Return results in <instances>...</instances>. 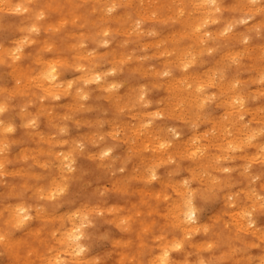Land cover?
<instances>
[{
	"label": "rangeland",
	"instance_id": "obj_1",
	"mask_svg": "<svg viewBox=\"0 0 264 264\" xmlns=\"http://www.w3.org/2000/svg\"><path fill=\"white\" fill-rule=\"evenodd\" d=\"M19 1V0H18ZM17 0H5V1H2V0H0V4H3V3H5L6 4V8H5V4H3L2 6L6 9V10H4V8L2 7V9L0 8V42L2 43V46H3V49H2V51L5 49V50H7L5 53L4 52H2L0 55H2V56H0V59L2 60H0L1 62H0V87H1V89H0V91H2V92H0V103L2 102V103H5L7 106H5L4 104V111L2 112V120H5L4 122L6 123L7 122V124H13L15 127H14V131H11V132H4V131H2V130H0V143L1 142H3V141H6L7 143L3 146L4 147V151H5V154H4V152H0V155L1 154H4L3 155V157L4 156H7V158L9 159H5L6 160V162L4 163V168H0V210L3 208V207H5V208H3L0 212V264H19V263H21V264H51L53 261H54V259H55V256L58 254L60 257H59V259L60 260H63V258L66 260H64L65 262H64V264H153V261H154V258H156L159 254H160V245L161 244H163V243H165V240H167L168 239V241H169V239H171V240H173V238H174V236L176 237V238H174V240H183L185 243H183V241H182V243H183V248L182 249H177V250H172V252H171V263L170 264H184V262L182 263L181 261H184V259H185V257H186V261H185V264H186V262L188 263V262H190V264H192L193 262H198V260L200 259V258H202L203 260H204V264H262L263 262H264V239H262L261 237H260V235L261 234H263V233H256L257 231H253V232H245V230L242 228H238L239 226L237 225V223H236V221H235V219H236V215H237V213L238 212H240V211H247V212H250L251 213V216L254 218L255 217V221H256V224H258V226L260 227V229L262 230V231H264V205L262 206L261 204H262V199H264V148L261 146L260 148H262V151H261V149L260 148H257V146H256V144L258 143L257 141H260L261 143H264V133L261 135V133L262 132H264V116L263 117H260V116H262L263 114H264V110H263V108H264V80H262L263 78H264V72L262 73V71H261V67H262V70H264V59H261V57L263 56V58H264V54H260L259 56H261V57H259V58H257L258 56H257V54L258 53H260V51L262 50V52L261 53H264L263 51H264V0H257L256 2H255V5H254V3L251 1L250 2V5L252 6V5H254V7H252V8H254V11H256V13L254 12H248V9H249V7H250V5H249V1L248 0H241V1H239V0H222V1H220V5H221V7H222V12H221V14L219 15V17H220V21H219V24L218 23H216V22H214V24H212L213 23V21L211 20V19H206L205 18V16H207V15H205V14H203L202 12H203V9H201L202 10V12H200V8H201V6H203V5H205V3H203V5L201 4V2H202V0H193L192 2L191 1H189V0H174V1H172L171 2V0L169 1V2H171V3H168V0H136V1H134V0H119L120 2H118V0L116 1H114V0H109V2H108V0H70V2H72L73 1V3L71 4L69 1H64V0H32V2H30L29 0H27V4H28V6L30 7L29 9H31V10H35V9H37L38 11H41L42 9H44V10H42V11H44L45 12V16L44 17H42V19L41 18H37V20H39L40 19V21H36V18L35 19H33V18H27L26 17V15L25 14H22V13H20L19 11H17V12H14V11H7L8 10V8L10 9L11 7H10V5L12 6V4L14 3L15 4V2H18ZM29 1V2H28ZM101 1V2H100ZM106 1V2H105ZM123 1V4L121 3ZM127 1V3L128 4H130V5H128V4H126L125 2ZM129 1H131L130 3H129ZM141 1V2H140ZM144 1L147 3V4H149V7L148 6H145L146 4L144 3ZM167 3H166V2ZM181 1V3L182 4H185V6H183L181 3H179ZM196 1H198V3L196 2ZM239 1V2H238ZM248 1V2H247ZM261 1H262V3H261ZM1 2H3V3H1ZM12 4H11V3ZM50 2V3H49ZM77 4H76V3ZM112 2V3H111ZM117 2V3H116ZM137 2H139V3H137ZM157 2H158V5H157ZM163 2H165L164 3V5L163 4H161V3H163ZM173 2H175L176 3V5L175 4H173ZM194 2H196L195 3V5H193L194 4ZM259 2V3H258ZM10 4V5H7V4ZM22 3H25L26 4V2H22ZM108 3V5H106ZM111 3V4H110ZM120 3V4H119ZM137 3V4H136ZM153 3V4H152ZM177 3H179V4H177ZM201 4V5H198V4ZM256 3H257V6H256ZM46 4H50V5H46ZM57 4V8L55 7V5ZM82 4V5H81ZM113 4V5H112ZM116 4H117V6H119V7H117L116 6ZM119 4V5H118ZM141 4V5H140ZM155 4V5H154ZM160 4L162 5L161 7H162V13H161V10H160ZM167 4V6H165ZM234 5V6H232V5ZM236 4H237V6H236ZM259 4H260V6H259ZM262 4V5H261ZM54 5V8H52V6ZM77 5V6H76ZM79 5H81V6H79ZM95 7H94V6ZM104 5H106V7L108 8V9H106L105 8V10L103 9L105 6ZM113 6L114 8L109 12V7L110 6ZM134 5V6H133ZM151 5V6H150ZM169 5H171V6H169ZM196 5H198L199 6V8L196 6ZM223 5H224V7L225 8H223ZM7 6H9V7H7ZM51 7V9H49V7ZM102 6H104V7H102V9H101V11L99 10L100 8ZM137 6H139V7H137ZM144 6V8H142ZM237 7L236 9H234V8H232V7ZM13 7V6H12ZM32 7V8H31ZM58 7H59V9H58ZM148 7V8H147ZM154 7V8H153ZM157 7V8H156ZM163 7H165V9H163ZM167 7H168V9H167ZM171 7V8H170ZM178 7H185L184 9H185V11H184V9H181V10H179V8ZM196 7V8H195ZM204 7V6H203ZM229 9H227V8ZM239 7V8H238ZM243 7V8H242ZM258 9L259 8V10L257 11L256 10V8ZM14 8V7H13ZM13 8H11L12 10H14ZM42 8V9H41ZM47 8V9H46ZM57 10H56V9ZM95 8H97L99 11H95V13H94V11H92V9L93 10H95ZM142 8V9H141ZM147 8V9H146ZM157 10H156V9ZM175 10H177L178 12L176 13V11L174 12V14L172 13L173 12V10L174 9ZM186 8H188V11L189 12H187V10H186ZM190 8V9H189ZM231 8V9H230ZM260 8H262V9H260ZM40 9V10H39ZM54 9H55V11H54ZM91 9V10H90ZM140 9V10H139ZM153 9V10H152ZM154 9L156 10V11H158V13L156 14L155 12H154ZM169 9L171 10L170 11V13H172V15L169 13ZM197 9H198V11H197ZM238 9H240L239 11H238ZM244 10V11H241V10ZM247 9V10H246ZM37 10H35L36 11V13H37ZM72 10L74 11V13L72 12ZM78 10H81V11H78ZM196 10V11H195ZM104 11H106V12H104V16H106L105 18H106V20L109 18L110 20H107V21H105V19H104V16H102L103 15V12ZM138 11H139V13H140V15H138L139 13H138ZM142 11V12H141ZM152 11H153V13H154V15H150V14H153L152 13ZM191 11V12H190ZM245 11H247V13L245 12ZM261 11V12H260ZM60 12V13H59ZM69 12H71V13H69ZM76 12V13H75ZM92 12V13H91ZM108 12V13H107ZM112 12V13H111ZM126 12H128L129 13V16H128V18L127 19H129V17L131 18V19H129V21L125 18V20L126 21H124V22H126V23H124L122 20H124L123 18L126 16V15H128ZM144 12H146V13H144ZM148 12V13H147ZM163 12H164V14H163ZM182 12H187V14L189 13H191V15H188L189 17H191V18H189V20L187 19L188 18V16H187V18H186V16H185V14L183 15V13ZM193 12V13H192ZM258 12V13H257ZM263 12V13H262ZM80 13H83V17H82V15H80ZM102 13V14H101ZM113 14V15H116V16H114L113 17V15H111V14ZM142 13H143V15H142ZM150 13V14H149ZM166 13V14H165ZM169 13V14H168ZM178 13H181V14H178ZM245 13V14H244ZM253 13V14H252ZM50 14V15H49ZM110 16H109V15ZM124 14V15H123ZM145 14V15H144ZM148 14V15H147ZM159 14V15H158ZM164 15L163 17L161 16V15ZM246 14H248L247 15V17H245L246 16ZM47 15V16H46ZM82 17H80V16ZM86 15V16H85ZM121 15H123V18L122 19H120V16ZM141 15H142V17H141ZM156 15H158L159 17H161V19H159V17L157 16L156 17ZM169 15H170V17H172L171 19L173 20V18L175 19V17H177L178 15L180 16H178L177 18H176V20L175 21H172V20H170V17H169ZM177 15V16H176ZM181 15H183L182 17H181ZM193 15V16H192ZM245 15V16H244ZM61 16V17H60ZM63 16V17H62ZM99 16H100V19H99ZM117 16H119V17H117ZM138 16H140V17H138ZM143 16H145V17H143ZM146 16H150L149 18L148 17H146ZM167 16V17H166ZM185 16V17H184ZM200 16H202L203 18H201V20H203V21H201L202 22V24H200L201 22H199V24L202 26H198L199 28L197 29V22L196 21H200L199 19H197L198 17H200ZM225 16H226V18H225ZM243 16H244V18H243ZM251 16L253 17V18H251ZM66 17V18H65ZM70 17L71 18H76V19H74V21H76V22H74L73 21V19H71V23L69 22L70 20ZM101 17H102V19H101ZM151 17H156L155 19H150ZM166 17V18H165ZM192 17H193V21H195V22H193V23H187V21L185 22V24H189L188 25V27H187V25L185 26V24H183L184 22H183V20H181L182 18H185V19H187L188 20V22H191V20H192ZM195 17H196V19H195ZM209 17H211V16H209ZM241 17V18H240ZM59 18H60V20H59ZM77 18H79V21L77 20ZM139 18H141V19H139ZM144 18H147L146 20L144 19ZM159 19V21H158V19ZM164 20H163V19ZM221 18H224L225 20L226 19H229V20H224V19H221ZM231 18V19H230ZM234 18H236V19H234ZM237 18H239V19H237ZM246 18V19H245ZM247 18H250V20H248ZM24 19H26V20H24ZM57 19H58V21H57ZM84 19H86V20H84ZM118 19V20H117ZM150 19V20H149ZM157 19V20H156ZM168 21H167V20ZM178 19H180L182 22H178V21H180V20H178ZM242 19V20H241ZM244 19H245V22L244 23H239L240 22V20L241 21H244ZM23 20V21H22ZM36 22H35V21ZM62 20V21H61ZM89 20V21H88ZM91 20H92V22H95V24L98 26H96L95 24V26L93 25V24H91L92 22H91ZM103 20H104V22H103ZM117 20V21H116ZM131 20H133V21H131ZM135 20H137L138 22L141 20V22L142 21H144V22H137L136 23V21ZM211 20V21H210ZM224 20V21H223ZM230 20H231V22H230ZM238 20H239V22H238ZM263 20V21H262ZM34 21V22H33ZM55 21H56V24H55ZM68 21V22H67ZM132 22V25L133 24H135V26L133 25V26H131L130 25V23ZM161 21H163V22H161ZM165 21V22H164ZM167 21V22H166ZM207 21V22H206ZM232 21H236V22H232ZM247 21V22H246ZM256 21H258V23L256 22ZM47 22V23H46ZM50 22H52V23H50ZM91 22V23H90ZM101 22H103V23H101ZM121 22H123L122 24H124V25H122L121 24ZM204 22H205V24H204ZM211 22V23H210ZM226 22H228V24L226 23ZM255 22V23H254ZM261 22H263L262 24H261ZM36 24V26H38V29L39 30H36V31H38V32H36L35 33V30H33L32 28L34 27L33 26V24ZM63 23H65V25L63 24ZM67 23V24H66ZM78 25H77V24ZM82 23H84V24H82ZM165 23V24H164ZM196 24V26H194V25H192V24ZM209 23V24H208ZM256 23H257V25H259V26H257L256 25ZM28 24V25H27ZM46 24V25H45ZM60 24H61V26H60ZM74 24H76V25H74ZM105 24V25H104ZM108 24V25H107ZM119 24H120V28H119ZM139 24H141V25H139ZM204 24V25H203ZM208 24V25H207ZM226 24H227V26H229V25H231V24H234L233 25V28H230L231 29V32H230V29H229V31H228V35L229 36H231L230 38H229V36L226 34V33H222L221 32V34H220V31L219 30H221V29H223V27H226ZM22 25H25V28L24 27H21ZM27 25V26H26ZM33 27H32V26ZM39 25H41V26H39ZM44 25H45V27H46V30H48V28H49V31H46L45 32V28H44ZM62 25H64V26H62ZM82 25L83 27H80V26ZM101 25H103L102 27H101ZM185 26V28H184V26ZM205 25H207L206 27H205ZM246 25H247V27H246ZM253 26V25H255L254 26V30H253V28L251 27V26ZM17 26V27H16ZM35 26V27H36ZM49 26V27H48ZM53 26H54V28H56V29H54L53 28ZM118 27V28H116V27ZM122 26H124L123 27V29L125 28L126 29V33H128L127 34V36L125 35L126 33H125V31H123V29H122V31L124 32V34H123V32L121 31V28H122ZM131 26V27H130ZM140 26V27H139ZM192 26H194V28L192 27ZM40 27V28H39ZM51 27V28H50ZM104 27V28H103ZM107 29H109V28H113L114 29V27H115V29L117 30V31H119V32H121V33H119V32H114V31H112V32H110L111 30H113V29H109L108 31H109V35H107L108 34V31L106 32V28ZM129 27V28H128ZM132 27H135V34L137 33H141L140 35H134L133 33V31H132V33H131V35H130V33L129 32H131V29H132ZM150 27V28H149ZM154 29H152V28ZM183 27V28H182ZM187 27V28H186ZM190 27V28H189ZM196 27V28H195ZM205 27V28H204ZM260 27V29H258ZM21 28H23V29H20ZM63 28V29H62ZM100 28H101V30H100ZM102 28H103V30L104 29H106V30H104L105 31V33L102 31ZM137 28V29H136ZM138 28H142L141 30L143 31V32H145L144 34H143V32L141 31V30H139ZM192 28V29H191ZM221 28V29H220ZM28 29H30L29 31H30V34H29V31H28ZM32 29V30H31ZM50 29H51V31H50ZM134 29V28H133ZM132 29V30H133ZM146 29V30H145ZM175 29V30H174ZM178 29H181V30H185V31H187L188 29V31H187V36L184 34V30H183V33H181V31H179V32H176V31H178ZM193 29H195L194 31H193ZM201 29L205 32V30H209L212 34H211V36L210 37H207V38H209L208 40L209 41H206L205 42V45H208V47H210V46H215V48H213V50L212 51H209L208 50V47L207 46H203L204 45V42H202V47L203 48H201L200 46H201V40H200V38L202 37V36H200L201 35V33L203 32H201ZM218 29V30H217ZM251 29V31H249ZM127 30H129V31H127ZM137 30V31H136ZM148 30H150V31H148ZM151 30H153V31H155V33H156V35H155V33L153 32L152 33V31ZM197 30V31H196ZM212 30H214V32H212ZM248 30V31H247ZM27 31V32H26ZM33 31H34V33H33ZM54 33H53V32ZM57 31V32H56ZM71 31H73V32H71ZM77 33H76V32ZM97 31V32H96ZM100 31H102V33H99ZM139 31H141V32H139ZM146 31H147V33L148 32H150V33H146ZM158 32V34H157V32ZM190 31H193V32H191L190 33ZM215 31L217 32V33H219L217 36H216V33H215ZM237 31H238V33H237ZM241 31V32H240ZM259 31V32H258ZM69 33V34H65V33ZM70 32H71V34L72 35H74V32H75V34L77 35L78 33H80V34H78L77 36H68V35H70ZM83 32H84V34H83ZM94 32H96V34L94 33ZM161 32V33H160ZM169 32H171L172 34H175V32H176V34L175 35H171V36H169L168 34H169ZM197 32V33H196ZM236 32V33H235ZM240 32V33H239ZM85 35V34H90L89 36L88 35H86V36H88V37H86L85 36V38H83V36H82V39H83V41H84V43L85 44H83L82 43V39H81V41H80V38L81 37H78V36H80V35ZM112 33V34H111ZM152 33V34H151ZM168 33V34H167ZM179 33H181V34H183V35H185L186 37L184 38V37H182V38H180V37H177V36H180V34ZM194 35H193V34ZM196 33V34H195ZM258 33V34H257ZM91 34H93L94 35V37H96L95 39H93L92 40V38H93V36L91 35ZM98 34V35H97ZM101 34H104L106 37H108V39H109V43H108V45L106 44L105 45V43L104 44H102V42H104L103 40H104V35H103V37H102V35ZM151 34V35H150ZM154 34V35H153ZM164 34H167L168 35V38H170L171 37V39H168V38H166V36L167 35H164ZM199 35V38H198V35ZM239 34H244L243 35V37H249L248 39L246 38L245 40L244 39H242L240 36H242V35H239ZM23 35V36H22ZM30 35V36H29ZM153 35V36H152ZM157 35H158V37H157ZM162 35H164V37L166 38H163V36ZM192 35V36H191ZM222 35V37L225 35H227L226 37L227 38H222V37H220ZM232 35H234V36H232ZM239 35V36H238ZM18 36H20L19 38H18ZM24 36H25V38H24ZM35 37V38H32V37ZM138 38H137V37ZM156 36V37H155ZM172 36H176V38L175 37H172ZM195 36H197V38L198 39H196L195 38ZM235 36H237V39H235L236 37ZM14 37L17 39V41H16V39H15V41H13V39H14ZM27 37V38H26ZM48 37V38H47ZM100 37H102V38H100ZM191 37V38H190ZM218 37H220V38H218ZM235 37V38H234ZM238 37H240L241 39H240V41H238L239 40V38ZM21 38H23L24 39V41H23V39H21ZM29 38V39H28ZM45 38V39H44ZM47 38V39H46ZM100 38V39H99ZM176 39V41H179V43L178 42H176L175 41V39ZM178 38H180V40L178 39ZM194 38V39H193ZM217 38V39H216ZM20 39V40H19ZM31 40L30 41V43L31 44H28L29 43V41H28V45L25 43V41L26 40ZM35 39V40H34ZM39 39H41V40H39ZM42 39H43V41H44V45H45V47L42 45L43 44V41H42ZM126 39V40H125ZM158 39H160V40H158ZM161 39H162V41H164L163 42V44H162V42H161ZM168 39V40H167ZM174 39V40H173ZM181 39H183V40H181ZM192 41H191V40ZM197 41H196V40ZM211 39V40H210ZM215 39V40H214ZM11 40V41H10ZM95 40V41H94ZM96 40H97V42H98V40H102V41H100L99 42V44H101V45H99L97 42H96ZM128 40V41H127ZM134 40V41H133ZM152 42V43H154L153 41L155 40H158L157 42H159L160 44H158V46L159 47H157L158 48V51L157 50H155V49H157L156 48V46H157V44H154L153 46H152V44H149V43H151L150 41ZM195 40V41H194ZM198 40H200V41H198ZM247 40H249V43H248V41ZM21 41H22V43H21ZM35 41V42H34ZM46 41H50L49 43H53L52 45L53 46H55V48H53V46L51 45H49V43L48 42H46ZM125 42V41H127V44H126V42L125 43H122V42ZM141 43H140V42ZM143 41L145 42L144 44L145 45H142V43H143ZM149 41V42H148ZM169 41H172V42H174L175 41V45H174V43H172V42H169ZM193 41L196 43V44H198L199 46H197V48H196V44L194 43L193 44ZM226 41V42H225ZM243 41H245V42H243ZM23 42L25 43V44H23ZM27 42V41H26ZM34 42V43H33ZM38 42V43H37ZM73 42V43H72ZM77 42V43H76ZM80 42V43H79ZM199 42V43H198ZM17 43H21L20 45H23L24 47H23V49L21 50L22 51V53H23V56L21 57V58H19L17 61H15L16 60V58H15V60L13 59L12 61H10L11 59H12V55H10V54H7L8 52H10V50L12 51L14 48H17L18 47V45H17ZM72 44V45H67V44ZM120 43H121V45H120ZM177 43H178V45L179 46H181V47H179L178 45H177ZM193 44L192 46H191V44ZM220 43V44H219ZM48 44V46H49V48L46 46ZM162 44V45H161ZM187 44H189L190 46H188ZM225 44V45H224ZM246 44H249V46L250 47H248ZM254 44V46H252ZM13 45H16L15 47H13ZM27 45V46H26ZM65 45H67V47L65 46ZM83 45V46H82ZM103 45H105V46H103ZM151 45V46H150ZM182 45H183V47H184V49L183 50H185V51H187V49H190V47H191V49L187 52V56L186 55H181L182 53H186L185 51H182ZM185 45V46H184ZM188 47H187V46ZM218 45V46H217ZM256 45V46H255ZM7 46V47H6ZM72 46V47H71ZM79 46V48L77 49V47ZM85 46V47H84ZM145 48H144V47ZM147 46H148V48H147ZM217 46V47H216ZM230 46V47H229ZM258 46L259 47H262V49H260V50H258L259 48H258ZM11 49H10V48ZM47 47V48H46ZM71 47V49L72 50H70L69 48ZM76 47V48H75ZM82 47H84V48H82ZM144 48L143 50H141L142 48ZM161 47V48H160ZM166 47H169V50L166 48ZM179 47V48H178ZM193 47H195L196 49H198L199 47H200V49L202 50V52H201V50L200 49H198V51H195L196 49H194ZM204 47H207V48H204ZM40 48V49H39ZM44 48H46V50H44ZM50 48H53L50 52H49V49ZM68 48V49H67ZM181 50V52L182 53H180V52H178L179 50ZM181 48V49H180ZM245 48L247 49V50H249V51H247V50H245ZM73 49H76V51L78 52V50L79 49H82V50H79L80 52H82V51H84L85 49H87V51H84V52H82L83 53V55H84V57L81 55V53L79 52V55H80V57H79V55L77 54V53H75L76 51L75 50H73ZM84 49V50H83ZM90 50V52H93L92 54L89 52V50ZM94 49V51H92ZM111 49V50H110ZM112 49H115L114 50V52H113V50ZM155 51H154V50ZM162 49V50H161ZM192 49H194L192 52L194 53V55H196V54H198V52H199V54H198V56L196 55V56H194L193 55V57L195 58V57H197V58H195V59H192V52H191V50ZM226 49H228L227 51H226V53H224L223 54V52L226 50ZM233 49V51L232 52H234V51H236V52H234L233 54L231 53V50ZM40 50V51H39ZM59 50V51H58ZM122 50L123 51V53H121L120 51ZM130 50H132L131 52H132V54H131V52H130ZM161 50V51H160ZM208 50V51H207ZM242 50H244V51H242V53H241V51ZM257 50H258V52H257ZM75 51V52H74ZM96 51V52H95ZM107 53L106 55H105V52ZM109 51V52H108ZM152 51V52H151ZM171 51V52H170ZM172 51H174V52H172ZM205 51H207V52H205ZM240 51V52H239ZM14 52V51H13ZM104 52V54H102V56H99V55H101V54H98L97 55V53H103ZM113 52V53H112ZM121 53V54H123L122 56H120V58H117V56L119 57V55L117 54V56H116V53ZM125 52H130L129 54L128 53H125ZM158 52V53H157ZM159 52H161V53H159ZM190 52V53H189ZM197 52V53H196ZM203 52H205V54L203 53ZM210 52H212V53H210ZM229 52V53H228ZM243 52H245V53H243ZM246 52H249L250 53V55L251 54H253V55H251V57H248V54L249 53H246ZM58 53V54H57ZM72 53L74 54V56L72 55ZM125 53V54H124ZM139 53V54H138ZM153 53H154V55H153ZM157 53V54H156ZM189 53V54H188ZM220 53H221V55L222 56H219L220 55ZM237 53V55H234V54H236ZM4 54H6V55H4ZM38 54V55H37ZM39 54H40V56H43V58H45L44 59V61H43V58L42 57H38L39 56ZM42 54V55H41ZM57 54V55H56ZM88 54V55H87ZM91 54V55H90ZM139 56H138V55ZM143 54H145V56H147V54L149 55V54H151L150 55V57H143L142 55ZM166 54H168V56L166 55ZM174 54V55H173ZM201 54V55H200ZM230 54V55H229ZM232 54V55H231ZM242 54H245L246 56L245 57H242L243 55ZM34 55V56H33ZM73 56V58H75V56H76V58L75 59H73L72 58V56ZM88 57H87V56ZM112 55H115V56H113V57H111ZM126 55V56H125ZM127 55H130V56H128L127 57ZM133 55V56H132ZM140 55H141V57H140ZM158 55V56H157ZM161 57H160V56ZM170 55H172L173 57H171ZM190 55V56H189ZM225 55V56H224ZM226 55H229V57L228 56H226ZM237 56L238 58H240V59H238L237 57L235 58H233L234 59V62L232 61L233 59H231V57L232 56ZM249 55V56H250ZM11 56V57H10ZM45 56V57H44ZM62 56H64V57H62ZM96 56V57H95ZM156 56H157V58H156ZM167 57V59L165 60V58ZM185 56H186V58H185ZM200 56V57H199ZM255 56H257L256 58L259 60V61H256L257 59L255 58ZM35 59V57H37L36 59H38L39 58V60L41 59L44 63H46L47 61L48 62H51V60L52 61H56V59H52V58H54V57H57L58 59L59 58H61V59H63L62 61H60V60H57V62H58V67H57V71H58V74L60 75V77H61V80H63L62 82H64L65 80H67V81H69V80H71V79H73V81H75L76 83H74V86H73V88L74 89H77V87H80L81 88V86H83L82 87V89H80V88H78V89H80V92L82 91V90H85V89H87L88 90V92H86L87 90H85V94L87 95V96H85V98H86V100H83L82 101V99H85V98H82L81 99V101H78L79 103H83L81 106L79 105V107L77 106L79 103H76V101L77 100H79L81 97H77V98H79V99H76V97H75V95L76 96H79V95H77V94H79L77 91H79V90H77V91H75V92H77L75 95H70V93H72L73 92V94L75 93L73 90V88L71 89V90H69L68 92L67 91H62L63 93V95L61 94V96H59L57 99H55V97L53 98V100L51 99V97H48V98H45V99H42V98H40L39 96H41L42 94H43V91L40 89V88H37L38 87V78H36V77H39L40 76V74L42 73V71H40V67L41 66H43L44 65V67H42V70L44 69L45 70V68H46V66H47V64H42V61L41 62H38L37 60H36V62H34L33 60V58ZM51 58V59H48V58ZM69 58V62L67 61V60H65V59H68ZM77 57H79V61H77L78 59H77ZM83 57V58H82ZM86 57H87V59H89V60H87L86 59ZM93 57H95V58H93ZM124 57V58H123ZM125 57H127V58H125ZM136 57H139V58H136ZM143 57V58H142ZM188 57H190V58H188ZM217 57H220V58H218L219 59V61H218V59H216ZM223 57V58H222ZM247 57V58H246ZM252 57H254L256 60H254V58H252ZM82 58V59H81ZM85 58V59H84ZM134 58V59H133ZM171 58V59H170ZM177 59V60H175V59ZM184 58H185V60H184ZM199 58V59H198ZM92 60V62H91V60ZM131 59H132V61H131ZM136 59V60H135ZM137 59H138V61H137ZM140 59V60H139ZM144 59V60H143ZM173 59V60H172ZM182 59H183V62H185V63H187V64H185V63H183V62H178V60H180V61H182ZM197 59V60H196ZM203 59V60H202ZM223 60L224 61V59L225 60H227V61H221V60ZM231 59V60H230ZM237 59V60H236ZM5 60V61H4ZM74 60H75V62H74ZM111 60V62H109ZM123 60V61H122ZM143 60V61H142ZM161 60V61H160ZM172 60V61H171ZM187 60V61H186ZM192 60H194V61H192ZM199 60L200 61H202V63L203 64H201V62L200 63H198L199 62ZM217 60V61H216ZM242 61L241 63L242 64H240L239 63V65H240V67H239V65H237L238 64V62L239 61ZM8 61H9V64L12 66V68H11V66L10 65H8ZM14 61V62H13ZM71 61H73L74 63H72ZM76 61H77V65H76ZM82 61V62H81ZM137 61V62H136ZM170 61V62H169ZM177 61V62H176ZM190 61V62H189ZM196 61H197V63H196ZM204 61V62H203ZM228 61H229V63H232V64H230L229 65V63H228ZM238 61V62H237ZM255 63H254V62ZM2 62H4V63H2ZM47 62V63H48ZM68 63V64H65V66L64 67H61V66H63V64L64 63ZM96 63V64H101V66L98 64V65H96V64H93V63ZM163 62H165V63H170V65H169V63H168V65L166 64L165 66H164V63ZM174 62V64L176 65V64H181L182 65V63L185 65V66H187V68H184L183 69V66H182V69L181 68H179L180 66H175L174 64H172ZM218 63V64H216V63ZM222 62L224 63V65L222 64ZM226 62V63H225ZM20 65H19V64ZM40 63V64H39ZM61 63H63V64H61ZM86 63V64H85ZM90 63V64H89ZM243 63H245V65L243 64ZM71 66H70V65ZM82 65V66H88L87 68H90V66L92 65V66H94V65H96L97 66V69H98V71L100 72L101 70V72H103V73H105V72H107V74H106V76L108 77V79L112 82V83H114V82H116L117 84H115V85H117L116 86V90H113L114 88H102L103 86H100V84H98V83H95V82H91L90 84H82L81 83V81L80 80H78L80 77H75V76H81V71H80V69H79V67H77V66H79V65ZM105 64V65H104ZM138 64H139V66H138ZM172 64V65H171ZM190 64H192V65H190ZM200 64V65H199ZM205 64V65H204ZM215 64V65H214ZM221 64V69H219L220 67H218L219 65ZM227 64V65H226ZM248 64V65H247ZM253 64V65H252ZM26 65H28V66H26ZM68 67H67V66ZM73 65H75V67L77 68H75ZM80 65V66H81ZM140 65H141V68H140ZM210 65H212L211 67L213 68H211L210 67ZM227 67H226V66ZM242 65V66H241ZM260 65V66H259ZM16 66V67H15ZM20 66L22 67V69H23V71H21L22 69L20 68ZM24 66V67H23ZM95 66V67H96ZM112 67V66H114L113 67V69H114V73H110L108 70L109 69H111L110 67ZM127 66V67H126ZM150 66V67H149ZM167 66V71L169 70V72H170V76H169V74L167 75V74H163L164 76L166 75L167 77H163V75L161 74L162 72L161 71H164V70H166V67ZM171 68H169V67ZM184 66V67H185ZM208 66H209V68H208ZM215 66L217 67V69H219V70H215L216 68H215ZM255 66H256V69H255ZM28 69H27V68ZM33 67V68H32ZM61 67V68H60ZM66 67V68H65ZM86 67H84V68H86ZM109 67V68H108ZM136 67H138V68H136ZM143 67L144 68H147V67H149V68H157V70L158 71H160L161 73H157L158 71H156V69H152L153 70V72H152V70H150L151 71V73H150V71H149V69L147 68V69H145L146 71H143L144 69H143ZM163 67H164V69H163ZM20 68V69H19ZM24 68H26L28 71H27V73H26V71H24ZM31 68H32V70H31ZM38 68H39V70H38ZM108 68V69H107ZM131 68V69H130ZM188 68H189V70H188ZM205 68H207V70H209V71H207ZM225 68V69H224ZM227 68V69H226ZM11 69H13L14 71H13V74H12V70ZM61 71H59V70ZM79 69V70H78ZM107 69V70H106ZM116 69H117V71H116ZM134 69V70H133ZM161 69H163V70H161ZM212 69V70H211ZM16 70V71H15ZM29 70H30V72H29ZM43 70V71H44ZM120 70H122V71H120ZM131 70H133V72L131 71ZM140 70V71H139ZM171 70V71H170ZM203 70H206L204 73L206 74L207 73V77L206 76H204L203 75ZM38 71H39V74H38ZM134 71H136V72H134ZM158 74H156L155 75V72ZM183 71V72H182ZM190 71H193L194 73H202L201 75H199L198 73V75H195L194 73V76H192L193 74H192V72H190ZM195 71H197V72H195ZM218 73H220V74H218ZM220 71V72H219ZM258 71V72H257ZM261 71V72H260ZM16 72H18L17 74H16ZM23 72V73H22ZM35 72H36V74H35ZM110 74H109V73ZM138 72V73H137ZM146 72V73H145ZM147 72H149V73H147ZM165 72V71H164ZM189 73L190 72V76L187 74V73ZM211 72H215V73H211ZM222 72V73H221ZM224 72V73H223ZM33 73H34V75H36V76H34L33 75ZM63 73V74H62ZM152 73H154L153 75H152ZM173 73V74H172ZM210 73V74H209ZM257 73H258V75H257ZM260 73H262L263 74V78H261L262 76V74H260ZM10 74V75H9ZM28 74V75H27ZM31 76H30V75ZM37 74L39 75V76H37ZM69 74V75H68ZM79 74V75H78ZM146 74V75H145ZM149 74V75H148ZM160 74L162 75V77L160 76ZM182 74V75H181ZM208 74H209V76L212 78H210L209 76H208ZM224 76H223V75ZM24 75L26 76V77H24ZM62 75V76H61ZM68 75V76H67ZM181 75V76H180ZM184 75V76H183ZM187 75V76H186ZM251 75V76H250ZM19 76V78L21 77H24V78H22V80L24 81H22L23 82V85H21L20 83H22L21 82V79H19V80H17V83H16V79H15V77H18ZM157 76H159L158 78H157ZM174 76L176 77V78H174ZM196 76H200V77H197V80H201V78H204V77H206V78H204V81L203 80H201V85L203 86L204 85V87L203 88H200L199 86H198V83L197 84H195L194 83V80H196ZM215 76V78H213ZM219 76V77H218ZM259 76H260V78H259ZM6 77V78H5ZM12 77H14V79L12 78ZM32 77V78H31ZM71 77H74V78H71ZM169 77H171L172 79H174L173 81H176V82H174L173 84H172V86H174V85H176V83L178 82L176 79L179 77V79L182 81V77L184 78H186L187 79V77H188V79L187 80H183V82H181L180 80H179V86L181 87V89H189L190 87L192 88V87H194L193 89H189L190 91H192L193 90V92H194V90H195V92H194V97H193V94L190 92V91H188V93H187V90L185 91V90H181L180 88H179V86L174 90V87H176V86H174L173 88L171 87V88H169L170 86H168V85H170L168 82V78ZM181 77V78H180ZM191 79H190V78ZM209 77V79H207ZM218 77V79H217V81H216V78ZM249 77H251L252 78V80L254 81V78L256 77V78H259L258 80L261 82V83H258V81L256 80V81H254V82H252V81H250L251 79H249ZM70 78V79H69ZM200 78V79H199ZM221 78H225L224 80H226L225 82H224V80L223 79H221ZM237 78V79H236ZM239 78V79H238ZM246 78H247V80H246ZM18 79V78H17ZM35 79H37L36 81H37V83H36V81H33V80H35ZM154 79V80H153ZM157 79H158V82H159V85H158V82H157ZM215 79V80H214ZM221 79V80H220ZM232 79V80H231ZM243 79H245V80H243ZM191 80V81H190ZM195 81V82H199V81ZM214 80V81H213ZM231 80V82L229 83L228 81H230ZM234 80V81H233ZM236 80H242V81H236ZM249 80V81H248ZM5 81H6V83H5ZM27 82V84H26V82ZM186 81H190L191 83H192V81H193V83L192 84H194V86L192 85V84H190V82H187L188 84H186ZM216 81V82H215ZM236 81V84H234L233 86H230V84L232 83V82H235ZM18 82H20L19 84L20 85H18ZM66 82V81H65ZM127 82V83H126ZM149 82V83H148ZM162 82V83H161ZM164 82H167L168 83V85L166 84V83H164ZM209 82V83H208ZM222 82V83H221ZM223 82L225 83V87H223ZM237 82H238V84H237ZM16 83V84H15ZM29 83H30V85H29ZM33 83H35V84H33ZM141 83V84H140ZM152 83H155L156 84V87H153L154 86V84H151ZM160 83H161V86H160ZM184 83V84H183ZM200 83V82H199ZM206 83V84H205ZM216 83V84H215ZM221 83V84H220ZM243 85H242V84ZM14 84V86H12ZM79 84V85H78ZM121 84V85H120ZM122 84H124V85H122ZM189 84H190V86H189ZM212 84V85H211ZM226 84H227V86L229 87H226ZM4 85V86H3ZM16 85H18V86H16ZM27 85H29L28 86V88L26 89L25 88V86H27ZM78 85V86H77ZM99 87H101L102 89H97V88H99ZM118 85H120V87L118 86ZM142 85V86H141ZM145 85V86H144ZM167 85V86H166ZM183 85H188L187 87H185V88H183L184 86ZM208 85V86H207ZM210 85V86H209ZM218 87H217V86ZM2 86H3V88H2ZM31 86V88L29 89V87ZM33 86V87H32ZM75 86H77L76 88H75ZM97 86V87H96ZM133 86H134V89H135V92H133L131 89L133 88ZM160 87L159 89H158V87ZM163 86V87H162ZM195 86L197 87L198 86V89L199 90H201L202 92L201 93H199L200 91L196 88L195 89ZM215 86V87H214ZM219 86H221V87H219ZM11 87H13V88H11ZM143 87H145V88H147L146 90H145V88H143ZM170 89V90H174V93H176L177 95H175V94H173V90L172 91H170L168 88ZM207 87V89L205 90L204 88H206ZM240 87V88H239ZM257 87H259V88H257ZM33 88L35 89V91H36V93H35V91L33 90ZM152 88V89H151ZM167 88V90H169L170 92H167L165 89ZM219 88H222V89H219ZM231 88V89H230ZM235 89V91H238V93H240L242 96L243 95H247V97H244L243 96V99L245 98V100H243L244 101V104L245 105H247L246 106V108H245V106L243 107L244 109H247V110H244L243 108L242 109H240V110H235L236 108H232L229 104H227V102H230V97L233 95V92H234V90L233 89ZM256 88V89H255ZM7 89V91H5ZM9 89V90H8ZM10 89H11V91H10ZM127 89V90H126ZM133 89V90H134ZM140 89V90H139ZM180 89V90H179ZM249 89V90H248ZM252 89V90H251ZM255 90V92H254V90ZM258 89V90H257ZM259 89H263V92H262V94H260L259 96H258V93H257V91H262V90H259ZM23 90H24V92H23ZM28 90V91H27ZM110 90H113V91H111V92H109ZM136 90H138V91H136ZM151 90V92H149ZM197 90V91H196ZM233 92H232V91ZM242 90V91H241ZM13 91V92H12ZM70 91H72V92H70ZM107 91V92H106ZM114 91H116L115 93H114ZM142 91V92H141ZM181 91V95H182V97H181V95L179 94V92ZM203 91H205V92H203ZM207 91V92H206ZM224 92V94L222 93V92ZM231 91V92H230ZM244 91V92H243ZM15 92H16V94H15ZM17 92H18V94H17ZM29 92V93H28ZM70 92V93H69ZM83 92V91H82ZM123 92H125V93H123ZM129 92V93H128ZM130 92H131V94H130ZM138 92H140V95H141V93H143V92H145L144 93V95L145 96H143V97H141V96H139V94H138ZM171 92H172V94H171ZM226 92H227V94H226ZM245 92H247V93H245ZM23 93H25L24 95H21V94H23ZM89 93V94H88ZM109 93V94H108ZM111 93H112V95H111ZM169 93V94H168ZM184 95H183V94ZM203 93H205V95L207 94V95H212L213 97H211V96H207V100H206V102H204L205 100H203V102H202V104L204 105L203 107H202V105H200L201 104V102H200V104H199V101H198V99L199 100H201L202 101V99H204V98H206V96L203 94ZM209 93H216V95L215 94H209ZM219 93V94H218ZM220 93H221V95H220ZM229 93V94H228ZM254 93H255V95H254ZM29 94V95H28ZM34 94H37V96L35 97L34 96ZM69 94V95H68ZM99 94V95H98ZM116 94V95H115ZM121 94H123V95H121ZM128 96H127V95ZM131 95V97H133V98H131L130 97V95ZM133 94V95H132ZM173 95V96H171V95ZM189 94V95H188ZM192 94V95H191ZM196 94V95H195ZM198 94V95H197ZM200 94V95H199ZM224 96H223V95ZM231 94V95H230ZM11 95V96H10ZM31 95V98H29V96ZM105 95V97H103ZM110 95V97H108ZM118 95V96H117ZM119 95H121V96H119ZM126 95V97L124 98L123 96H125ZM166 95H168V97L169 96H171L170 98H167L166 97ZM174 95H175V97L177 98V97H180V98H178V99H176L175 97H174ZM180 95V96H179ZM201 95L202 96H205V97H201ZM218 95L220 96V97H218ZM249 95H251V96H253V97H255V96H257V97H255V98H252V97H250ZM74 96V97H73ZM117 96V97H116ZM138 96V97H137ZM165 96V97H164ZM185 96V97H184ZM187 96V97H186ZM197 96H199L198 97V99H197V101H198V103L195 105V103L197 102L196 101V97ZM230 96V97H229ZM113 97H116V99H118V97L120 98H122V100H120V99H118L119 100V103L121 102L122 103V101H125V104L124 103H122L121 105H119V103H117L116 102V99H113ZM128 97V98H127ZM134 97H135V100H134ZM138 98V100H137V98ZM160 97H163L162 99H158V98H160ZM188 97H190V98H188ZM229 97V98H228ZM41 100H40V99ZM106 98V99H105ZM110 98H112V99H110ZM131 98V99H130ZM147 98L149 99V100H147ZM165 98V99H164ZM186 98H188V99H186ZM200 98H202V99H200ZM208 98H209V100H208ZM214 98V99H213ZM216 98V99H215ZM4 99V100H3ZM167 99H169V100H171L172 102H174V104L176 105L177 103H178V105L179 106H184L185 105V107L184 108H182V107H180V109H186V110H180V112H179V110L177 109V108H179V106H173V104H171L170 102L171 101H168ZM180 99H181V103H179L180 102ZM192 99H195V101L196 102H193L192 101ZM223 99V102L221 101ZM25 100H26V103H28V104H25ZM36 100V101H35ZM43 100V101H42ZM112 100H114L115 102H112ZM162 100L164 101L165 100V102H162ZM174 100V101H173ZM175 100H176V102H175ZM183 100V101H182ZM219 100H220V102H221V104H220V102H219ZM31 101V102H30ZM73 101H75V102H73ZM142 102L141 104L139 103V102ZM185 101H187V102H185ZM194 103H192V102ZM227 101V102H226ZM65 102H67V103H65ZM70 102V103H69ZM73 102V103H72ZM129 102H131L130 103V105L131 106H133V108L132 109H130V107L128 106L129 105ZM133 102V103H132ZM136 102H138V104L136 103ZM148 102H151V104L150 103H148ZM158 104H157V103ZM189 102V104L191 105H189V104H187ZM218 102V103H217ZM226 102V103H225ZM30 103V104H29ZM41 103V104H40ZM48 103V104H47ZM69 103V104H68ZM72 103V104H71ZM76 103V104H75ZM182 103H184V104H182ZM186 103V104H185ZM205 103V104H204ZM40 104V106H39V108L37 107L38 105ZM43 104V105H42ZM67 104V105H66ZM71 104V105H70ZM117 104V105H116ZM132 104H134V105H132ZM144 104V105H143ZM182 104V105H181ZM193 104V105H192ZM223 104V106H221ZM224 104H227V105H229L232 109H233V111H231V113H229L228 111L230 110V107L229 106H227L226 105V108L227 107H229V110H228V108L226 109L225 108V106H224ZM11 105V106H10ZM23 105V106H22ZM26 105V106H25ZM50 105L53 107V109L51 110V107H50ZM73 105V106H72ZM125 105V106H124ZM142 105V106H141ZM145 105H146V107H145ZM198 106V110L196 109V107L195 106ZM258 105H260V106H258ZM43 106V107H42ZM45 106H49V107H45ZM73 108L74 106H76V107H74L73 108V112L75 113V111L77 112V111H80L79 113H76V114H74L73 112H72V110H70V109H72L71 107ZM84 106V107H83ZM90 106H92V108L90 107ZM115 106H121V107H115ZM140 106H141V108H140ZM174 108H173V107ZM192 106L194 107L193 109H192ZM260 108H258V107ZM21 107L22 108H24L23 110L24 111H22L21 110ZM40 107H42L43 108V110L45 111H43ZM68 107V108H67ZM70 107V108H69ZM86 107V108H85ZM127 107H129V108H127ZM145 107V108H144ZM160 107L162 108V109H164L163 111H162V109L160 110ZM164 107V108H163ZM168 107V108H167ZM171 107V108H170ZM176 107V108H175ZM187 107H189V108H187ZM249 107H253L252 109L251 108H249ZM255 107V108H254ZM257 107V108H256ZM261 107H262V111H261ZM87 108H91V109H89V110H87ZM158 110H157V109ZM199 108H201V109H199ZM249 108V109H248ZM47 109V110H46ZM122 109H124V110H122ZM139 109H142V110H140L141 112H139V113H141V114H139L138 113V110ZM143 109H145L144 111H146V114H145V112H142L143 111ZM149 109V110H148ZM169 111H168V110ZM171 109V110H170ZM188 109H190V110H192L194 113H195V111H198L199 112V114H197L196 115V113H195V115L194 114H192L193 112L191 111V113H190V116H191V114L193 115V117L192 118H196V120H194V119H192L190 116H189V110ZM231 109V110H232ZM255 109V110H254ZM26 110V111H25ZM38 110V111H37ZM42 110V111H41ZM51 110L54 114H55V112H56V117H55V115H53L52 114V112H49V111ZM84 110H86V111H84ZM119 110H121V112H119ZM175 110V114L172 112V111H174ZM201 110V111H200ZM224 110H227V111H225V113L227 112V115L228 116H230V117H228L227 115H226V117L224 118V119H226L227 121H231V119L232 118H234V119H232V123L233 124H230L229 122H227L226 120V122H224L223 123V121H224V119H222L223 117H224V115H225V113H224ZM27 111L29 112H31V114H29V115H34L35 114V116L34 117H36L37 118V127H35V128H31V127H28V125H26L24 122H21V120L22 121H25V119H24V117L22 118V116H23V114L25 115V114H28L27 113ZM41 111V112H40ZM48 111V112H47ZM55 111V112H54ZM69 111H70V113H69ZM131 111V112H130ZM159 112V111H162L163 113H164V115L163 116H160V117H157V116H155V117H149V115H151V114H153V113H155V112ZM166 111V112H165ZM167 111L169 112V113H167ZM171 111V112H170ZM182 111V112H181ZM236 113H235V112ZM239 111H244V112H242V113H239ZM20 112V113H19ZM24 112V113H23ZM29 112V113H30ZM44 112V113H43ZM57 112H59V113H57ZM71 112L73 113L72 115H74L72 118H74V119H72L71 117H70V115H71ZM131 113L130 115H129V113ZM136 112V113H135ZM151 112H153V113H151ZM180 114H179V113ZM185 112V113H184ZM187 112V113H186ZM224 114H223V113ZM247 112V113H246ZM18 113V114H17ZM37 113V114H36ZM39 113H41V114H39ZM46 113H49V114H47V116H46ZM53 115V117H51L50 118V116H52L51 114ZM120 113V114H119ZM176 113H178L177 114V116H182V114H183V117H181L182 118V120H181V118H180V116L179 117H177L176 116ZM203 113V114H202ZM221 113V114H220ZM233 113H235L236 114V116H235V114H233ZM244 113V114H243ZM261 113H262V115H261ZM20 114L22 115V116H20ZM45 114V115H44ZM67 114H68V116L70 117V120L69 119H66L67 117ZM128 114V115H127ZM133 114V115H132ZM139 115V116H136V118H135V115ZM166 114V115H165ZM173 114V115H172ZM188 114V116H186ZM240 114V115H239ZM32 115V116H33ZM59 117H58V116ZM64 115H66V116H64ZM145 115H147L148 117H146ZM202 115L203 116H205L204 118H206V115H207V117H209L210 118V116L214 119L213 121L211 120L212 118H210V120L207 118L206 120H209V121H206L203 117H202ZM237 115H238V117H237ZM243 115V116H242ZM252 115H253V117H255V119L252 117ZM255 115V116H254ZM259 115V116H258ZM13 116V117H12ZM62 116H63V118H62ZM144 116V117H143ZM167 116V117H166ZM170 116V117H169ZM198 116H201V117H198V118H200V119H198L197 117ZM233 116V117H232ZM235 116V117H234ZM240 116H241V118H240ZM251 116V117H250ZM48 119H47V118ZM138 117V118H137ZM175 117V118H174ZM177 117V118H176ZM188 117V118H187ZM190 117V118H189ZM222 117V118H221ZM250 117V118H249ZM60 118V119H59ZM79 118V119H78ZM148 118V119H147ZM149 118L151 119L150 121H152V122H150V124H149ZM183 118H184V120H183ZM202 118V119H201ZM218 118V119H217ZM219 118H221V119H219ZM235 118H236V120H235ZM238 118V119H237ZM256 118H257V120H256ZM259 118H263L262 120L261 119H259ZM24 119V120H23ZM62 119V120H61ZM78 119V120H77ZM81 119V120H80ZM89 119V120H88ZM95 119H97L98 121L99 120H102V121H95ZM178 119V120H177ZM180 119V120H179ZM190 120V124H189V122L187 121V120ZM241 119V120H240ZM51 120V121H50ZM61 120V121H60ZM73 120V121H72ZM139 120H142V122L141 121H139ZM148 120V121H147ZM185 120H186V122H185ZM192 120V121H191ZM201 120H205L204 122L203 121H201ZM215 120H217V121H215ZM219 120H222V122L221 121H219ZM238 120V121H237ZM250 122H249V121ZM254 120V121H253ZM255 120H256V122H255ZM260 120V121H259ZM9 121V122H8ZM74 121H76V122H74ZM81 121H85V122H81ZM93 121H95V123L93 122ZM111 121V122H110ZM117 123H116V122ZM120 121H122V122H120ZM139 121V122H138ZM148 123V124H146V122ZM154 121V122H153ZM195 121V122H194ZM216 123H215V122ZM235 121H236V123H235ZM246 121H248V122H246ZM263 121V122H262ZM50 122V123H49ZM56 122L59 124V125H61L60 127L59 126H57L58 124H56ZM79 122V123H78ZM93 122V123H92ZM102 122H104L103 124H101ZM114 122H115V124L117 125V127H116V125H115V127L112 129V131L114 130V131H116L115 133H114V131L112 132L111 131V128H112V126H114L113 124H114ZM123 122L125 123V122H128L129 123V125H128V123H126V126H125V124H123ZM134 122V123H133ZM136 122V123H135ZM145 122V123H144ZM193 122V123H192ZM221 122V123H220ZM241 124H240V123ZM262 122V123H261ZM20 123H22V124H20ZM52 123H54V124H52ZM91 123V124H90ZM99 123V124H98ZM112 123V124H111ZM118 123H119V125H118ZM140 125H139V124ZM162 125H161V124ZM192 123V124H191ZM217 123H220V126H219V124H217ZM239 123V124H238ZM245 123V124H244ZM246 123H249V124H247L246 125ZM25 124V125H24ZM90 124V125H89ZM95 126H94V125ZM121 124H123V125H121ZM145 124V125H144ZM153 124V125H152ZM234 124L236 125L235 126V128H234ZM243 124H244V127H243ZM23 125V126H22ZM53 125V126H52ZM54 125H56V126H54ZM65 125V126H64ZM67 125V126H66ZM97 125H100L99 127L97 126ZM110 125H111V127H110ZM138 125V126H137ZM142 125H144V126H142ZM154 127H152V126ZM159 127H157V126ZM188 125H190L189 126V128H188ZM191 125H193V127L191 126ZM195 125V126H194ZM196 125H198V126H196ZM229 125H231V126H229ZM254 127V128H257V129H254L255 131H256V133H255V131L253 132L254 133V135H253V133L251 132V131H253V129L252 130H250L249 129V127ZM261 125H262V132H260L261 130ZM63 126V127H62ZM124 128H123V127ZM141 128H140V127ZM149 126H150V128L152 127V130L149 128ZM167 126V127H166ZM176 126H177V128H176ZM212 126H216V127H218L217 129V133H216V128L215 129H212V130H210L211 132H213V133H216V136H214L215 134H211L212 135V137L214 138V139H212V137H211V135L210 134H208L209 133V131L207 130L206 131V129H210ZM229 126V128L231 127V128H233V129H229V128H225V127H228ZM233 126V127H232ZM238 126H239V128H238ZM245 126H249V127H245ZM78 127L80 128V129H78ZM122 127V128H121ZM125 127H126V129L128 128V130H130L131 132H130V134H131V136H134V137H131L130 136V134L128 133V131L125 129ZM161 127H163V128H161ZM174 128L175 127V129H172V128ZM210 127V128H209ZM222 127L223 128H225V129H223V131H222ZM59 128H61V131L63 130V128H64V131H62V133H60L61 131L59 130ZM65 128H66V130H67V128H68V130L66 131L65 130ZM122 130H121V129ZM140 128V129H139ZM143 128V129H142ZM145 128H147V129H145ZM161 128V129H160ZM169 128V129H168ZM171 128V129H170ZM212 128H214V127H212ZM243 128V129H242ZM260 128V129H259ZM116 129V130H115ZM118 129H119V132H118ZM123 129H124V131L126 132L127 131V133H125L124 131H123ZM144 131L143 132V134H145V136L146 137H150V138H153V137H155L153 140H155V142H153V140L152 139H150V140H148V138H146L145 136H143V135H141V136H143V138H145L146 140H148V141H146V142H143V141H141L143 138L140 136V135H136L135 136V133H139V134H141L142 132V130ZM149 129H150V131H149ZM158 129H160V130H158ZM167 129V130H166ZM195 129V130H194ZM221 129V130H220ZM234 129H235V131H234ZM237 129V130H236ZM238 129L239 130H241V131H245V132H238V136H237V131H238ZM244 129H246V130H244ZM249 129V130H248ZM41 130V131H40ZM148 131L147 133H145L146 131ZM153 130H154V132H153ZM156 130V131H155ZM162 130V131H161ZM170 130V131H169ZM172 130H174V131H178V132H180V134H181V136H179V138L178 137H173L174 136V132L172 131ZM193 130V131H192ZM203 130V132H201ZM214 130V131H213ZM233 130V131H232ZM259 130V131H258ZM29 131V132H28ZM32 131V132H31ZM41 133H40V132ZM65 131H66V134H65ZM104 131H107V133L106 132H104ZM111 131V132H110ZM124 132V133H122V132ZM157 131H158V133L161 131V133H157ZM195 131V132H194ZM206 131V132H205ZM220 131V132H219ZM221 131H222V133H221ZM228 132L229 131V133H227V134H225L224 135V133H226V132ZM248 131V132H247ZM2 132H4V135H3V133ZM30 133V135L28 134V133ZM36 132V133H35ZM64 132V133H63ZM90 132H91V134H92V132L94 133L92 136L94 137H92L91 135H90ZM108 132L110 133V134H108ZM135 132V133H134ZM170 132H172V133H170ZM197 132V133H196ZM201 132V133H200ZM230 132H232V133H230ZM258 132H260V133H258ZM6 133V134H5ZM31 133H33V137L31 136ZM40 133V134H39ZM44 133V135H42ZM47 133V134H46ZM53 134V135H50V136H52V138H49L50 136L48 135V134ZM100 134V135H98V134ZM134 133V134H133ZM150 133H151V135H153V137H151V136H147V135H150ZM153 133H155V134H153ZM192 133H195V136H194V134L192 135ZM198 133H200V134H198ZM203 133V136L201 135ZM219 133V134H218ZM236 133V134H235ZM239 133H240V135H239ZM258 133V134H257ZM28 134V135H27ZM34 134H36V136L34 135ZM112 134V135H111ZM116 134V135H115ZM118 134V135H117ZM122 134H124V135H122ZM173 134V135H172ZM198 134V135H197ZM204 134H205V138L206 137H208L207 139H205V138H202V137H204ZM208 134V136H206ZM220 134H222V135H220ZM234 134V136H232ZM246 136H249V137H245V135ZM257 134V135H256ZM260 134V135H259ZM42 135V136H41ZM47 135H48V137H47ZM57 135V136H56ZM84 135H86L85 137H84ZM89 135V137H87ZM121 135V136H120ZM125 135H129L128 137H129V142H127V141H125V140H128V137L127 136H125ZM155 135V136H154ZM159 135H162V136H164V135H167L168 136V138H169V140H168V138H167V136L166 137H162V136H160L159 137ZM199 135H201L200 137H199ZM224 135V137L222 138V140H221V138L219 137V136H223ZM227 135V136H226ZM251 135H253V137L251 136ZM4 136V137H3ZM38 136V137H37ZM41 138H40V137ZM83 136V137H82ZM91 136V137H90ZM117 136H119V139H117ZM171 136V137H170ZM188 136H190L191 137V140L189 139V142H187L186 143V141H188L187 139L188 138H190V137H188ZM194 136V138L196 139V140H194V138H192ZM198 136V137H197ZM218 136V137H217ZM232 136V137H231ZM245 137L244 139H247L246 141L242 138V137ZM260 136V137H259ZM2 137V138H1ZM43 137H45V138H43ZM47 137V138H46ZM54 137V138H53ZM87 137V138H86ZM101 137V138H100ZM120 137H123L122 139H120ZM126 139H125V138ZM197 137V138H196ZM228 139H232L231 141H232V143H233V141H234V139L236 138H241V139H237V140H235L234 142H237L238 140H240V142H237L238 144H242V145H240L239 147H237V143L235 144V143H233V144H235L236 145V147H235V145H233V148H232V143H231V141H229V140H227V138ZM256 137H258V138H256ZM15 138H17V139H19V141L16 139L15 140ZM43 138V139H42ZM71 138L73 139L74 138V140H72L71 141ZM91 138V139H90ZM94 140H93V139ZM104 138V139H103ZM132 138L134 139H137V140H132ZM142 138V139H141ZM164 139V138H166V139H164V140H162V139ZM178 138V139H177ZM216 138H217V140H216ZM253 138H256V139H253ZM8 139H9V141H8ZM44 139L45 140H47L48 139V142H46V141H44ZM54 139V140H53ZM56 139V140H55ZM57 139H59V140H57ZM101 139V140H100ZM156 139H158L159 140V142H158V140L156 141ZM160 139H161V141H169L170 143H169V147L171 146V143H172V145L173 146H183V147H173V148H175V149H173L172 147H170L171 149H168L167 147H165V149L167 150L168 149V152H166L165 151V149L163 150V148H164V146H162L161 145V143H160ZM213 141H212V140ZM219 139V140H218ZM226 141H225V140ZM12 140L14 141V142H12ZM21 140V141H20ZM49 140H53V141H49ZM77 140V141H76ZM81 140V141H80ZM101 141V142H97V141ZM130 140H132V141H130ZM144 140V139H143ZM194 140V141H193ZM198 140V141H197ZM254 140H256V141H254V142H256V143H254L253 141ZM15 141H18V142H15ZM37 141V142H36ZM40 141H42V142H40ZM74 141H76V142H74ZM78 141H79V143H78ZM92 141L94 142V144H92ZM133 141L135 142L134 143V145H132L133 144ZM136 141L139 143H141V144H139V145H141L142 147L140 148V146L139 145H137L138 143H136ZM152 141V142H151ZM171 141H177V144H176V142H175V144H174V142H171ZM182 141V142H181ZM183 141H185V142H183ZM200 141V142H199ZM208 141H210V143L208 142ZM214 141H217L216 143H214ZM225 143H227V144H224V142ZM228 141V142H227ZM244 141L246 142V143H244ZM249 141V142H248ZM9 142V143H8ZM21 142V143H20ZM65 142V143H64ZM68 144H67V143ZM132 142V143H131ZM143 142V143H142ZM178 142H181V144L180 143H178ZM192 142H194V143H192ZM204 142V143H203ZM208 142V143H207ZM221 142V143H220ZM222 142H223V144H222ZM241 142H243V143H241ZM254 143L253 144V146H252V144L251 143ZM259 142V143H260ZM50 143H52L51 145H50ZM53 143H54V145H53ZM59 143V144H58ZM63 143V144H62ZM71 143V145H73V146H71V145H69ZM75 143H77V145L75 144ZM80 143H81V145H83V146H80ZM145 143V144H144ZM148 143V144H147ZM150 143H151V145H150ZM152 143L154 144L153 146H155V147H159V148H156L155 149V147L154 148H152ZM156 143H157V145H156ZM160 143V144H159ZM183 143V144H182ZM188 143H189V145H188ZM202 143V144H201ZM214 145H213V144ZM230 143V144H229ZM251 145V146H249V144ZM8 144H9V146H8ZM56 144V145H55ZM129 144H131V145H129ZM137 146H136V145ZM143 144V145H142ZM147 144V145H146ZM185 144V145H184ZM190 144H192V145H194V146H190ZM195 144H197V145H195ZM198 144H201V147H200V145L198 146ZM208 144V145H207ZM228 144H229V146L230 147H228ZM244 144V145H243ZM41 145V147H43L42 149H37V147L38 146H40ZM76 145V146H75ZM105 145V146H104ZM127 145V146H126ZM128 145H129V147H128ZM150 145V146H149ZM191 147L190 149H191V153H192V150H194L195 148H196V150H194V151H197L198 149H199V147L200 148H202V149H204L203 151H205V152H201V149H199L200 150V153L198 152L197 153V155H193V161H195L196 162V160L198 161V160H200V161H204L203 162V164L205 163H207L206 165L207 166H205V164H204V166H201L200 165V163L197 165L196 163H198V162H196V163H194V162H192V155H191V153H190V149H188L189 147ZM203 145V146H202ZM209 146V147H207V146ZM220 146V149H218L219 148V146ZM226 146L227 148H228V150L224 147V146ZM249 147H248V146ZM258 145V144H257ZM7 146V147H6ZM24 146H26V148L28 149H26L25 150V148H23ZM70 146L71 147H73V148H70ZM104 146V147H103ZM110 147L111 148V150H110V153L109 154H107V155H109V156H107V155H104V154H100L101 156L99 157V153H97V151L98 152H101L102 153V150L105 148L106 149V147ZM130 146H131V148H130ZM162 146V147H161ZM187 146V147H186ZM198 146V147H197ZM204 146H206V147H204ZM217 147V149H216V147ZM222 146V147H221ZM243 147V149H241L242 147ZM256 146V147H255ZM5 147H6V149H5ZM33 149H32V148ZM35 147H36V150H37V152L39 153L38 155L36 154L37 152H36V150H35ZM47 147H49L48 149V151H47ZM52 149H51V148ZM77 148V149H74V148ZM83 149H82V148ZM108 147H107V149H108ZM138 149V147L140 148V149H143L142 151L141 150H137L136 148ZM143 147H145V149L143 148ZM147 147V148H146ZM185 147H186V149L189 151H187L186 149H185ZM195 147V148H194ZM204 147V148H203ZM211 147V148H210ZM213 147H215V148H213ZM224 147V151L222 150V148ZM235 147V148H234ZM246 147V148H245ZM24 150V153H20V155H19V152H22L23 150ZM38 148H40V147H38ZM68 148L70 149V151L71 152H73V149H74V152L73 153H71L70 151H67L68 150ZM79 148H81V149H79ZM109 148V149H110ZM129 148H130V150H129ZM149 148H150V150H149ZM152 148V149H151ZM162 148V149H161ZM182 148V149H181ZM206 148H208V149H206ZM245 148V149H244ZM256 148H257V150H256ZM44 149V150H43ZM51 149V150H50ZM56 150V151H60V153H53L54 152V150ZM131 149H135V151H138V152H141V153H138V154H142V155H140V156H142V157H139L138 156V154H137V152H136V155H135V152H134V150H132L131 151ZM158 149V150H157ZM186 150V151H183V150ZM225 149H226V153H227V155L225 154ZM230 149V150H229ZM236 150V151H233V150ZM32 151L31 153L30 152H28V151ZM153 150L154 151H158L157 153L155 152V153H152L153 152ZM170 150H172L173 152H175V153H173V152H171V153H173V154H175V155H170L171 153H169L170 152ZM177 150H178V153H177ZM198 150V151H199ZM220 150H221V153H219L220 152ZM42 151H44L45 153H46V151L48 152V153H44L43 154V152ZM49 151H52V152H49ZM55 151V152H56ZM61 151H62V154H64V152H65V154H68L69 156H71L70 158L73 160V161H75V165H76V167H75V170L74 169H68V168H63V169H67V170H63V171H61V168L60 167H58L57 168V166H56V164H55V166L53 165L54 163H57V165L58 166H61V161H59L57 158H59L60 156H61ZM64 151V152H63ZM96 151V152H95ZM159 151H160V153H159ZM181 151H183V152H185V154H186V156H187V158H184V157H186L184 154H182L183 155V157L182 158H180L182 155H180L181 153H183V152H181ZM206 151H208V153L206 152ZM211 153H210V152ZM213 151H214V153H217L218 154V156L215 154V157L214 156H212L213 154ZM224 152V154H223V152ZM231 151H232V156H231V159H232V157H234V160L232 159L231 161H230V156L229 155H231ZM244 151H246V152H244ZM14 152H16L15 154H13ZM41 152V153H40ZM127 154H126V153ZM131 154H129V153ZM179 152H181V153H179ZM255 152H257V153H255ZM263 154H262V153ZM34 153V154H33ZM70 153H71V155H70ZM89 153L91 154V156L89 155ZM97 155V157H96V155ZM134 153V155H132ZM205 153H207V155H205ZM244 153L245 154H248V155H245L244 156V158H243V155H244ZM253 154L252 156H251V154ZM56 154V155H55ZM92 154H94L93 156L94 157H96V158H93V156H92ZM129 154V155H128ZM144 154V155H143ZM157 154H159L158 156H157ZM160 154H162V157H163V160H162V157H160L161 155ZM191 155V156H189V155ZM199 154H202V155H199ZM222 156H221V155ZM236 154H239V155H236ZM243 154V155H242ZM250 154V155H249ZM256 154V155H255ZM259 154V155H258ZM262 154V155H261ZM14 155H15V157H14ZM28 155V157L27 158H25L26 156ZM32 155H34L36 158L37 157H39L38 158V161L36 162V158L33 156V157H30V156H32ZM48 155V156H47ZM50 155H52V156H50ZM53 155H55V157L53 156ZM60 155V156H59ZM73 155V156H72ZM115 155H118V157L117 156H115ZM146 155H149V156H147L146 157ZM173 156L171 159H169V157H167V156ZM177 155H179V156H177ZM203 156V155H205L204 157L205 158H202V160H201V158L199 157V156ZM210 156V158H208L209 156ZM226 155V156H225ZM242 155V156H241ZM57 156H59V157H57ZM90 156V157H89ZM102 156L105 158H102ZM112 156V157H111ZM115 156V157H114ZM125 156H127L126 157V160H124L125 159ZM165 156V157H164ZM176 156V157H175ZM237 156H238V158H237ZM253 157L254 158V160L252 159V158H247V157ZM255 156H257L258 158H261L260 160H258V158H256V160L257 161H255ZM260 156V157H259ZM22 157H23V159H22ZM57 157V158H56ZM99 157V158H98ZM149 157H150V159H149ZM151 157H158V158H155L156 160H153ZM160 157V158H159ZM197 157V158H196ZM199 157V158H198ZM228 157V158H227ZM263 157V158H262ZM20 159L21 158V160H18V159ZM35 158V159H34ZM48 158V159H47ZM108 158V159H107ZM116 159V160H113V159ZM122 158H124V159H122ZM143 158H148L146 161L143 159ZM170 160H168V159ZM184 158V159H183ZM207 158V159H206ZM215 158V159H214ZM220 158V159H219ZM247 158V159H246ZM33 159H34V161H33ZM100 159V160H99ZM101 159H102V162H101ZM129 159V160H128ZM143 159V160H142ZM151 159L153 160V161H151ZM158 159V160H157ZM161 159V160H160ZM175 159H176V161H178V162H176L175 161ZM213 159V160H212ZM224 159H227V161H225ZM229 159V160H228ZM263 159V161H261ZM26 160V161H25ZM42 160V161H41ZM51 161V162H47V161ZM122 160V161H121ZM123 160H124V162H123ZM166 160V164L163 162V161H165ZM174 160V161H173ZM215 160H217V162L215 161ZM222 160L224 161V162H222ZM245 160H246V162H248V164L245 162ZM248 160V161H247ZM254 162H253V161ZM8 161V162H7ZM59 161V162H58ZM126 161H129V162H127V163H125ZM149 161L152 163V162H155V164H158V166H156L154 163H149ZM158 161V162H157ZM160 161H161V163H160ZM172 161V162H171ZM212 161V162H211ZM215 161V162H214ZM219 161H220V163H219ZM39 162V163H38ZM42 162H45V166H44V163L43 164H40V163H42ZM142 162H145V163H142ZM162 162H163V164H162ZM171 162V163H170ZM176 162V163H175ZM210 162V163H209ZM244 162L246 163V164H244ZM252 162V163H251ZM37 163V164H36ZM48 165H47V164ZM51 163H52V165H51ZM105 163H106V165H105ZM107 163H110V164H112V165H107ZM123 163V164H122ZM142 163V164H141ZM194 163V164H193ZM50 164V165H49ZM60 164V165H59ZM145 164H147V167H149L150 166V164L156 169V170H154L155 172H157V174H158V177H157V179H159V180H162V179H164V180H162V181H160L159 182V180H157V179H151L150 177V175H151V172H152V169H154L153 167H149V168H152L151 170H149V168H147L146 166H145ZM180 164V165H179ZM190 164H191V168H189L190 167ZM202 164V165H203ZM220 164V165H219ZM240 164H243V165H241V166H244L243 168L242 167H240ZM250 164H252L251 165V167H250ZM42 165V166H41ZM101 165V166H100ZM104 165V166H103ZM121 165H122V169L120 168L121 167ZM133 165H144V167L146 168V172H148L147 174H149V175H147V176H140L139 174H145L146 175V172H145V168L142 166V167H140V166H137V168H139V169H137L136 167H133ZM155 165V166H154ZM160 165V166H159ZM162 165V166H161ZM179 165V166H178ZM212 165H213V167H212ZM215 165H218V167L217 166H215ZM234 167H232V166ZM22 166H24V167H22ZM47 166V167H46ZM193 166H194V168H193ZM195 166H197V168L195 167ZM223 166V167H222ZM225 166V167H224ZM239 166V167H238ZM5 167L8 169H6L5 170ZM17 167H22V173H20L21 171V168L19 169V168H17ZM27 168V172L25 171V169L24 168ZM50 167V168H49ZM158 167V168H157ZM188 167V168H187ZM205 167H210V169L209 168H205ZM211 167H212V169H214V170H212L211 169ZM216 167V168H215ZM227 167H230L229 169H228V171H227ZM239 169H238V168ZM246 167H247V170H245L246 169ZM135 168V169H134ZM140 168H141V171H142V173H141V171H139L140 170ZM144 168V169H143ZM175 168V169H174ZM207 170V172L205 171V169ZM223 168H225V170L222 169ZM2 169H4L3 171L5 172H3L2 171ZM14 170L15 171V169H16V173L14 172V175H13V172L12 171H10V170ZM17 169H18V171H17ZM61 171H59V170ZM121 169V170H120ZM174 169V170H173ZM217 169H221V170H218L217 171ZM230 169H231V171H230ZM233 169V170H232ZM72 170V171H71ZM132 170H134V172L132 171ZM138 170V171H137ZM143 170H144V172H143ZM170 170V171H169ZM204 170V171H203ZM208 170H209V172L210 173H212V176L211 175H209L210 173L208 172ZM242 170V171H241ZM8 171H9V173H11V175L8 173ZM30 171V172H29ZM31 171H34V172H36V174H33L34 172H31ZM68 173H67V172ZM131 171H132V173H134V174H132L131 173ZM190 171V172H189ZM193 171V172H192ZM201 171V172H200ZM221 171V172H220ZM225 171V172H224ZM241 171V172H240ZM246 171V172H245ZM23 172H26L27 174H25L24 175V173ZM41 172V173H40ZM60 172V173H59ZM72 172V173H71ZM113 172V173H112ZM170 172V173H169ZM175 172V173H174ZM203 172V173H202ZM227 172V173H226ZM262 172V173H261ZM1 173H3V174H1ZM38 173H40L42 176V178H40L39 179V177H40V174L38 175ZM136 173V174H135ZM198 173V174H197ZM209 173V174H208ZM239 173H241V174H239ZM253 173V174H252ZM254 173L256 174H258V175H256L257 177H254L253 175H254ZM260 173V174H259ZM21 174V175H20ZM45 174V175H44ZM60 174L61 175H64V177H62V176H60ZM128 174V175H127ZM170 174H171V176H170ZM197 174V175H196ZM202 174V175H201ZM205 174V175H204ZM213 174H215V175H213ZM29 175H34V177L33 176H29ZM59 175V176H58ZM138 175V176H137ZM169 175V176H168ZM192 175V176H191ZM201 175V176H200ZM230 175V176H229ZM259 175H262V177L260 176L259 177ZM3 176V177H2ZM35 176L36 177H38V178H35ZM57 177L56 179L58 180V182L56 181V179H55V177ZM66 176V177H65ZM125 176H127V177H125ZM129 176V177H128ZM132 176V177H131ZM136 176V177H135ZM190 176L193 178H190ZM196 176H198V177H196ZM214 176H215V178H214ZM218 176V177H217ZM245 176V177H244ZM248 176V177H247ZM61 179H59V178ZM124 177V178H123ZM139 177V178H138ZM141 177H142V180H141ZM183 177H187V178H184V179H186V180H188V181H183ZM195 177V178H194ZM202 177H204V178H202ZM207 177V178H206ZM221 178V180H220V178ZM252 177V178H251ZM55 180H54V179ZM64 178V179H63ZM118 178H120V179H118ZM121 178H123V179H121ZM125 178H127V179H125ZM134 178V179H133ZM137 178V179H136ZM173 178V179H172ZM190 180H189V179ZM226 178V179H225ZM231 178V179H230ZM250 178H251V180H250ZM255 178V180H252V179H254ZM257 178V179H256ZM26 179V180H25ZM63 179V180H62ZM116 179V180H115ZM125 179V182L123 181ZM146 179H147V181H146ZM148 179H151V180H148ZM172 179V180H171ZM181 181H180V180ZM213 179H214V181H213ZM216 179V180H215ZM230 179V180H229ZM249 179L250 181L249 182H247V180ZM25 180V181H24ZM51 180L54 182V183H56V184H58L57 186H56V190L54 189L55 187L54 186H52V185H55L54 183L52 184V182H51ZM113 180H115V181H113ZM121 180V181H120ZM130 180V181H129ZM176 180H178V181H176ZM198 180H200V182H198ZM205 180V181H204ZM218 180H219V182H218ZM26 181H27V183H26ZM64 181V182H63ZM66 181V182H65ZM128 181V182H127ZM152 181V182H151ZM171 181V182H170ZM175 181V182H174ZM183 181V182H182ZM224 181L226 182L225 184H224ZM229 181V182H228ZM234 181V182H233ZM4 182V183H3ZM21 182H25V183H22L21 184ZM37 184H36V183ZM62 184H61V183ZM111 182H114V183H111ZM122 182L126 185H124V184H122ZM165 182H166V184H165ZM169 183V186H167L168 185V183ZM202 182V183H201ZM206 184H205V183ZM208 182V183H207ZM237 182H238V184H237ZM247 182V183H246ZM262 182H263V184H262ZM63 183H66L65 185H66V187H64V185H63ZM117 183H119V184H117ZM128 183V184H127ZM151 183V184H150ZM162 184L163 186H161L160 184ZM183 183H184V185H183ZM186 183V184H185ZM204 183V184H203ZM227 183L228 184H230V186L229 185H227ZM250 183V184H249ZM262 185H261V184ZM24 184V185H23ZM32 184V185H31ZM42 184H43V186H42ZM52 184V185H51ZM60 184L62 185V186H60ZM85 184V185H84ZM145 184H147V185H145L146 187H144V185ZM167 186V187H165V185ZM177 184V185H176ZM179 184V185H178ZM187 184H188V187L189 188H191V190H193L192 188H195V190H193V193L195 194V197H196V199L198 200V208H199V219H200V223L202 224V225H206L207 227H208V229L207 230H204L203 231V233L200 231H198V232H196V233H193L192 235L191 234H189V235H187V234H185V233H183L184 231H183V228L182 227H179L178 226V224H177V221H176V218H173L174 216H175V213H176V210H177V208H176V206H178L179 205V203L181 204L182 202L180 201H178V200H182V201H184V199H185V197L186 196H184V194H181V192H183V190H185V189H189V188H186L187 187ZM218 184H221L220 186L218 185ZM235 184V185H234ZM249 184V185H248ZM10 185H12V186H10ZM23 185V186H22ZM26 185V187H24ZM31 185V186H30ZM103 185V186H102ZM112 185H114V186H112ZM129 185V186H128ZM142 185H143V187H142ZM173 185H174V187L176 188V190H175V188L173 187ZM183 185V186H182ZM190 185V186H189ZM206 185H208V186H206ZM217 185V186H216ZM223 185V186H222ZM245 185H247V186H245ZM253 185V186H252ZM27 186H30L29 188H27ZM35 186V187H34ZM41 186H42V188H41ZM58 186H60V189H62V187H63V189L64 190H60L59 188H58ZM98 186V187H97ZM105 186V187H104ZM117 186V187H116ZM122 186V187H121ZM137 186V187H136ZM148 186V187H147ZM151 186V188H149ZM172 186V187H171ZM180 188H179V187ZM200 186V187H199ZM201 186H202V188H201ZM214 186V187H213ZM227 186V187H226ZM251 186V187H250ZM261 186H263V187H261ZM14 187V188H13ZM40 187V188H39ZM43 187H45L44 189H43ZM114 187H116V188H114ZM124 187V188H123ZM138 189L137 191H140V192H137V191H135L136 190V188ZM178 187V188H177ZM182 187V188H181ZM205 187V188H204ZM208 187V188H207ZM229 187V188H228ZM255 189H254V188ZM31 188V189H30ZM34 188H36L37 189V191H39L40 192V194H39V192H35L34 193ZM38 188H39V190H38ZM47 188V189H46ZM52 188V189H51ZM66 188V189H65ZM108 188V189H107ZM139 188H144V190H141V189H139ZM146 188H148V189H146ZM174 188V189H173ZM184 188V189H183ZM220 188V189H219ZM222 188V189H221ZM35 189V190H36ZM115 189V190H114ZM121 190V191H118V190ZM123 189V190H122ZM134 190V191H131V190ZM156 189V190H155ZM159 189V190H158ZM165 189H166V191H165ZM183 189V190H182ZM204 189H206V190H204ZM214 189V190H213ZM257 189V190H256ZM45 190H47L46 192L47 193H53V191L55 192V196H53V197H51L52 198V200H51V198L47 195V193L45 192ZM60 190V191H59ZM103 190V191H102ZM126 190V193L124 192ZM146 190H149V191H146ZM153 190V191H152ZM158 190V191H157ZM163 190H164V192H163ZM174 190V191H173ZM177 190H181V192H179V191H177ZM208 190V191H207ZM210 190V191H209ZM232 190V191H231ZM151 191V192H150ZM157 191V192H156ZM175 191H176V193H175ZM236 191V192H235ZM238 191V192H237ZM9 192H12V194H10ZM16 192H18V193H16ZM45 192V193H44ZM144 192V193H143ZM150 193V196H152V197H148L149 196V193ZM167 193V195L169 194V196H167L166 195V197H165V194ZM174 192V193H173ZM38 193V194H37ZM59 193V194H58ZM102 193V194H101ZM139 193V194H138ZM158 193L160 194V195H162L163 197H161L160 195H158ZM180 193V194H179ZM212 193H213V195H212ZM225 193H227V195L225 194ZM237 193H239V195L237 194ZM258 193H260L261 195H260V197L262 198H260L257 194ZM15 194H16V196H15ZM45 194V195H44ZM147 194V195H146ZM154 194L156 195V196H154ZM174 194V195H173ZM208 194V195H207ZM217 194V195H216ZM30 195H31V197H30ZM57 195V196H56ZM143 195H145L144 197H142ZM178 195H181V196H178ZM203 195V196H202ZM205 195V196H204ZM223 195H224V197H223ZM251 195H253V196H251ZM59 196V197H58ZM158 196H160L161 198H159ZM230 196V197H229ZM233 196V197H232ZM239 196V197H238ZM254 196H255V198H254ZM256 196H258V197H256ZM36 197H38V199L36 198ZM143 198V200H146V202H140V200ZM168 197H171V198H168ZM175 197V198H174ZM212 197L214 198V199H212ZM40 198V199H39ZM47 198V199H46ZM50 198V199H49ZM54 198V199H53ZM141 198V199H140ZM157 199V201L155 200V199ZM163 198H165V199H163ZM167 198H168V200H167ZM173 198V199H172ZM178 198V199H177ZM179 198H181V199H179ZM242 198V199H241ZM258 198V199H257ZM158 199H161L160 201L158 200ZM207 199V200H206ZM251 199V200H250ZM253 199H255V200H253ZM257 199V200H256ZM261 199V200H260ZM164 200V201H163ZM169 200H170V202H169ZM176 200H177V202H176ZM226 200H228V202H230V201H233V200H236V205L235 206H231ZM168 203H167V202ZM239 203H238V202ZM246 201V202H245ZM251 201V202H250ZM19 202L20 203H26V206H28V208H29V210H30V212H31V217H30V221L29 220H26L25 222H19L16 218V220L17 221H14V220H12L11 221V218L12 219H14L13 218V215H12V217L10 218V216H11V214L13 213L12 212V210L11 209H14L17 205L16 204H18L19 205ZM132 202V203H131ZM176 202V203H175ZM249 202V205L247 204ZM9 204V206L7 207V205ZM135 203V204H134ZM146 203V204H145ZM225 203V204H224ZM226 203L229 205H226ZM243 203V204H242ZM255 203V204H254ZM7 204V205H6ZM38 206H37V205ZM87 204L90 206L89 208H88V206H87ZM134 204V207L133 206H131V205H133ZM150 206H149V205ZM172 204V205H171ZM176 204V205H175ZM246 204H247V206H246ZM252 204V205H251ZM254 204V205H253ZM4 205V206H3ZM14 205H15V207H14ZM59 205H60V207H59ZM84 205V206H83ZM97 207H96V206ZM111 205H112V207H113V205H116L119 209H116V206H114L113 208H110L111 207ZM139 205V206H138ZM172 206V207H169V206ZM31 206V207H30ZM40 206V207H39ZM42 206H43V208H42ZM86 206H87V208H86ZM92 206H94V207H92ZM98 206H100V207H98ZM109 206V208H107ZM147 206H149V207H147ZM151 206H154V208H151ZM251 206V207H250ZM40 209H39V208ZM45 207V208H44ZM96 207V208H95ZM139 207V208H138ZM173 207H174V209H173ZM248 207H250L249 209H248ZM256 207V208H255ZM7 208H10V209H7ZM31 208V209H30ZM76 208H79V209H83L82 211L81 210H79V209H76ZM90 208H93L92 210L90 209ZM98 208L101 210V209H103V210H99L98 211ZM104 208H105V210L106 209H109V211H110V209H111V211L112 212H114L115 211V209L116 210H118L117 211V213H116V211L114 212V213H116V215L114 214V213H108L107 212V210L105 211L104 210ZM130 208V209H129ZM155 208H157V211L155 210ZM176 208V209H175ZM253 208V209H252ZM263 208V209H262ZM35 209H38V210H35ZM44 211H43V210ZM74 209H76V210H74ZM86 209V210H85ZM88 209V210H87ZM97 209V210H96ZM136 209H137V211H136ZM139 209V210H138ZM149 209H150V212H149ZM170 209H172L171 211H173V212H171V211H169ZM237 209H239V210H237ZM246 209H248V210H246ZM7 210H9V211H7ZM55 210L57 211V212H55ZM72 210H73V212H72ZM91 210V211H90ZM95 210V211H94ZM114 210V211H113ZM130 210V211H129ZM143 212H142V211ZM152 210L153 211H156L155 213L154 212H152ZM222 210V211H221ZM230 210V211H229ZM234 212H233V211ZM38 211V213L36 214V212ZM52 211H53V213L54 214H52ZM64 211V212H63ZM67 211L68 212H72L71 214H70V217L71 218H68L67 216H69V215H67V214H69V213H67ZM134 211V212H133ZM142 212L141 214L139 213V212ZM147 211L149 212L148 214H146L147 213ZM165 211V212H164ZM8 212H9V215H8ZM10 212H11V214H10ZM35 212V213H34ZM45 212V213H44ZM48 214H47V213ZM58 212H60V213H62V214H60V213H58ZM74 212H80L81 214H86L87 212L89 213H87L88 215V218H90V216H91V220H90V222L88 223V228L90 229V232H89V235L87 236V243H86V246H87V248L86 249H88V250H86L85 251V255L84 254H82V255H77V257H75L74 258V256L72 257L71 256V254L70 253H68L67 252V245L66 244H64V243H62V241L59 243V242H56L55 240H59L60 241V239L61 240H63L62 238L64 237V232L66 231V229H65V227H68V226H70V224L72 223V222H70L69 220H72V216L71 215H73L74 216V221H77V219H78V217H77V219L75 220V215H74ZM93 212V213H92ZM98 212V213H97ZM133 212V213H132ZM136 212V215H134V213ZM152 212V213H151ZM157 212H158V215H157ZM163 212V213H162ZM166 212H169V213H166ZM175 212V213H174ZM225 212V213H224ZM230 212V213H229ZM43 213V217H41V216H39L40 214H42ZM50 213L53 215V216H50ZM55 213H56V216H55ZM57 213H58V216H57ZM119 213V214H118ZM132 213V214H131ZM167 214V216H168V218H169V221H168V219H167V217H166V214ZM173 213V214H172ZM208 213V214H207ZM212 213H213V215H212ZM214 213H215V215H214ZM220 215V216H218V218H217V215L218 214ZM222 213H224V214H222ZM226 213H228V214H226ZM236 213V214H235ZM47 214V215H46ZM65 214V215H64ZM123 214V215H122ZM137 214H139V216H137ZM233 216V214L235 215L234 217H231V215ZM46 215V216H45ZM49 215V216H48ZM130 216V217H132V219L131 218H129V221H131V222H127L126 224H128V225H126L125 224V222L123 223L122 221H121V218H119V217H116V216ZM161 215V216H160ZM163 215H165L164 217H163ZM169 215H174V216H172V218H171V216L169 217ZM210 215V216H209ZM36 216H38V217H36ZM48 216V217H47ZM64 216V217H63ZM124 216V217H125ZM126 216V217H127ZM209 216V217H208ZM214 216V217H213ZM257 216V217H256ZM6 217V218H5ZM9 217V218H8ZM40 217H41V219H40ZM58 218V221H57V219H47V218ZM61 217H63V218H65L64 220L61 218ZM113 217V218H112ZM36 218H38V219H36ZM87 218V219H88ZM112 218V219H111ZM117 218H119L118 219V223H116L115 222V220L114 219H117ZM123 218V217H122ZM135 218V219H134ZM205 218V219H204ZM212 218H214V219H212ZM216 218H217V220H216ZM247 218H249V216H247ZM4 219H6V220H8V223H9V225H7L8 223L7 222H4V221H6V220H4ZM43 219V220H42ZM45 219H47V220H45ZM246 219V218H245ZM62 220H63V223H62ZM112 220V221H111ZM216 220V221H215ZM228 220V221H227ZM146 221H148V222H146ZM151 221H154V223L153 222H151ZM227 223H226V222ZM229 221H230V223H229ZM11 222L13 223V225H14V223L16 224V222H18L16 225L18 226H10V224H11ZM28 222V223H27ZM92 222V223H91ZM140 222H142V223H140ZM165 222V223H164ZM168 222V223H167ZM169 222H171V225H170V223ZM203 222V223H202ZM224 222V223H223ZM6 223V224H5ZM23 224L24 226H21L20 224ZM62 223V225H60ZM68 223V224H67ZM115 223V224H114ZM123 223V224H122ZM131 223V224H130ZM143 223L145 224V225H143ZM149 223V224H148ZM169 224V225H167V224ZM175 223V224H174ZM226 223V224H225ZM234 223V224H233ZM65 224V225H64ZM153 224V225H152ZM177 224V225H176ZM212 224V225H211ZM233 224V225H232ZM7 225V226H6ZM59 225V226H58ZM141 225V226H140ZM152 225V226H151ZM174 225V226H173ZM226 225V226H225ZM228 225L230 226L229 228H230V230H229V228H228ZM19 226H21V227H19ZM43 226V227H42ZM118 226V227H117ZM144 226H147L146 228H148V229H146V228H144ZM176 226V227H175ZM225 226V227H224ZM237 226V227H236ZM2 227V228H1ZM16 227H17V229H16ZM64 227V228H63ZM119 227H121V228H119ZM127 227V228H126ZM174 227V228H173ZM236 227V228H235ZM259 227L257 228V229H259ZM39 228V229H38ZM61 229V231H62V229H63V231L62 232H60V230L59 229ZM69 228V227H68ZM128 228H130L131 230H128ZM144 228V229H143ZM151 228V229H150ZM179 228V229H178ZM3 229V230H2ZM5 229H7V231L9 232H12V235L10 234V232H9V235H7L8 234V232H6L5 231ZM9 229V230H8ZM35 229H37V230H35ZM54 229V230H53ZM55 229H57L58 231H56V232H59V233H56L55 234ZM146 229V230H145ZM163 229V230H162ZM11 230H13V231H11ZM27 230V231H26ZM35 230V231H34ZM126 230V231H125ZM144 230V231H143ZM162 230V231H161ZM235 230H237V232L235 231ZM242 230V231H241ZM29 231V232H28ZM33 232V233H30V232ZM37 231V232H36ZM41 233H40V232ZM51 231V232H50ZM183 231V232H182ZM239 231V232H238ZM3 234H2V233ZM54 232V233H53ZM141 232V233H140ZM143 232V233H142ZM6 233V234H5ZM37 233V234H36ZM152 233V234H151ZM161 233H162V235H163V237H162V235H161ZM217 233H218V236H217ZM239 235H237V234ZM55 234V235H54ZM63 234V235H62ZM137 234L139 235L140 234V236H137ZM154 234H157V235H155V236H153ZM159 234V235H158ZM183 234V235H182ZM1 235L4 237H6V236H8V237H6V238H8L7 239V241H5V240H3V237H1ZM11 235V236H10ZM52 235H54L53 237H52ZM104 235V236H103ZM105 235H107V236H105ZM166 235V236H165ZM256 235V236H255ZM38 236V237H37ZM58 236L60 237V239L58 238ZM159 236H161V237H159ZM173 236V237H172ZM183 236V237H182ZM189 236V237H188ZM192 236V237H191ZM4 237V238H5ZM24 238V239H20V240H24V241H20V242H16V240L18 239V238ZM34 237H35V239H34ZM42 237V238H41ZM58 238V239H56V238ZM104 237V238H103ZM119 238V239H116V240H114L115 238ZM142 237V238H141ZM154 237V238H153ZM159 237V239H156V238H158ZM167 237V238H166ZM181 237V238H180ZM230 237V238H229ZM5 238V239H6ZM9 238L12 240L13 238V240H12V242L10 243V240H9ZM38 238H40V239H38ZM138 238H141V240L143 241L142 242V244L141 243H139V242H141V240H139ZM153 238V239H152ZM163 240H162V239ZM178 238V239H177ZM232 238H236V239H232ZM253 238H255V239H253ZM37 239H38V241H37ZM112 239V240H111ZM212 239V240H211ZM217 239V240H216ZM252 239H253V241H252ZM260 239V240H259ZM41 240V242H39ZM118 240V241H117ZM162 241V243H161V241ZM170 240V241H171ZM204 240V241H203ZM213 240H215L214 242H213ZM243 240V241H242ZM251 240V241H250ZM257 240V241H256ZM26 241V242H25ZM55 241V242H54ZM113 241H116V242H114V244H112L113 243ZM127 242V244L125 243V242ZM200 241V242H199ZM217 241V242H216ZM5 243V244H7V242L9 243V246H7V245H4L3 243ZM47 242H49V243H47ZM121 244H119V243ZM129 242H130V244H129ZM144 242H146V243H144ZM167 242V241H166ZM190 242V243H189ZM192 242V243H191ZM207 242V243H206ZM19 243H20V245H19ZM22 243V244H21ZM45 243H47V244H45ZM115 243H118L117 245H115ZM126 244V245H128V246H126V245H124V244ZM141 244V245H139V244ZM199 243H200V245H199ZM201 243H202V245H201ZM203 243H204V245H203ZM214 243V244H213ZM230 243V245H228V244ZM248 243V244H247ZM5 246V247H7V248H5V247H3V245ZM11 244V245H10ZM14 244V245H13ZM16 244H18V246H16ZM28 244V245H27ZM52 244V245H51ZM60 244V247L58 246ZM138 245V247H137V245ZM144 244H146V245H144ZM158 246H156V245ZM198 244V245H197ZM207 244V245H206ZM217 244V245H216ZM245 244H247V245H245ZM49 245V246H48ZM54 245H56V246H54ZM62 245H64L63 247H65V249H62L61 248V246ZM124 245V246H123ZM148 245H150V246H148ZM152 245V246H151ZM154 245H155V247H154ZM193 245H194V247H193ZM216 247H215V246ZM233 245H235L234 247H233ZM249 245V246H248ZM259 245V246H258ZM13 246H15L14 248H15V250H16V247H17V250L14 252V250H11V248H13ZM31 246V247H30ZM46 246V247H45ZM192 246V247H191ZM200 246V247H199ZM204 246H206V247H204ZM213 246V247H212ZM230 246H232V247H230ZM243 246V247H242ZM254 246V247H253ZM255 246H258V247H255ZM9 247H11V248H9ZM19 247V248H18ZM30 247V248H29ZM32 247H35V248H32ZM49 247V248H48ZM52 247H56V248H52ZM57 247H58V249H61V250H58L57 249ZM151 247V248H150ZM209 247V248H208ZM212 247V248H211ZM239 249H238V248ZM144 248V249H143ZM203 248H205L204 250H203ZM238 251L239 250V252L240 253H238L237 251H235V249ZM35 249V250H34ZM48 249V250H47ZM137 249H139V251L137 250ZM151 249V250H150ZM184 249H186V251H184ZM201 249V250H200ZM207 249H210V250H207ZM9 250H11V251H9ZM28 250V251H27ZM38 250V251H37ZM49 251V254H48V252L47 251ZM57 250V251H56ZM121 250L122 252H119V251ZM141 250V251H140ZM180 250V251H179ZM232 250H234L233 252H232ZM9 251V252H8ZM27 251V252H26ZM37 251V252H36ZM42 251V252H41ZM53 251V252H52ZM63 251H64V253H63ZM65 251L68 253V254H65ZM223 251H224V253H223ZM229 251H230V253H229ZM244 253H242V252ZM16 253V255L14 256V253ZM31 252H32V254H31ZM39 252H40V254H39ZM61 252V253H60ZM137 252V253H136ZM143 254H142V253ZM221 252V253H220ZM228 252V254L230 255L231 254V252H232V256L230 255H226V253ZM43 253V254H42ZM51 253V254H50ZM121 253V254H120ZM124 253V254H123ZM125 253H126V255H125ZM136 253V254H135ZM152 253H154V254H152ZM159 253V254H158ZM197 253H198V255H200V256H197ZM247 253V254H246ZM19 254V255H18ZM31 254V255H30ZM34 254H36V256L34 255ZM38 254H39V256H38ZM45 254V255H44ZM69 254H70V256H69ZM156 254H158V255H156ZM188 254V255H187ZM251 254V255H250ZM14 256V257H12V256ZM21 255H23V257L21 256ZM41 255V256H40ZM46 255H48V256H46ZM64 255V256H63ZM91 255H92V258H91ZM135 257H134V256ZM156 255V256H155ZM187 255V256H186ZM211 255V256H210ZM222 255H225V258H223V256ZM258 255H260V256H258ZM20 256V257H19ZM26 256L29 258V259H26ZM30 256V257H29ZM43 256V257H42ZM78 256H79V258H78ZM90 256V257H89ZM94 256V257H93ZM129 256V257H128ZM149 256H152V257H149ZM220 256V257H219ZM256 256V257H255ZM18 257L20 258V259H18ZM38 257H40L41 258V260L38 258ZM69 257H71V258H69ZM84 257V258H83ZM89 257V258H88ZM122 257H124L125 259H123ZM138 257V258H137ZM213 257H214V259H213ZM230 257H232V258H230ZM251 257H255V258H251ZM260 257L262 258V260H260ZM54 258V259H53ZM67 258L69 259V260H67ZM84 259L83 261H82V259ZM85 258H86V260H85ZM92 260L93 262H88L89 260ZM91 258V259H90ZM97 258L98 259H100V261L99 260H97ZM135 258V259H134ZM246 258H248V260H249V262H247L248 260L246 259ZM23 259H26V260H24L23 261ZM32 261H31V260ZM42 259H44V260H42ZM48 259V260H47ZM75 259H77V261L79 260L80 262H77V261H75ZM97 261V262H95V260ZM123 259V260H122ZM128 261H127V260ZM134 259V260H133ZM139 259V260H138ZM148 259H150V260H148ZM178 259V260H177ZM187 259H188V261H187ZM252 261H251V260ZM17 260V261H16ZM28 260V261H27ZM50 260H52V261H50ZM72 260V261H71ZM118 260V261H117ZM125 260V262L123 263V261ZM173 260V261H172ZM181 260V261H180ZM236 260V261H235ZM239 260V261H238ZM31 261V262H30ZM43 263H42V262ZM47 261V262H46ZM130 261V262H129ZM135 261V262H134ZM140 261V262H139ZM149 261V262H148ZM208 261H209V263H208ZM235 261V262H234ZM251 261V262H250ZM255 261V262H254ZM260 261V262H259ZM29 262V263H28ZM51 262V263H50ZM152 262V263H151ZM177 262H179V263H177ZM207 262V263H206ZM219 262V263H218ZM238 262V263H237ZM189 264V263H188ZM193 264H195V263H193ZM264 264V263H263Z\"/></svg>",
	"mask_w": 264,
	"mask_h": 264
},
{
	"label": "bare ground",
	"instance_id": "obj_2",
	"mask_svg": "<svg viewBox=\"0 0 264 264\" xmlns=\"http://www.w3.org/2000/svg\"><path fill=\"white\" fill-rule=\"evenodd\" d=\"M2 1H5V0H2ZM17 1H18V0H17ZM23 1L26 2V4H25V3H22ZM29 1H30V0H29ZM29 1H28V2H29ZM45 1H46V0H45ZM64 1H65V0H64ZM66 1H69V2H70V0H66ZM85 1H86V0H85ZM87 1H88V0H87ZM89 1H90V0H89ZM93 1H94V0H93ZM95 1H96V0H95ZM111 1H112V0H111ZM114 1H115V0H114ZM116 1H117V0H116ZM123 1H124V0H123ZM123 1L121 2L122 4H123ZM134 1H136V0H134ZM142 1H143V0H142ZM146 1H147V0H146ZM148 1H149V0H148ZM156 1H157V0H156ZM169 1H170V0H168V3H171V2L174 1V0H171V2H169ZM189 1L192 2L193 0H189ZM220 1H222V0H215V3H211V0H202V2H201L202 5H203V3H205V5H203L204 7L201 6V8H200V12H202L201 9H203V12H202V13L205 14V15H207V16H205L206 19H211V20L213 21L212 24H214V22H216V23L219 24V21H220V17H219V15H220L221 12H222V7H221V5H220ZM239 1H241V0H239ZM239 1H238V2H239ZM248 1H249V0H248ZM248 1H247V2H248ZM251 1H252V0L249 1V5H250V2H251ZM256 1H257V0H256ZM30 2H32V0H31ZM100 2H101V1H100ZM105 2H106V1H105ZM108 2H109V0H108ZM118 2H120V1L118 0ZM130 2H131V1H129V3H130ZM140 2H141V1H140ZM165 2H166V1H165ZM165 2H163V3H161V4L164 5ZM196 2L198 3V1H196ZM196 2H194L193 5H195ZM1 3H3V2H1ZM10 3H11V2H10ZM49 3H50V2H49ZM70 3L72 4L73 1L70 2ZM75 3H76V2H75ZM111 3H112V2H111ZM111 3H110V4H111ZM116 3H117V2H116ZM125 3L128 4L127 1H126ZM131 3H132V2H131ZM137 3H139V2H137ZM137 3H136V4H137ZM144 3L146 4L145 6H148V7H149V4H147L145 1H144ZM166 3H167V2H166ZM179 3H181V1H180ZM179 3H177V4H179ZM258 3H259V2H258ZM261 3H262V1H261ZM3 4H5V3H3ZM3 4H0V8H1V9H2V7H3V6H2ZM11 4H12V3H11ZM76 4H77V3H76ZM119 4H120V3H119ZM119 4H118V5H119ZM152 4H153V3H152ZM161 4H160V7L162 6ZM173 4L176 5L175 2H173ZM181 4H182V3H181ZM201 4L199 3L198 5H201ZM7 5H10V4L8 3ZM46 5H50V4H46ZM81 5H82V4H81ZM81 5H79V6H81ZM106 5H108V3H107ZM106 5H104L105 7L102 6V7H104V8H103L104 10H105V8L108 9V8L106 7ZM112 5H113V4H112ZM128 5H130V4H128ZM140 5H141V4H140ZM154 5H155V4H154ZM157 5H158V2H157ZM182 5L185 6V4H182ZM198 5H196V6L199 8ZM231 5H232V4H231ZM254 5H255V3H254ZM254 5H252V6L250 5V7H249V9H248V12H253V11H254V8H252V7H254ZM261 5H262V4H261ZM4 6H5V8H6V4H5ZM12 6H13L14 8H13ZM12 6L10 5V7L13 8L14 10H12L11 8H10V9L8 8L7 11H10V10H11V11H14V12L19 11L20 13L25 14L27 18H28V17H29V18H33V19L36 18V21H37V22L40 21V19L37 20V18H41V19H42V17L45 16V12L42 11V10H44V9H42V8H41V9H42L41 11H38L37 9H35V10H37V13H36L35 10H31V9H29L30 7H29L28 4H27V0H19L18 2H15V4L13 3ZM56 6H57V4L55 5V7H56ZM76 6H77V5H76ZM93 6H94V5H93ZM109 6H110V5H109ZM116 6H117V4H116ZM133 6H134V5H133ZM150 6H151V5H150ZM165 6H167V4H166ZM169 6H171V5H169ZM232 6H234V5H232ZM232 6H231V7H232ZM236 6H237V4H236ZM256 6H257V3H256ZM259 6H260V4H259ZM7 7H9V6H7ZM48 7H49V6H48ZM94 7H95V6H94ZM100 7H101V6H100ZM102 7L99 9L100 11H101ZM117 7H119V6H117ZM137 7H139V6H137ZM148 7H147V8H148ZM171 7H172V6H171ZM171 7H170V8H171ZM257 7H258V6H257ZM3 8H4V7H3ZM5 8H4V10L7 9V8H6V9H5ZM31 8H32V7H31ZM52 8H54V5L52 6ZM56 8H57V7H56ZM56 8H55V9H56ZM113 8H114L113 6H110V7H109V12H110ZM142 8H144V6H143ZM142 8H141V9H142ZM147 8H146V9H147ZM149 8H150V7H149ZM153 8H154V7H153ZM156 8H157V7H156ZM156 8H155V9H156ZM178 8H179V10H181V9H184L185 7H184V8H183V7H178ZM195 8H196V7H195ZM223 8H225L224 5H223ZM226 8H227V7H226ZM228 8H229V7H228ZM228 8H227V9H228ZM232 8L236 9L237 7H236V8H235V7H232ZM238 8H239V7H238ZM242 8H243V7H242ZM255 8H256V7H255ZM46 9H47V8H46ZM49 9H51V7H49ZM55 9H54V11H55ZM58 9H59V7H58ZM155 9H154V12H155V13H156V12L158 13V11H156L157 9H156V10H155ZM161 9H162V7L160 8V10H161ZM163 9H165V7H163ZM167 9H168V7H167ZM173 9H174V8H173ZM189 9H190V8H189ZM230 9H231V8H230ZM260 9H262V8H260ZM39 10H40V9H39ZM56 10H57V9H56ZM90 10H91V9H90ZM99 10H98L97 8H95V10L92 9V11H94V13H95V11H99ZM139 10H140V9H139ZM152 10H153V9H152ZM171 10H172V9H171ZM171 10L169 9V13H170ZM186 10H187V12H189V11H188V8H186ZM228 10H229V9H228ZM236 10H237V9H236ZM239 10H240V9H238V11H239ZM246 10H247V9H246ZM256 10L258 11L259 8H258V9L256 8ZM78 11H81V10H78ZM175 11H176V13L178 12L177 10L174 9L172 13L174 14ZM181 11H182V10H181ZM184 11H185V9H184ZM195 11H196V10H195ZM197 11H198V9H197ZM241 11H244V10L242 9ZM72 12L74 13L73 10H72ZM102 12H103V11H102ZM104 12H106V11H104ZM104 12H103V15H102V16H104ZM141 12H142V11H141ZM187 12H185V13L182 12L183 15L185 14L186 18H187L188 15H191V13H190V14H189V13L187 14ZM190 12H191V11H190ZM245 12L247 13V11H245ZM254 12L256 13V11H254ZM254 12H253V13H254ZM260 12H261V11H260ZM59 13H60V12H59ZM69 13H71V12H69ZM75 13H76V12H75ZM91 13H92V12H91ZM107 13H108V12H107ZM111 13H112V12H111ZM111 13H110V14H111ZM126 13H127L128 15H126L124 18H123V15H124V14L121 15V16L119 15V16H120V19H122V18L124 19V20H122L123 22L126 21L125 18L127 19L128 16H129V13H128V12H126ZM138 13H139V11H138ZM144 13H146V12H144ZM147 13H148V12H147ZM152 13H153V11H152ZM157 13H156V14H157ZM161 13H162V10H161ZM169 13H168V14H169ZM172 13H170V14L172 15ZM192 13H193V12H192ZM253 13H252V14H253ZM257 13H258V12H257ZM262 13H263V12H262ZM101 14H102V13H101ZM149 14H150V13H149ZM163 14H164V12H163ZM165 14H166V13H165ZM178 14H181V13H178ZM244 14H245V13H244ZM49 15H50V14H49ZM80 15H82V17H83V13H80ZM80 15H79V16H80ZM108 15H109V14H108ZM111 15H113V14H111ZM138 15H140V13H139ZM142 15H143V13H142ZM142 15H141V17H142ZM144 15H145V14H144ZM147 15H148V14H147ZM150 15H154V13H153V14H150ZM158 15H159V14H158ZM158 15H156V17H157ZM160 15H161V14H160ZM183 15H181V17H182ZM247 15H248V14H246V16H245V15H244V16L247 17ZM46 16H47V15H46ZM85 16H86V15H85ZM109 16H110V15H109ZM114 16H116V15H113V17H114ZM119 16H117V17H119ZM154 16H155V15H154ZM161 16L163 17L164 15H161ZM172 16H173V15H172ZM176 16H177V15H176ZM178 16H179V15H178ZM178 16H177V17H178ZM185 16H184V17H185ZM192 16H193V15H192ZM209 16H211V17H209ZM244 16H243V18H244ZM248 16H249V15H248ZM34 17H35V18H34ZM60 17H61V16H60ZM62 17H63V16H62ZM80 17H81V16H80ZM82 17H81V18H82ZM105 17H106V16H104L105 21L110 20L109 18L106 20L107 17H106V18H105ZM138 17H140V16H138ZM143 17H145V16H143ZM146 17L149 18L150 16H146ZM156 17H154V18L151 17L150 19H155ZM158 17H159V16H158ZM166 17H167V16H166ZM166 17H165V18H166ZM169 17H170V15H169ZM177 17H175V19L173 18V20L171 19L172 17H170V20L175 21ZM179 17H180V16H179ZM65 18H66V17H65ZM189 18H191V17L188 16L187 19L189 20ZM201 18H203V17L200 16V17L197 18V19L200 20V21H196L198 24H197L195 21H193V17H192L191 22H188V20L185 19V18H182L181 20L184 19L183 22L186 20L187 23H190V24L193 23V22H195V23L197 24V29H198V28H199L198 26H201L200 24H202L201 21H203V20H201ZM225 18H226V16H225ZM240 18H241V17H240ZM251 18H253V17L251 16ZM71 19H73V21H74V19H76V18H75V17H74V18H71V17H70V19H69V20H70V21H69L70 23H71ZM99 19H100V16H99ZM101 19H102V17H101ZM129 19H131V18L129 17ZM129 19H127V20L129 21ZM139 19H141V18H139ZM144 19L146 20L147 18H144ZM150 19H149V20H150ZM157 19H158V18H157ZM157 19H156V20H157ZM159 19H161V17H159ZM159 19H158V21H159ZM162 19H163V18H162ZM195 19H196V17H195ZM221 19H224V18H221ZM230 19H231V18H230ZM234 19H236V18H234ZM237 19H239V18H237ZM245 19H246V18H245ZM245 19H244V21H245ZM247 19L250 20V18H247ZM24 20H26V19H24ZM59 20H60V18H59ZM77 20L79 21V18H77ZM84 20H86V19H84ZM117 20H118V19H117ZM117 20H116V21H117ZM145 20H144V21H145ZM163 20H164V19H163ZM166 20H167V19H166ZM178 20H180V19H178ZM181 20L178 21V22H179V23L182 22ZM211 20H210V21H211ZM224 20H225V19H224ZM224 20H223V21H224ZM226 20H229V19H226ZM226 20H225V21H226ZM241 20H242V19H241ZM241 20H240V21H241ZM22 21H23V20H22ZM34 21H35V20H34ZM34 21H33V22H34ZM36 21H35V22H36ZM57 21H58V19H57ZM61 21H62V20H61ZM88 21H89V20H88ZM131 21H133V20H131ZM131 21H130V22H131ZM135 21H136V23L138 22L137 20H135ZM144 21H142V22H144ZM167 21H168V20H167ZM167 21H166V22H167ZM186 21H185V22H186ZM189 21H190V20H189ZM192 21H193V22H192ZM262 21H263V20H262ZM67 22H68V21H67ZM74 22H76V21H74ZM91 22H92V20H91ZM91 22H90V23H91ZM103 22H104V20H103ZM103 22H101V23H103ZM123 22H121V24H122ZM133 22H134V21H133ZM139 22H141V20H140ZM139 22H138V23H139ZM142 22H141V23H142ZM161 22H163V21H161ZM164 22H165V21H164ZM185 22H184L183 24H185ZM199 22H201V23L199 24ZM206 22H207V21H206ZM230 22H231V20H230ZM232 22H236V21H232ZM238 22H239V20H238ZM246 22H247V21H246ZM256 22L258 23V21H256ZM263 22H264V21H263ZM263 22H261V24H262ZM46 23H47V22H46ZM50 23H52V22H50ZM124 23H126V22H124ZM136 23H135V24H136ZM138 23H137V24H138ZM195 23L192 24V25L196 26ZM210 23H211V22H210ZM226 23L228 24V22H226ZM236 23H237V22H236ZM239 23H240V22H239ZM254 23H255V22H254ZM257 23H256V25H257ZM32 24H33V23H32ZM55 24H56V21H55ZM63 24L65 25V23H63ZM66 24H67V23H66ZM76 24H77V23H76ZM76 24H74V25H76ZM82 24H84V23H82ZM91 24L94 25L95 22H92ZM135 24H133V25L135 26ZM137 24H136V25H137ZM164 24H165V23H164ZM180 24H181V23H180ZM204 24H205V22H204ZM204 24H203V25H204ZM208 24H209V23H208ZM208 24H207V25H208ZM227 24H226V27H223V29L220 28V29H221V30H219V31H220V34H221V32H222V33L224 32V33L227 34L228 31H229V29H230V28H233V25H234V24H231V25H229V26H227ZM258 24H259V23H258ZM263 24H264V23H263ZM27 25H28V24H27ZM27 25H26V26H27ZM45 25H46V24H45ZM45 25H44V28H45L44 30H45V32H46V31H49V28H48V30H46V27H47V26L45 27ZM64 25H62V26H64ZM77 25H78V24H77ZM95 25H96V24H95ZM95 25H94V26H95ZM104 25H105V24H104ZM107 25H108V24H107ZM122 25H124V24H122ZM130 25L133 26V25H132V22L130 23ZM139 25H141V24H139ZM181 25H182V24H181ZM186 25H187V24H185V26H186ZM188 25H189V24H188ZM188 25H187V27H188ZM207 25H205V27H206ZM20 26H21V25H20ZM31 26H32V25H31ZM33 26H34V27H33ZM33 26H32V27H33L32 29L35 30V33L38 32V31H36V30H39V29H38V26H36V24H33ZM35 26H36V27H35ZM39 26H41V25H39ZM60 26H61V24H60ZM79 26H80V25H79ZM96 26H97V25H96ZM102 26H103V25H101V27H102ZM124 26H125V25H124ZM124 26H122L121 31H122V29H123ZM131 26H130V27H131ZM137 26H138V25H137ZM183 26H184V25H183ZM185 26H184V28H185ZM189 26H190V25H189ZM194 26H192V27L194 28ZM234 26H235V25H234ZM250 26H251V25H250ZM254 26H255V25L251 26V27L253 28V30H254ZM257 26H259V25H257ZM16 27H17V26H16ZM21 27H24V28H25V25H22ZM48 27H49V26H48ZM80 27H83V26L81 25ZM97 27H98V26H97ZM115 27H116V26H115ZM115 27H114V29H113V28H109L110 30L113 29V30H111L110 32H112V31L116 32L117 30L115 29ZM135 27H136V26H135ZM135 27H132V29H133V28H134V29H133V30L131 29V32H129L130 35H131L132 31L134 32V33H133L134 35L137 34V33L135 34V31H134V30H135ZM139 27H140V26H139ZM187 27H186V28H187ZM201 27H202V26H201ZM205 27H204V28H205ZM246 27H247V25H246ZM39 28H40V27H39ZM50 28H51V27H50ZM53 28H54V26H53ZM103 28H104V27H103ZM103 28H102V31L105 33L104 30H106L107 28L105 27L106 29H104V30H103ZM116 28H118V27H116ZM119 28H120V24H119ZM125 28H126V27H125ZM125 28L123 29V31H125V33H126V29H127V28H126V29H125ZM128 28H129V27H128ZM149 28H150V27H149ZM151 28H152V27H151ZM182 28H183V27H182ZM189 28H190V27H189ZM195 28H196V27H195ZM19 29H20V28H19ZM21 29H23V28H21ZM21 29H20V30H21ZM32 29H31V30H32ZM54 29H56V28H54ZM62 29H63V28H62ZM109 29H107L106 32H107ZM136 29H137V28H136ZM138 29L141 30L142 28H138ZM152 29H153V28H152ZM191 29H192V28H191ZM258 29H260V27H259ZM29 30H30V29H28V31H29ZM56 30H57V29H56ZM100 30H101V28H100ZM145 30H146V29H145ZM153 30H154V29H153ZM153 30H151L152 33H153V32L155 33V31H153ZM174 30H175V29H174ZM183 30H184V29H183ZM183 30L178 29V31H176V32L181 31V33H183ZM188 30H189V29H188ZM188 30H187V31H188ZM194 30H195V29H193V31H194ZM217 30H218V29H217ZM50 31H51V29H50ZM102 31H100L99 33H102ZM123 31H122V32H123ZM127 31H129V30H127ZM136 31H137V30H136ZM141 31H142V30H141ZM141 31H139V32H141ZM148 31H150V30H148ZM187 31L184 30V34H185L186 36H187ZM193 31H190V33L193 32ZM196 31H197V30H196ZM202 31H203V30L201 29V32H202ZM247 31H248V30H247ZM249 31H251V29H250ZM254 31H255V30H254ZM26 32H27V31H26ZM52 32H53V31H52ZM56 32H57V31H56ZM71 32H73V31H71ZM71 32H70V35H68V36H71V35L73 34V33L71 34ZM75 32H76V31H75ZM75 32H74V35H72L73 37H74V36H77L78 34H80V33H78V34L76 35ZM96 32H97V31H96ZM96 32H94V33L96 34ZM117 32H119V31H117ZM142 32H143V31H142ZM156 32H157V31H156ZM176 32H175V34H176ZM212 32H214V30H212ZM230 32H231V29H230ZM240 32H241V31H240ZM240 32H239V33H240ZM258 32H259V31H258ZM33 33H34V31H33ZM53 33H54V32H53ZM76 33H77V32H76ZM112 33H113V32H112ZM112 33H111V34H112ZM119 33H121V32H119ZM144 33H145V32H143V34H144ZM146 33H147V31H146ZM148 33H150V32H148ZM148 33H147V34H148ZM152 33H151V34H152ZM160 33H161V32H160ZM181 33H179L180 36H177V37H180V38L184 37V38H185L186 36L183 35V34H181ZM196 33H197V32H196ZM196 33H195V34H196ZM215 33H216V36L219 34V33H217L216 31H215ZM231 33H232V32H231ZM235 33H236V32H235ZM237 33H238V31H237ZM29 34H30V31H29ZM65 34H69V33L67 32V33H65ZM81 34H82V33H81ZM83 34H84V32H83ZM83 34L80 35V36H78V37H81V38H80V41H81V39H82V36H83V38H85L86 35H88V36L90 35V34H85V35H83ZM109 34H110V33H109V31H108V34H107V35H109ZM123 34H124V32H123ZM127 34H128V33H126L125 35L127 36ZM140 34H141V33H140ZM140 34L138 33L137 35H140ZM151 34H150V35H151ZM157 34H158V32H157ZM167 34H168V33H167ZM167 34H164V35H167ZM175 34H172L171 32H169L168 35L171 36V35H175ZM192 34H193V33H192ZM211 34H212V33H211L209 30H205V32L203 31V32L201 33V35H200V36H202V37L200 38V40H201V46H200V47H201V48H203V47H202V42H204V45H203V46H207V47H208V45H205V42H206V41H209V40H208L209 38H207V37H210ZM220 34H219V35H220ZM228 34H229V33H228ZM228 34H227V35H228ZM257 34H258V33H257ZM91 35L93 36L92 40L96 38V37H94L93 34H91ZM97 35H98V34H97ZM101 35H102V37H103L104 34H101ZM128 35H129V34H128ZM153 35H154V34H153ZM153 35H152V36H153ZM155 35H156V33H155ZM164 35H162L163 38H165ZM168 35L166 36V38H168ZM193 35H194V34H193ZM197 35H198V34H197ZM227 35H226V36H227ZM239 35H242V34H239ZM239 35H238V36H239ZM243 35H244V34H243ZM243 35L240 36L242 39L245 40L246 38H247V39L249 38L248 36H247V37H243ZM22 36H23V35H22ZM29 36H30V35H29ZM88 36H86V37H88ZM181 36H182V37H181ZM191 36H192V35H191ZM226 36L224 35L223 37H224V38H227ZM228 36H229V35H228ZM232 36H234V35H232ZM19 37H20V36H18V38H19ZM102 37H100V38H102ZM136 37H137V36H136ZM138 37H139V36H138ZM138 37H137V38H138ZM155 37H156V36H155ZM157 37H158V35H157ZM172 37H175V38H176V36H172ZM220 37H222V35H221ZM220 37H218V38H220ZM223 37H222V38H223ZM230 37H231V36H229V38H230ZM235 37H236V38H235ZM235 37H234V38L237 39V36H235ZM240 37H238V38H239L238 41H240V39H241ZM16 38H17V37H16ZM16 38L14 37L13 41H15ZM24 38H25V36H24ZM26 38H27V37H26ZM32 38H35V37L33 36ZM47 38H48V37H47ZM47 38H46V39H47ZM100 38H99V39H100ZM139 38H140V37H139ZM166 38H165V39H166ZM175 38H174V39H175ZM180 38H178V39L180 40ZM190 38H191V37H190ZM195 38L198 39V38H199V35H198V38H197V36H195ZM231 38H232V37H231ZM21 39H23V38H21ZM28 39H29V38H28ZM28 39L26 40L27 42L25 41L26 44H27L28 41H29ZM44 39H45V38H44ZM102 39H103V38H102ZM168 39H171V37L168 38ZM168 39H167V40H168ZM174 39H173V40H174ZM176 39H177V38H176ZM176 39H175V41H176ZM193 39H194V38H193ZM196 39H195V40H196ZM216 39H217V38H216ZM19 40H20V39H19ZM34 40H35V39H34ZM39 40H41V39H39ZM125 40H126V39H125ZM158 40H160V39H158ZM158 40H156V41L154 40V41H153L154 43H152V42L149 40V41L151 42V43H149V44H152V46H153L154 44H157V46H156V48H157V47H159L158 44H160L159 42H157ZM181 40H183V39H181ZM190 40H191V39H190ZM195 40H194V41H195ZM200 40H198V41H200ZM210 40H211V39H210ZM214 40H215V39H214ZM10 41H11V40H10ZM16 41H17V39H16ZM23 41H24V39H23ZM30 41H31V40H30ZM30 41H29L28 44H31ZM42 41H43V39H42ZM94 41H95V40H94ZM100 41H102V40H98V42H97V40H96V42H97L98 44H99ZM103 41H104V42H102V44L105 43V45H106V44L108 45V43H109V39H108V37H106L105 35H104V40H103ZM127 41H128V40H127ZM127 41H125L126 44H127ZM133 41H134V40H133ZM149 41H148V42H149ZM164 41H165V40H164ZM164 41H162V39H161L162 44H163ZM175 41H174V42L169 41V42H172V43H174V45H175V44H176ZM191 41H192V40H191ZM194 41H193V44L195 43ZM196 41H197V40H196ZM247 41H248V43H249V40H247ZM34 42H35V41H34ZM34 42H33V43H34ZM46 42H48V41H46ZM49 42H50V41H49ZM49 42H48V43H49ZM125 42L123 41L122 43H125ZM139 42H140V41H139ZM176 42L179 43V41H176ZM225 42H226V41H225ZM243 42H245V41H243ZM21 43H22V41H21ZM21 43H20V44H21ZM25 43L23 42V44H25ZM37 43H38V42H37ZM72 43H73V42H72ZM76 43H77V42H76ZM79 43H80V42H79ZM82 43L85 44L84 41H83V39H82ZM100 43H101V42H100ZM140 43H141V42H140ZM144 43H145V42L143 41L142 45H145ZM164 43H165V42H164ZM178 43H177V45H178ZM198 43H199V42H198ZM20 44L17 43L18 47H17V48H14L12 51L10 50V52L7 53V54H10V55L13 56L12 59H11L10 61H12L13 59L15 60V58H16L15 61H17L19 58H21V57L23 56V53H22L21 50L23 49L24 46H23V45H20ZM28 44H27V45H28ZM52 44H53V43H49L50 46H51ZM162 44H161V45H162ZM190 44H191V43H190ZM193 44H191V46H192ZM195 44H196V43H195ZM219 44H220V43H219ZM27 45H26V46H27ZM42 45L45 47V45H44V41H43V44H42ZM67 45H72V44L69 43V44H67ZM67 45H65V46L67 47ZM99 45H101V44H99ZM105 45H103V46H105ZM120 45H121V43H120ZM163 45H164V44H163ZM187 45L190 46L189 44H187ZM187 45H186V46H187ZM224 45H225V44H224ZM246 45H247L248 47H250L249 44H246ZM15 46H16V45H13V47H15ZM46 46L49 48L48 44H47ZM52 46H53V45H52ZM82 46H83V45H82ZM150 46H151V45H150ZM178 46H179V45H178ZM184 46H185V45H184ZM188 46H187V47H188ZM197 46H199V45L196 44V48H197ZM217 46H218V45H217ZM217 46H216V47H217ZM252 46H254V44H253ZM255 46H256V45H255ZM6 47H7V46H6ZM47 47H46V48H47ZM71 47H72V46H71ZM71 47L69 48L70 50H72ZM84 47H85V46H84ZM84 47H82V48H84ZM143 47H144V46H143ZM179 47H181V46H179ZM179 47H178V48H179ZM182 47H183V45H182ZM200 47H199L198 49H200ZM207 47H204V48H207ZM229 47H230V46H229ZM9 48H10V47H9ZM46 48H44V50H46ZM53 48H55V46H53ZM53 48H50V49H49V52H50ZM75 48H76V47H75ZM78 48H79V46L77 47V49H78ZM141 48H142V47H141ZM144 48H145V47H144ZM144 48H142L141 50H143ZM147 48H148V46H147ZM160 48H161V47H160ZM166 48L169 50V47H166ZM178 48H177V49H178ZM193 48L196 49L195 47H193ZM213 48H215V46H213V47L210 46V47H208V50H209V51H212ZM258 48H259L258 50L262 49V47H259V46H258ZM2 49H3V46H2V43L0 42V54H1L2 52L5 53V52L7 51V50H5V49L2 51ZM10 49H11V48H10ZM39 49H40V48H39ZM67 49H68V48H67ZM180 49H181V48H180ZM183 49H184V47L182 48V51H185V50H186V49H185V50H183ZM190 49H191V47H190ZM190 49H187V51H185L186 53H182L181 50H179V49H178V50H179L178 52L182 53L181 55L184 54V55L187 56V52H188ZM194 49H192L191 52H192ZM198 49H196L195 51H198ZM263 49H264V48H263ZM73 50L76 51V49H73ZM79 50H82V49H79ZM79 50H78V52H77V51H76V52L74 51V52L77 53V54L79 55V52H80ZM83 50H84V49H83ZM88 50H89V49H88ZM110 50H111V49H110ZM112 50H113V52H114L115 49H112ZM153 50H154V49H153ZM155 50L158 51V48L155 49ZM155 50H154V51H155ZM161 50H162V49H161ZM161 50H160V51H161ZM200 50H201V49H200ZM202 50H203V49H202ZM202 50H201V52H202ZM208 50H207V51H208ZM227 50H228V49H226V50L223 52V54L226 53ZM245 50H247V49L245 48ZM258 50H257V52H258ZM1 51H2V52H1ZM13 51H14V52H13ZM39 51H40V50H39ZM58 51H59V50H58ZM84 51H87V49H85ZM84 51H82V52H84ZM92 51H94V49H93ZM119 51H120V50H119ZM121 51H122V50H121ZM121 51H120V52H121ZM131 51H132V50H130V52H131ZM203 51H204V50H203ZM207 51H205V52H207ZM232 51H233V49L231 50V53H232V54H233L234 52H236V51H234V52H232ZM240 51H241V50H240ZM240 51H239V52H240ZM242 51H244V50H242ZM242 51H241V53H242ZM247 51H249V50H247ZM82 52H80V53H81V55L84 57V55H85L87 52H86V53L84 52V53H85L84 55H83ZM89 52H90V50H89ZM95 52H96V51H95ZM104 52H105V51H104ZM104 52H103V53H97V55H98V54H101V55H99V56H102V54H104ZM108 52H109V51H108ZM113 52H112V53H113ZM120 52H119V53H116V56H117V54L119 55V57L117 56V58H120V56L123 55V54H121V53H123V51H122L121 53H120ZM130 52H125V53H128V54H129ZM151 52H152V51H151ZM170 52H171V51H170ZM172 52H174V51H172ZM205 52H203V53L205 54ZM261 52H262V50L260 51V53L257 54L258 57L255 56V58H256V57L259 58V57H261V56H259L260 54H261V55L264 54V53H261ZM263 52H264V51H263ZM90 53L92 54L93 52H90ZM125 53H124V54H125ZM157 53H158V52H157ZM157 53H156V54H157ZM159 53H161V52H159ZM189 53H190V52H189ZM189 53H188V54H189ZM196 53H197V52H196ZM210 53H212V52H210ZM228 53H229V52H228ZM243 53H245V52H243ZM246 53H249V52H246ZM57 54H58V53H57ZM57 54H56V55H57ZM91 54H90V55H91ZM93 54H94V53H93ZM93 54H92V55H93ZM106 54H107V53L105 52V55H106ZM131 54H132V52H131ZM138 54H139V53H138ZM138 54H137V55H138ZM198 54H199V52H198ZM198 54H196V55L198 56ZM226 54H227V53H226ZM232 54H231V55H232ZM4 55H6V54H4ZM37 55H38V54H37ZM41 55H42V54H41ZM72 55L74 56L73 53H72ZM72 55H71V56H72ZM87 55H88V54H87ZM87 55H86V56H87ZM141 55H142V54H141ZM141 55H140V57H141ZM143 55H144V56H143ZM143 55H142L143 57H147V56L150 57L151 54H149V55L147 54V56H145V54H143ZM153 55H154V53H153ZM166 55L168 56V54H166ZM173 55H174V54H173ZM184 55H183V56H184ZM193 55H194V53L192 52V59L197 58V57L194 58ZM196 55H194V56H196ZM200 55H201V54H200ZM229 55H230V54H229ZM229 55H226V56L229 57ZM234 55H237V53L234 54ZM234 55L231 57V59H233L234 57H235V58L237 57V56H234ZM242 55H243L242 57H245V56H246L245 54H242ZM249 55H250V53L248 54V57H251V55H253V54H251L250 56H249ZM0 56H2V55H0ZM33 56H34V55H33ZM73 56H72V58H73ZM113 56H115V55H112L111 57H113ZM125 56H126V55H125ZM128 56H130V55H127V57H128ZM132 56H133V55H132ZM138 56H139V55H138ZM157 56H158V55H157ZM157 56H156V58H157ZM159 56H160V55H159ZM170 56L173 57L172 55H170ZM186 56H185V58H186ZM189 56H190V55H189ZM219 56H222L221 53H220ZM224 56H225V55H224ZM253 56H254V55H253ZM10 57H11V56H10ZM38 57H42V58H43V56H40V54H39ZM44 57H45V56H44ZM62 57H64V56H62ZM79 57H80V55H79ZM79 57H77V59H78L77 61H79ZM83 57H82V58H83ZM87 57H88V56H87ZM87 57H86V59H87ZM95 57H96V56H95ZM95 57H93V58H95ZM127 57H125V58H127ZM143 57H142V58H143ZM160 57H161V56H160ZM165 57H166V56H165ZM199 57H200V56H199ZM32 58H33V57H32ZM36 58H37V57H35V59L33 58V59H34V60H33L34 62H36V60H37L38 62H41V61H42L41 59L39 60V58H38V59H36ZM45 58H46V57H45ZM45 58H43V61H44ZM51 58H52V57H51ZM51 58L49 57L48 59H51ZM67 58H68V57H67ZM75 58H76V56H75ZM75 58H73V59H75ZM82 58H81V59H82ZM123 58H124V57H123ZM136 58H139V57H136ZM185 58H184V60H185ZM188 58H190V57H188ZM218 58H220V57H217L216 59H218ZM222 58H223V57H222ZM237 58H238V57H237ZM246 58H247V57H246ZM252 58H254V57H252ZM255 58H254V60L257 59V58L255 59ZM52 59H56V61H52V60H51V62H48V61H47L48 63H47V62L44 63L45 61H44V62L42 61V64H43V63H44V64H47V66H46L45 70L43 69L44 71L42 70V67H44V65L41 66V67H40V68H41L40 71H42V73H41L40 76H39V75H38V74H39V71H38L37 76H39V77H36V78H38V80H39V81H38L39 83L37 84V85H38L37 88H40V89L43 91V94H42L41 96H39V97L42 98V99H45V98H48V97H51L52 100H53L54 97H55V99H57V98H58L59 96H61V94L63 93L62 91H67V92H68L69 90H71V89L73 88L74 83H76L75 81H73V79H71V80H69V81H67V80H68V79H67V80H65L66 82H65V81L62 82L63 80H61V77H60V75H59L60 73L58 74V71H57V67L59 66L57 60H60L61 58L58 59L57 57H54V58H52ZM84 59H85V58H84ZM133 59H134V58H133ZM166 59H167V57L165 58V60H166ZM170 59H171V58H170ZM174 59H175V58H174ZM186 59H187V58H186ZM198 59H199V58H198ZM231 59H230V60H231ZM238 59H240V58H238ZM259 59H260V58H259ZM261 59H264L263 56L261 57ZM0 60H1V59H0ZM62 60H63V59H61L60 61H62ZM65 60H67L68 62L70 61L69 58H68V59H65ZM87 60H89V59H87ZM90 60H91V59H90ZM92 60H93V59H92ZM92 60H91V62H92ZM135 60H136V59H135ZM139 60H140V59H139ZM143 60H144V59H143ZM143 60H142V61H143ZM167 60H168V59H167ZM172 60H173V59H172ZM172 60H171V61H172ZM175 60H177V59H175ZM196 60H197V59H196ZM202 60H203V59H202ZM220 60H221V59H220ZM236 60H237V59H236ZM1 61H2V60H1ZM1 61H0V62H1ZM4 61H5V60H4ZM77 61H76V65L78 64ZM122 61H123V60H122ZM131 61H132V59H131ZM137 61H138V59H137ZM137 61H136V62H137ZM160 61H161V60H160ZM186 61H187V60H186ZM192 61H194V60H192ZM216 61H217V60H216ZM218 61H219V59H218ZM221 61H223V60H221ZM224 61H227V60L224 59ZM224 61H223V62H224ZM232 61L234 62V59H233ZM238 61H239V60H238ZM238 61H237V62H238ZM256 61H259V60L257 59ZM256 61H255V62H256ZM13 62H14V61H13ZM17 62H18V61H17ZM62 62H63V61H62ZM71 62L74 63L75 60H74V62H73V61H71ZM81 62H82V61H81ZM109 62H111V60H110ZM169 62H170V61H169ZM169 62H168V63H169ZM176 62H177V61H176ZM178 62H183V59H182V61L178 60ZM189 62H190V61H189ZM194 62H195V61H194ZM200 62H201V64H203L202 61L199 60L198 63H200ZM203 62H204V61H203ZM223 62H222V64L224 65ZM233 62H232V63H233ZM241 62H242V61H239L237 65H239V63L242 64ZM253 62H254V61H253ZM255 62H254V63H255ZM2 63H4V62H2ZM69 63H70V62H69ZM163 63H164V66H165L166 64L168 65V63H165V62H163ZM183 63H185V62H183ZM183 63H182V65L179 63L181 66H180L179 64H176V65H175L174 62H173L172 64H174L175 66H180L179 68L182 69V66L184 65ZM187 63H188V62H187ZM187 63H185V64H187ZM196 63H197V61H196ZM215 63H216V62H215ZM225 63H226V62H225ZM228 63H229V61H228ZM232 63H229V65L232 64ZM18 64H19V63H18ZM39 64H40V63H39ZM61 64H63V63H61ZM65 64H68V63L65 62V63L63 64V66H61V67H64ZM85 64H86V63H85ZM89 64H90V63H89ZM93 64H96V63L94 62ZM98 64H99V63H98ZM98 64H96V65H98ZM172 64H171V65H172ZM216 64H218V63H216ZM243 64L245 65V63H243ZM8 65H10V64H9V61H8ZM19 65H20V64H19ZM69 65H70V64H69ZM80 65H81V64H80ZM80 65L77 66V67H79V69H80V71H81V73H80L81 76H75V77H80L78 80H80L82 84L85 85V84H90L91 82H95V83L100 84V86H103L102 88H104V87H105V88H114L113 90H116V89L118 88V87L116 88V86H117V85H115V84H117L116 82L112 83V82L108 79V77L106 76L107 72H105L106 74L103 73V72H101L102 70L99 72L98 69H97V66H96V65H94V66L91 65L90 68H87L89 65H88L87 67H86L85 65H84V66H82V65L80 66ZM99 65L101 66V64H99ZM104 65H105V64H104ZM169 65H170V63H169ZM187 65H188V64H187ZM190 65H192V64H190ZM199 65H200V64H199ZM204 65H205V64H204ZM214 65H215V64H214ZM226 65H227V64H226ZM226 65H225V66H226ZM247 65H248V64H247ZM252 65H253V64H252ZM10 66H11V65H10ZM26 66H28V65H26ZM66 66H67V65H66ZM70 66H71V65H70ZM73 66L75 67V65H73ZM95 66H96V67H95ZM138 66H139V64H138ZM184 66H185V65H184ZM184 66H183V69H184V68H187V66H185V67H184ZM188 66H189V65H188ZM211 66H212V65H210V67H211ZM241 66H242V65H241ZM259 66H260V65H259ZM15 67H16V66H15ZM23 67H24V66H23ZM61 67H60V68H61ZM67 67H68V66H67ZM84 67H86V68H84ZM109 67H110V66H109ZM109 67H108V68H109ZM113 67H114V66L110 67L111 69L108 70L111 74L114 73V69H113ZM126 67H127V66H126ZM149 67H150V66H149ZM149 67H147V68L149 69V71L152 70V69L154 68V67H153V68H149ZM168 67H169V66H168ZM212 67H213V66H212ZM212 67H211V68H212ZM218 67H220L219 69H221V64H220ZM226 67H227V66H226ZM239 67H240V65H239ZM263 67H264V66H263ZM11 68H12V66H11ZM20 68L22 69L21 66H20ZM20 68H19V69H20ZM26 68H27V67H26ZM26 68H24V71H26V73H27V71H28L27 69H28V68H27V69H26ZM32 68H33V67H32ZM32 68H31V70H32ZM65 68H66V67H65ZM75 68H76V67H75ZM108 68H107V69H108ZM136 68H138V67H136ZM140 68H141V65H140ZM147 68H144V67H143V69H144L143 71H146L145 69H147ZM165 68H166V70H164L165 72H164V71H161L162 73H161L160 71H158L157 68H154V69H156V71H158V72H157L158 74L161 73V74L163 75V74L165 73V74H167V75L169 74V76H170V72H169V70L167 71V69H168L167 66H166ZM169 68H170V67H169ZM208 68H209V66H208ZM215 68H216L215 70H219V69H217L216 66H215ZM76 69H77V68H76ZM79 69H78V70H79ZM107 69H106V70H107ZM130 69H131V68H130ZM163 69H164V67H163ZM163 69H161V70H163ZM170 69H171V68H170ZM205 69L207 70V68H205ZM212 69H213V68H212ZM212 69H211V70H212ZM222 69H223V68H222ZM222 69H221V70H222ZM224 69H225V68H224ZM226 69H227V68H226ZM255 69H256V66H255ZM11 70H12L11 72H12V74H13V71H14V70H13V69H11ZM38 70H39V68H38ZM58 70H59V69H58ZM133 70H134V69H133ZM133 70H131V71L133 72ZM188 70H189V68H188ZM206 70H203V72H202L203 75L205 74L204 72H205ZM256 70H257V69H256ZM15 71H16V70H15ZM21 71H23V69H22ZM32 71H33V70H32ZM59 71H60V70H59ZM116 71H117V69H116ZM120 71H122V70H120ZM139 71H140V70H139ZM170 71H171V70H170ZM207 71H209V70H207ZM261 71H262V73L264 72V70H262V67H261ZM261 71H260V72H261ZM29 72H30V70H29ZM60 72H61V71H60ZM109 72H108V73H109ZM134 72H136V71H134ZM152 72H153V70H152ZM154 72H155V71H154ZM182 72H183V71H182ZM190 72H192V74L194 73L193 71H190ZM190 72H189V73L186 72V73L189 75ZM195 72H197V71H195ZM216 72H217V71H216ZM219 72H220V71H219ZM257 72H258V71H257ZM17 73H18V72H16V74H17ZM22 73H23V72H22ZM110 73H109V74H110ZM137 73H138V72H137ZM145 73H146V72H145ZM147 73H149V72H147ZM150 73H151V71H150ZM157 73L155 72V75H156ZM197 73H198V72H197ZM197 73H194V74H195V75H198V74L201 75V74H202V73H201V74H200V73L197 74ZM211 73H215V72H211ZM217 73H218V72H217ZM221 73H222V72H221ZM223 73H224V72H223ZM262 73H260V74H262ZM35 74H36V72H35ZM62 74H63V73H62ZM153 74H154V73H152V75H153ZM158 74H157V75H158ZM161 74H160V76L162 77ZM172 74H173V73H172ZM194 74H193L192 76H194ZM209 74H210V73H209ZM209 74H208V76H209ZM218 74H220V73H218ZM9 75H10V74H9ZM27 75H28V74H27ZM27 75H26V76H27ZM29 75H30V74H29ZM33 75H34V73H33ZM68 75H69V74H68ZM68 75H67V76H68ZM78 75H79V74H78ZM145 75H146V74H145ZM148 75H149V74H148ZM181 75H182V74H181ZM181 75H180V76H181ZM190 75H191V74H190ZM190 75H189V76H190ZM206 75H207V73H206L204 76H206ZM220 75H221V74H220ZM222 75H223V74H222ZM257 75H258V73H257ZM26 76L24 75V77H26ZM30 76H31V75H30ZM34 76H36V75H34ZM61 76H62V75H61ZM183 76H184V75H183ZM186 76H187V75H186ZM223 76H224V75H223ZM250 76H251V75H250ZM261 76H262L261 78H263V74H262ZM24 77H22V78H24ZM97 77H99V79H97ZM158 77H159V76H157V78H158ZM163 77L165 78V77H167V76H166V75H165V76L163 75ZM197 77H200V76H196V80H197ZM206 77H207V76H206ZM206 77H204V78H206ZM209 77H210V76H209ZM209 77H208L207 79H209ZM211 77H212V76H211ZM211 77H210V78H211ZM218 77H219V76H218ZM218 77L216 78V81H217ZM5 78H6V77H5ZM12 78L14 79V77H12ZM17 78H18V79H17ZM22 78H21V77L19 78V76H18V77H15V79H16V83H17V80H19V79H21V82H22V81H23ZM31 78H32V77H31ZM71 78H74V77H71ZM174 78H176V77L174 76ZM180 78H181V77H180ZM189 78H190V77H189ZM191 78H192V77H191ZM191 78H190V79H191ZM204 78H201V80L204 81ZM213 78H215V76H214ZM259 78H260V76H259ZM259 78H256V77H255V78H254V81L257 80L258 83H261V82H262V81L260 80L261 78H260V79H259ZM69 79H70V78H69ZM168 79H169V80H168V81H169L168 83H169L170 85H168L167 82H164V83H166L168 86H170L169 88H171V87L173 88L174 86H176V87H174V90H175V89L179 86V83H178L179 80H180L179 77L176 79L178 82H177L176 85H174V86H172V84H173L174 82H176V81H173L174 79H172L171 77H169ZM184 79L187 80L188 77H187V79H186L185 77H184V78L182 77V81H181V80H180V81L183 82ZM192 79H193V78H192ZM199 79H200V78H199ZM211 79H212V78H211ZM221 79H223V78H221ZM221 79H220V80H221ZM224 79H225V78H224ZM224 79H223V80H224ZM236 79H237V78H236ZM238 79H239V78H238ZM249 79H251L250 81L254 82V81L252 80L251 77H249ZM258 79H259L261 82H260ZM36 80H37V79H35V80H33V81H36ZM153 80H154V79H153ZM185 80H184V81H185ZM193 80H194V79H193ZM196 80H194V83H195V84L198 83V86L200 85L201 87H200V86H199V87H200V88H203L204 85H203V86L201 85L203 82L201 83V80H200V81L197 80V81H199L200 83H199V82H195ZM214 80H215V79H214ZM214 80H213V81H214ZM231 80H232V79H231ZM231 80L228 81V82L230 83ZM243 80H245V79H243ZM246 80H247V78H246ZM262 80H264V78H263ZM190 81H191V80H190ZM190 81H186V84H188L187 82H190ZM216 81H215V82H216ZM225 81H226V80H224V82H225ZM233 81H234V80H233ZM236 81H238V80H236ZM236 81H235V82H232V83L230 84V86H233L234 84H236ZM239 81H242V80H239ZM239 81H238V82H239ZM248 81H249V80H248ZM23 82H24V81H23ZM23 82H22V83L18 82V85H20V84L23 85ZM25 82H26V81H25ZM157 82H158V79H157ZM159 82H160V81H159ZM159 82H158V85H159ZM224 82H223V87H225V86H224V85H225ZM238 82H237V84H238ZM5 83H6V81H5ZM16 83H15V84H16ZM19 83H20V84H19ZM36 83H37V81H36ZM126 83H127V82H126ZM148 83H149V82H148ZM161 83H162V82H161ZM161 83H160V86H161ZM192 83H193V81H192ZM192 83L190 82V84H192ZM208 83H209V82H208ZM221 83H222V82H221ZM221 83H220V84H221ZM26 84H27V82H26ZM33 84H35V83H33ZM140 84H141V83H140ZM150 84H151V83H150ZM152 84H154L153 87H156V84H155V83H152ZM152 84H151V85H152ZM174 84H175V83H174ZM183 84H184V83H183ZM190 84H189V86H190ZM205 84H206V83H205ZM215 84H216V83H215ZM241 84H242V83H241ZM18 85H16V86H18ZM29 85H30V83H29ZM29 85L25 86V88H26V87L28 88ZM78 85H79V84H78ZM78 85H77V86H78ZM120 85H121V84H120ZM120 85H118V86L120 87ZM122 85H124V84H122ZM167 85H166V86H167ZM177 85H178V86H177ZM192 85L194 86V84H192ZM211 85H212V84H211ZM242 85H243V84H242ZM3 86H4V85H3ZM3 86H2V88H3ZM12 86H14V84H13ZM77 86H75V88H76ZM97 86H98V85H97ZM97 86H96V87H97ZM141 86H142V85H141ZM144 86H145V85H144ZM183 86H184L183 88H185V87H187L188 85H183ZM198 86H197V87L195 86V89H196V88L198 89ZM207 86H208V85H207ZM209 86H210V85H209ZM216 86H217V85H216ZM228 86H229V85H228ZM228 86H227V84H226V87H228ZM32 87H33V86H32ZM82 87H83V86H81V88H80V87H77V89H74V88H73V89H74V90H73L74 92L77 91V90H79V91H77V92L79 93V94H77V95H79V96H76V95H75L77 92H75L74 94H73L72 91H70V92H72V93L69 92L70 95H71V94H72V95H75L76 99H79V98H77V97H81L79 100L76 101V103H79L78 101H81L82 98H85V96H87V95H86L87 93H86V94L84 93L85 90H87V89L82 90L83 92H82V91L80 92V89H82ZM98 87H99V86H98ZM157 87H158V86H157ZM162 87H163V86H162ZM214 87H215V86H214ZM217 87H218V86H217ZM219 87H221V86H219ZM11 88H13V87H11ZM27 88H26V89H27ZM30 88H31V86L29 87V89H30ZM78 88H80V89H78ZM102 88L99 87V88H97V89H102ZM105 88H104V89H105ZM143 88H145V87H143ZM159 88H160V87H158V89H159ZM167 88H168V87H167ZM167 88H166V89L164 88L167 92H170V91L173 90V89L170 90V89L168 88V89L170 90V91H169V90H167ZM179 88L181 89L180 86H179ZM190 88H191V87H190ZM190 88H189V89H190ZM193 88H194V87H192L191 89H193ZM228 88H229V87H228ZM239 88H240V87H239ZM257 88H259V87H257ZM0 89H1V87H0ZM133 89H134V86H133V88H132L131 90H132L133 92H135V89H134V90H133ZM146 89H147V88H145V90H146ZM151 89H152V88H151ZM180 89H179V90H180ZM189 89L187 90V89L185 88V89H181V90H182V91H183V90H185V91L187 90V93H188V91H190ZM204 89L206 90L207 87L204 88ZM219 89H222V88H219ZM230 89H231V88H230ZM232 89H233V88H232ZM255 89H256V88H255ZM263 89H264V88H263ZM263 89H259V90H262V91H257L258 96H259L260 94H262ZM8 90H9V89H8ZM33 90L35 91L34 88H33ZM113 90H110V91L108 90V91L111 92V91H113ZM126 90H127V89H126ZM139 90H140V89H139ZM174 90H173V94L177 95V94H176L177 92L174 93ZM176 90H177V89H176ZM198 90H199V89H198ZM222 90H223V89H222ZM233 90H234V92L231 90V91L233 92V95H232L231 97L229 96V97H230V102H227V101H226L227 104H229L232 108H236L235 110H240V109H242L244 106H245V108H246L247 105L244 104V101H243V100H245V98L243 99V96H244V97H247L248 94L242 96L240 93H238L239 90H238V91H235V89H233ZM248 90H249V89H248ZM251 90H252V89H251ZM253 90H254V89H253ZM257 90H258V89H257ZM5 91H7V89H6ZM10 91H11V89H10ZM27 91H28V90H27ZM136 91H138V90H136ZM146 91H147V90H146ZM196 91H197V90H196ZM199 91H200L199 93L202 92L201 90H199ZM231 91H230V92H231ZM241 91H242V90H241ZM0 92H2V91H0ZM12 92H13V91H12ZM23 92H24V90H23ZM86 92H88V90H87ZM106 92H107V91H106ZM115 92H116V91H114V93H115ZM141 92H142V91H141ZM149 92H151V90H150ZM190 92L193 94V97H194V92H195V90H194V92H193V90L190 91ZM203 92H205V91H203ZM206 92H207V91H206ZM221 92H222V91H221ZM243 92H244V91H243ZM254 92H255V90H254ZM28 93H29V92H28ZM35 93H36V91H35ZM116 93H117V92H116ZM123 93H125V92H123ZM128 93H129V92H128ZM135 93H136V92H135ZM144 93H145V92L141 93V95H140V92H138L139 96H141V97L145 96ZM222 93L224 94V92H222ZM245 93H247V92H245ZM15 94H16V92H15ZM17 94H18V92H17ZM24 94H25V93H23V94H21V95H24ZM88 94H89V93H88ZM108 94H109V93H108ZM130 94H131V92H130ZM130 94H129V95H130ZM168 94H169V93H168ZM171 94H172V92H171ZM171 94H170V95H171ZM179 94L181 95V91L179 92ZM182 94H183V93H182ZM192 94H191V95H192ZM203 94L205 95V93H203ZM209 94H215V95H216V93H209ZM218 94H219V93H218ZM223 94H222V95H223ZM226 94H227V92H226ZM228 94H229V93H228ZM28 95H29V94H28ZM35 95L37 96V94H34V96H35ZM62 95H63V94H62ZM68 95H69V94H68ZM72 95H71V96H72ZM98 95H99V94H98ZM111 95H112V93H111ZM115 95H116V94H115ZM121 95H123V94H121ZM121 95H119V96H121ZM126 95H127V94H126ZM126 95L123 96V97L125 98ZM132 95H133V94H132ZM175 95H174V97H175ZM180 95H179V96H180ZM183 95H184V94H183ZM188 95H189V94H188ZM195 95H196V94H195ZM197 95H198V94H197ZM199 95H200V94H199ZM220 95H221V93H220ZM230 95H231V94H230ZM254 95H255V93H254ZM254 95H253V96H254ZM262 95H263V94H262ZM10 96H11V95H10ZM36 96H35V97H36ZM117 96H118V95H117ZM117 96H116V97H117ZM127 96H128V95H127ZM171 96H173V95H171ZM171 96L168 97V95H166L167 98H170ZM205 96H206V98L202 99V98L205 97ZM205 96H202V95H201L202 98H200V99H202V101L198 99L199 96L196 97V101H197V99H198L199 104H200V102H201L200 105H202V107L204 106V105L202 104V102H203V100H205V99L207 100V96H211V97H213L212 95H207V94H206ZM223 96H224V95H223ZM249 96L252 97V98L257 97V96L253 97V96H251V95H249ZM73 97H74V96H73ZM103 97H105V95H104ZM108 97H110V95H109ZM116 97H113V99H116ZM130 97H131V95H130ZM137 97H138V96H137ZM137 97H136V98H137ZM164 97H165V96H164ZM181 97H182V95H181ZM184 97H185V96H184ZM186 97H187V96H186ZM218 97H220V96L218 95ZM229 97H228V98H229ZM29 98H31V95L29 96ZM40 98H39V99H40ZM127 98H128V97H127ZM131 98H133V97H131ZM131 98H130V99H131ZM162 98H163V97H160V98H158V99H162ZM175 98H176V97H175ZM178 98H180V97H177L176 99H178ZM182 98H183V97H182ZM188 98H190V97H188ZM188 98H186V99H188ZM194 98H195V97H194ZM105 99H106V98H105ZM110 99H112V98H110ZM118 99L122 100L121 97H120V98L118 97ZM118 99H116V102L118 101L117 103H119V100H118ZM164 99H165V98H164ZM213 99H214V98H213ZM215 99H216V98H215ZM3 100H4V99H3ZM40 100H41V99H40ZM83 100H86V98H85V99H82V101H83ZM134 100H135V97H134ZM137 100H138V98H137ZM139 100H140V99H139ZM139 100H138V101H139ZM147 100H149V99L147 98ZM167 100H168V101H171V100H169V99H167ZM193 100H194V101H193ZM206 100H205L204 102H206ZM208 100H209V98H208ZM35 101H36V100H35ZM42 101H43V100H42ZM173 101H174V100H173ZM182 101H183V100H182ZM192 101H193V102H196L195 99H192ZM192 101H191V102H192ZM198 101L195 103V105L198 103ZM221 101L223 102V99H222ZM30 102H31V101H30ZM73 102H75V101H73ZM73 102H72V103H73ZM112 102H115V101L112 100ZM162 102H165V100H164V101L162 100ZM175 102H176V100H175ZM185 102H187V101H185ZM193 102H192V103H193ZM219 102H220V100H219ZM226 102H225V103H226ZM65 103H67V102H65ZM69 103H70V102H69ZM69 103H68V104H69ZM72 103H71V104H72ZM76 103H75V104H76ZM122 103L125 104V101H122ZM122 103L120 102L119 105H121ZM130 103H131V102H129V105H128L129 107L131 106ZM132 103H133V102H132ZM136 103L138 104V102H136ZM139 103L141 104L142 102L140 101ZM148 103L151 104V102H148ZM156 103H157V102H156ZM165 103H166V102H165ZM170 103L173 104V106H179L178 103H177L176 105H175L174 102H172V101H171ZM179 103H181V99H180V102H179ZM217 103H218V102H217ZM223 103H224V102H223ZM3 104H4L5 106H7L5 103H2V102L0 103V130H2V131H4V132H11V131H14V127H15V126H14L13 124H11V123H10V124H7V122H6V123L4 122L5 120H2V112L4 111L3 109H4V107H5ZM25 104H28V103H26V100H25ZM29 104H30V103H29ZM40 104H41V103H40ZM40 104L37 106L38 108H39ZM47 104H48V103H47ZM71 104H70V105H71ZM82 104H83V103H82ZM82 104L79 103L77 106L79 107V105L81 106ZM157 104H158V103H157ZM182 104H184V103H182ZM182 104H181V105H182ZM185 104H186V103H185ZM187 104H189V102H188ZM193 104H194V103H193ZM193 104H192V105H193ZM204 104H205V103H204ZM220 104H221V102H220ZM227 104H224L225 108H226V105H227ZM42 105H43V104H42ZM66 105H67V104H66ZM116 105H117V104H116ZM132 105H134V104H132ZM143 105H144V104H143ZM189 105H190V104H189ZM195 105H194V106H195ZM229 105H227V106H229ZM10 106H11V105H10ZM22 106H23V105H22ZM25 106H26V105H25ZM52 106H53V105H52ZM52 106L50 105L51 110L53 109ZM72 106H73V105H72ZM124 106H125V105H124ZM141 106H142V105H141ZM141 106H140V108H141ZM173 106H172V107H173ZM190 106H191V105H190ZM221 106H223V104H222ZM230 106H229V107H230ZM258 106H260V105H258ZM258 106H257V107H258ZM42 107H43V106H42ZM42 107H40V108L43 110ZM45 107H49V106H45ZM70 107H71V106H70ZM70 107H69V108H70ZM74 107H76V106H74ZM74 107H73V108H74ZM83 107H84V106H83ZM90 107L92 108V106H90ZM115 107L118 108V107H121V106H115ZM129 107H127V108H129ZM145 107H146V105H145ZM145 107H144V108H145ZM180 107H182V106H179V108H177V109L179 110ZM184 107H185V105H184L182 108H184ZM195 107H196V109L198 108V106H195ZM229 107H227L228 110H229ZM231 107H230V110L228 111L229 113H231V111H233V109H232ZM257 107H256V108H257ZM67 108H68V107H67ZM71 108H72V107H71ZM73 108L70 109V110H72V112H73ZM76 108H77V107H76ZM85 108H86V107H85ZM91 108H87V110H89V109H91ZM132 108H133V106L130 107V109H132ZM163 108H164V107H163ZM167 108H168V107H167ZM170 108H171V107H170ZM173 108H174V107H173ZM175 108H176V107H175ZM187 108H189V107H187ZM193 108H194V107L192 106V109H193ZM227 108H226V109H227ZM249 108L252 109L253 107H249ZM249 108H248V109H249ZM254 108H255V107H254ZM258 108H259V107H258ZM23 109H24V108L21 107V110H22V111H24ZM156 109H157V108H156ZM158 109H159V108H158ZM158 109H157V110H158ZM161 109H162V108L160 107V110H161ZM164 109H165V108H164ZM164 109H162V111H163ZM199 109H201V108H199ZM231 109H232V110H231ZM243 109H244V108H243ZM259 109H260V108H259ZM42 110H41V111H42ZM46 110H47V109H46ZM51 110H50V111L48 110V111H49V112H52ZM122 110H124V109H122ZM140 110H142V109H139V110H138V113L141 112ZM144 110H145V109H143L142 112H145V114H146V111H147V110H146V111H144ZM148 110H149V109H148ZM167 110H168V109H167ZM170 110H171V109H170ZM180 110H183V109H180ZM180 110H179V112H180ZM184 110H186V109H184ZM184 110H183V111H184ZM188 110H189V113H188V114H189V116H190V113H191L192 110H190V109H188ZM197 110H198V109H197ZM244 110H247V109H244ZM254 110H255V109H254ZM263 110H264V108H263ZM25 111H26V110H25ZM37 111H38V110H37ZM41 111H40V112H41ZM43 111H44V110H43ZM48 111H47V112H48ZM80 111H81V110H80ZM80 111H77V112L75 111V113H74V112H73V113L76 114V113H79ZM84 111H86V110H84ZM162 111H159V112L156 111L155 113L151 112V113H153V114L149 115V117L151 118V117H155V116H157V117L163 116V115H164V113H163L164 111H163V112H162ZM168 111H169V110H168ZM168 111H167V113H169ZM186 111H187V110H186ZM200 111H201V110H200ZM225 111H227V110H224V113H225ZM261 111H262V107H261ZM29 112H30V111H29ZM29 112L27 111L28 114H25V115L23 114V116L20 114V116H22V118L24 117V119H25V121H22V120H21V122H24L26 125H28V127L35 128V127H37V122H38V121H37V118L34 117L35 114H34V115L32 114L33 116H32V115H29V114H31V112H30V113H29ZM44 112H45V111H44ZM44 112H43V113H44ZM54 112H55V111H54ZM72 112H71L70 117H71V116H72V117L74 116V115H72V114H73ZM81 112H82V111H81ZM119 112H121V110H119ZM130 112H131V111H130ZM165 112H166V111H165ZM170 112H171V111H170ZM172 112L175 114V110L172 111ZM179 112H178V113H179ZM181 112H182V111H181ZM192 112H193V111H192ZM234 112H235V111H234ZM242 112H244V111H239V113H242ZM19 113H20V112H19ZM23 113H24V112H23ZM57 113H59V112H57ZM69 113H70V111H69ZM128 113H129V112H128ZM135 113H136V112H135ZM178 113H176V116H177ZM184 113H185V112H184ZM186 113H187V112H186ZM195 113H196V115L199 114L198 111H195ZM195 113L193 112L192 114L195 115ZM222 113H223V112H222ZM224 113H223V114H224ZM235 113H236V112H235ZM235 113H233V114H235ZM246 113H247V112H246ZM17 114H18V113H17ZM36 114H37V113H36ZM39 114H41V113H39ZM47 114H49V113H46V116H47ZM50 114H51V113H50ZM52 114L55 115V117H56V112H55V114L52 112ZM52 114H51V115H52ZM119 114H120V113H119ZM130 114H131V113H129V115H130ZM139 114H141V113H139ZM179 114H180V113H179ZM188 114H187L186 116H188ZM192 114H191V116H190L191 118L193 117ZM202 114H203V113H202ZM220 114H221V113H220ZM243 114H244V113H243ZM44 115H45V114H44ZM53 115L50 116V118L53 117ZM127 115H128V114H127ZM132 115H133V114H132ZM134 115H135V114H134ZM165 115H166V114H165ZM172 115H173V114H172ZM226 115H227V112L225 113L224 117H223V118L221 117V118L224 119V118L226 117ZM239 115H240V114H239ZM261 115H262V113H261ZM57 116H58V115H57ZM59 116H60V115H59ZM59 116H58V117H59ZM64 116H66V115H64ZM136 116H139V115H138V114L135 115V118H136ZM145 116L148 117L147 115H145ZM179 116H180V115H179ZM179 116H177V117H179ZM227 116H228V115H227ZM235 116H236V114H235ZM235 116H234V117H235ZM242 116H243V115H242ZM254 116H255V115H254ZM258 116H259V115H258ZM263 116H264V114H263L262 116H260V117H263ZM12 117H13V116H12ZM66 117H67L66 119H69V120H70V117L68 116V114H67ZM72 117H71V118H72ZM143 117H144V116H143ZM166 117H167V116H166ZM169 117H170V116H169ZM177 117H176V118H177ZM181 117H183V114H182V116H180V118H181ZM190 117H189V118H190ZM196 117H197V116H196ZM198 117H201V116H198ZM198 117H197V118H198ZM202 117L204 118L205 116L202 115ZM228 117H230V116H228ZM232 117H233V116H232ZM237 117H238V115H237ZM250 117H251V116H250ZM250 117H249V118H250ZM252 117H253V115H252ZM46 118H47V117H46ZM62 118H63V116H62ZM137 118H138V117H137ZM150 118H149V124H150V122H152V121H150V120H151ZM174 118H175V117H174ZM187 118H188V117H187ZM194 118H195V117H194ZM194 118H192V119H194ZM207 118L210 120V118H212V117L210 116V118H209V117H207V115H206V118H204V119L206 120ZM221 118H219V119H221ZM238 118H239V117H238ZM238 118H237V119H238ZM240 118H241V116H240ZM253 118L255 119V117H253ZM24 119H23V120H24ZM47 119H48V118H47ZM59 119H60V118H59ZM72 119H74V118H72ZM78 119H79V118H78ZM78 119H77V120H78ZM147 119H148V118H147ZM198 119H200V118H198ZM201 119H202V118H201ZM217 119H218V118H217ZM232 119H234V118H232ZM232 119H231V121H227L226 119H224L223 123L227 121V122H229V123L231 122L230 124H233V123H232ZM241 119H242V118H241ZM241 119H240V120H241ZM259 119H261V118H259ZM262 119H263V118H262ZM262 119H261V120H262ZM61 120H62V119H61ZM61 120H60V121H61ZM74 120H75V119H74ZM80 120H81V119H80ZM88 120H89V119H88ZM96 120H97V119H95V121H96ZM177 120H178V119H177ZM179 120H180V119H179ZM181 120H182V118H181ZM183 120H184V118H183ZM194 120H196V118H195ZM205 120H204V121H205ZM209 120H206V121H209ZM211 120L213 121L214 119L212 118ZM211 120H210V121H211ZM225 120H226V121H225ZM235 120H236V118H235ZM256 120H257V118H256ZM256 120H255V122H256ZM263 120H264V119H263ZM50 121H51V120H50ZM72 121H73V120H72ZM95 121H93V122L95 123ZM97 121H98V120H97ZM97 121H96V122H97ZM99 121H102V120H99ZM99 121H98V122H99ZM139 121L142 122V120H139ZM139 121H138V122H139ZM147 121H148V120H147ZM187 121H188L189 124H190V120L188 119ZM191 121H192V120H191ZM201 121H203V120H201ZM204 121H203V122H204ZM215 121H217V120H215ZM215 121H214V122H215ZM219 121L222 122V120H219ZM237 121H238V120H237ZM248 121H249V120H248ZM248 121H246V122H248ZM253 121H254V120H253ZM259 121H260V120H259ZM8 122H9V121H8ZM74 122H76V121H74ZM81 122H85V121H81ZM93 122H92V123H93ZM110 122H111V121H110ZM115 122H116V121H115ZM115 122H114V124H113L114 126H112V128H111V131H112V129H113V128L115 127V125H116ZM120 122H122V121H120ZM145 122H146V121H145ZM145 122H144V123H145ZM153 122H154V121H153ZM185 122H186V120H185ZM194 122H195V121H194ZM217 122H218V121H217ZM221 122H220V123H221ZM249 122H250V121H249ZM262 122H263V121H262ZM262 122H261V123H262ZM49 123H50V122H49ZM78 123H79V122H78ZM85 123H86V122H85ZM99 123H100V122H99ZM99 123H98V124H99ZM103 123H104V122H102L101 124H103ZM116 123H117V122H116ZM126 123H128V122H125V123L123 122V124H125V126H126ZM133 123H134V122H133ZM135 123H136V122H135ZM192 123H193V122H192ZM192 123H191V124H192ZM215 123H216V122H215ZM220 123H217V124H219V126H220ZM235 123H236V121H235ZM239 123H240V122H239ZM239 123H238V124H239ZM20 124H22V123H20ZM25 124H24V125H25ZM52 124H54V123H52ZM56 124H58V123L56 122ZM90 124H91V123H90ZM90 124H89V125H90ZM95 124H96V123H95ZM111 124H112V123H111ZM123 124H121V125H123ZM138 124H139V123H138ZM140 124H141V123H140ZM140 124H139V125H140ZM146 124H148V123L146 122ZM160 124H161V123H160ZM224 124H225V123H224ZM240 124H241V123H240ZM244 124H245V123H244ZM244 124H243V127H244ZM247 124H249V123H246V125H247ZM93 125H94V124H93ZM118 125H119V123H118ZM128 125H129V123H128ZM144 125H145V124H144ZM144 125H142V126H144ZM152 125H153V124H152ZM152 125H151V126H152ZM161 125H162V124H161ZM236 125H237V124H236ZM236 125L234 124V128H235ZM22 126H23V125H22ZM52 126H53V125H52ZM54 126H56V125H54ZM57 126L60 127L61 125L58 124ZM57 126H56V127H57ZM64 126H65V125H64ZM66 126H67V125H66ZM94 126H95V125H94ZM97 126L99 127L100 125H97ZM137 126H138V125H137ZM156 126H157V125H156ZM189 126H190V125H188V128H189ZM191 126L193 127V125H191ZM194 126H195V125H194ZM196 126H198V125H196ZM229 126H231V125H229ZM229 126H228V127H225V128H229ZM250 126H251V125H250ZM62 127H63V126H62ZM110 127H111V125H110ZM116 127H117V125H116ZM122 127H123V126H122ZM122 127H121V128H122ZM126 127H127V126H126ZM126 127H125V129H126ZM139 127H140V126H139ZM152 127H153V126H152ZM152 127L150 128V126H149V128H150L151 130H152ZM157 127H158V126H157ZM166 127H167V126H166ZM212 127H214V128H212ZM212 127H211V128L209 127L210 129H206V131L208 130V131H209L208 134L211 133L212 135L215 134L214 136H216V133H217V130H218L217 128H218V127H216V126H212ZM232 127H233V126H232ZM245 127H249V126H245ZM121 128H120V129H121ZM123 128H124V127H123ZM140 128H141V127H140ZM140 128H139V129H140ZM153 128H154V127H153ZM158 128H159V127H158ZM161 128H163V127H161ZM161 128H160V129H161ZM171 128H172V127H171ZM171 128H170V129H171ZM176 128H177V126H176ZM215 128H216V130H215L216 133H213V132L210 131V130L215 129ZM225 128L222 127V131H223V129H225ZM230 128H231V127H230ZM230 128H229V129H230ZM238 128H239V126H238ZM251 128L253 129L254 127H252V126L249 127L250 130H252ZM260 128H261V129H260ZM260 128H259V129L261 130L260 132H262V130H263V129H262V125H261ZM78 129H80V128L78 127ZM142 129H143V128H142ZM142 129H141V130H142ZM145 129H147V128H145ZM150 129H149V131H150ZM160 129H158V130H160ZM163 129H164V128H163ZM168 129H169V128H168ZM172 129H175V127L172 128ZM189 129H190V128H189ZM231 129H233V128H231ZM231 129H230V130H231ZM242 129H243V128H242ZM249 129H248V130H249ZM254 129H257V128H254ZM254 129H253V131H251L252 133L255 131ZM59 130L61 131V128H59ZM65 130H66V128H65ZM67 130H68V128H67ZM67 130H66V131H67ZM115 130H116V129H115ZM121 130H122V129H121ZM126 130H127L128 133L130 134L131 131L128 130V128H127ZM164 130H165V129H164ZM166 130H167V129H166ZM194 130H195V129H194ZM220 130H221V129H220ZM236 130H237V129H236ZM244 130H246V129H244ZM40 131H41V130H40ZM40 131H39V132H40ZM62 131H64V128H63ZM62 131H61L60 133H62ZM66 131H65V134H66ZM111 131H110V132H111ZM113 131H114V130H113ZM113 131H112V132H113ZM116 131H117V130H116ZM116 131H114V133H115ZM123 131H124V129H123ZM127 131H126V132L124 131V132L127 133ZM145 131H146V130H145ZM155 131H156V130H155ZM161 131H162V130H161ZM161 131H160L159 133H161ZM169 131H170V130H169ZM172 131L174 132V133H173V134H174L173 137H175V138L178 137V138H179V136H181L180 132H178V131H174V130H172ZM192 131H193V130H192ZM206 131H205V132H206ZM213 131H214V130H213ZM222 131H221V133H222ZM232 131H233V130H232ZM234 131H235V129H234ZM256 131H257V130H256ZM256 131H255V133H256ZM258 131H259V130H258ZM4 132H2L3 135H4ZM28 132H29V131H28ZM28 132H27V133H28ZM31 132H32V131H31ZM104 132L107 133V131H104ZM118 132H119V129H118ZM121 132H122V131H121ZM124 132H122V133H124ZM141 132H142L141 134H139L140 132H139V133H138V132H137V133L134 132V133H135V136H136V135H137V136H138V135H140V136H141V135L145 136V134H143L144 131L142 130ZM147 132H148V131H146L145 133H147ZM153 132H154V130H153ZM194 132H195V131H194ZM201 132H203V130H202ZM201 132H200V133H201ZM219 132H220V131H219ZM225 132H226V131H225ZM238 132H241V133H242V132H245V131H241V130L238 129V131H237V136H238ZM247 132H248V131H247ZM260 132H258V133H260ZM35 133H36V132H35ZM40 133H41V132H40ZM40 133H39V134H40ZM63 133H64V132H63ZM125 133H124V134H125ZM134 133H133V134H134ZM157 133H158V131H157ZM159 133H158V134H159ZM170 133H172V132H170ZM196 133H197V132H196ZM200 133H198V134H200ZM203 133H204V132H203ZM203 133L201 134L202 136H203ZM227 133H229V131L226 132V133H224V135L227 134ZM230 133H232V132H230ZM258 133H257V134H258ZM263 133H264V132H262L261 135H262ZM5 134H6V133H5ZM28 134L30 135V133H28ZM28 134H27V135H28ZM46 134H47V133H46ZM93 134H94L93 132H92V134H91V132H90V135H91V136H92ZM97 134H98V133H97ZM108 134H110V133L108 132ZM124 134H122V135H124ZM153 134H155V133H153ZM173 134H172V135H173ZM193 134H194V136H195V133H192V135H193ZM198 134H197V135H198ZM208 134H207L206 136H208ZM211 134H210V135H211ZM218 134H219V133H218ZM222 134H223V133H222ZM222 134H220V135H222ZM235 134H236V133H235ZM257 134H256V135H257ZM34 135L36 136V134H34ZM42 135H44V133H43ZM42 135H41V136H42ZM48 135L50 136V135H53V134L50 133V134H48ZM48 135H47V137H48ZM98 135H100V134H98ZM111 135H112V134H111ZM115 135H116V134H115ZM117 135H118V134H117ZM201 135H199V137H200ZM212 135H211V137H212ZM224 135H223V136H219V137H220V138H221V137L223 138ZM239 135H240V133H239ZM244 135H245V134H244ZM246 135H247V134H246ZM246 135H245V137H249V136H246ZM253 135H254V133H253ZM253 135H251V136L253 137ZM259 135H260V134H259ZM31 136L33 137V133H31ZM53 136H54V135H53ZM56 136H57V135H56ZM85 136H86V135H84V137H85ZM91 136H90V137H91ZM120 136H121V135H120ZM125 136H127V135H125ZM128 136H129V135H128ZM128 136H127V137H128ZM130 136H131V134H130ZM143 136H141V137L143 138ZM147 136H151V137H153V135H151V133H150V135H147ZM154 136H155V135H154ZM160 136H162V135H159V137H160ZM166 136H167V135H164V136H162V137H166ZM194 136H193L192 138H194ZM226 136H227V135H226ZM232 136H234V134H233ZM232 136H231V137H232ZM3 137H4V136H3ZM37 137H38V136H37ZM39 137H40V136H39ZM47 137H46V138H47ZM82 137H83V136H82ZM87 137H89V135H88ZM87 137H86V138H87ZM92 137H93V136H92ZM131 137H134V136H131ZM138 137H139V136H138ZM145 137H146V136H145ZM155 137H156V136H155ZM155 137H153V138L146 137V138H148V140H150V139L153 140ZM170 137H171V136H170ZM188 137H190V136H188ZM197 137H198V136H197ZM197 137H196V138H197ZM217 137H218V136H217ZM245 137L243 136L242 138L244 139ZM259 137H260V136H259ZM1 138H2V137H1ZM40 138H41V137H40ZM43 138H45V137H43ZM43 138H42V139H43ZM49 138H52V136H50ZM53 138H54V137H53ZM93 138H94V137H93ZM93 138H92V139H93ZM100 138H101V137H100ZM122 138H123V137H120V139H122ZM124 138H125V137H124ZM139 138H140V137H139ZM142 138H141V139H142ZM167 138H168V136H167ZM178 138H177V139H178ZM200 138H201V137H200ZM202 138H205V134H204V137H202ZM207 138H208V137H206L205 139H207ZM222 138H221V140H222ZM226 138H227V137H226ZM228 138H229V137H228ZM228 138H227V140H229V141H231V140L233 139V138H232V139H231V138L228 139ZM256 138H258V137H256ZM256 138H253V139H256ZM16 139H17V138H15V140H16ZM90 139H91V138H90ZM103 139H104V138H103ZM117 139H119V136H117ZM125 139H126V138H125ZM143 139H144V140H143ZM143 139H142L141 141H143V142L148 141V140H146L145 138H143ZM161 139H162V138H161ZM161 139H160V143H161L162 146H164V148H163V150H164L165 147H167V148L169 147V143H170V142H169V141H161ZM164 139H166V138H164ZM164 139H162V140H164ZM189 139L191 140V137L187 139L188 141H186V143L189 142ZM212 139H214V138L212 137ZM212 139H211V140H212ZM237 139H241V138H237ZM237 139L235 138L234 141L237 140ZM247 139H248V138H247ZM247 139H244V140L246 141ZM17 140L19 141V139H17ZM53 140H54V139H53ZM53 140H49V141L51 142V141H53ZM55 140H56V139H55ZM57 140H59V139H57ZM72 140H74V138H73V139L71 138V141H72ZM93 140H94V139H93ZM100 140H101V139H100ZM100 140L97 141V142H101ZM132 140H137V139H135V138L133 139V138H132ZM132 140H130V141H132ZM157 140H158V139H156V141H157ZM168 140H169V138H168ZM194 140H196V139L194 138ZM194 140H193V141H194ZM207 140H208V139H207ZM216 140H217V138H216ZM218 140H219V139H218ZM224 140H225V139H224ZM241 140H242V139H241ZM8 141H9V139H8ZM18 141H15V142H18ZM20 141H21V140H20ZM44 141L48 142V139H47V140L44 139ZM76 141H77V140H76ZM76 141H74V142H76ZM80 141H81V140H80ZM125 141L129 142V137H128V140H125ZM197 141H198V140H197ZM212 141H213V140H212ZM225 141H226V140H225ZM234 141H233V143H235V144H236L237 142H240V140H238L237 142H234ZM245 141H244V143L247 142V141H246V142H245ZM252 141H253V140H252ZM254 141H256V140H254ZM254 141H253V142H254ZM12 142H14V141L12 140ZM36 142H37V141H36ZM40 142H42V141H40ZM72 142H73V141H72ZM143 142H142V143H143ZM151 142H152V141H151ZM153 142H155V140H153ZM158 142H159V140H158ZM171 142H174V141H171ZM175 142H176V144H177V141H175ZM175 142H174V144H175ZM181 142H182V141H181ZM181 142H178V143L181 144ZM183 142H185V141H183ZM199 142H200V141H199ZM208 142L210 143V141H208ZM208 142H207V143H208ZM216 142H217V141H214V143H216ZM223 142H224V141H223ZM223 142H222V144H223ZM227 142H228V141H227ZM248 142H249V141H248ZM253 142L251 143L252 146H253L254 143H256V142H254V143H253ZM257 142H258V143H257L258 145L256 144L257 148H260L261 146L264 148V143H261L260 141H257ZM259 142H260V143H259ZM6 143H7L6 141H3V142L0 143V152H4V154H5V151H4V147H3V146H4ZM8 143H9V142H8ZM20 143H21V142H20ZM48 143H49V142H48ZM64 143H65V142H64ZM66 143H67V142H66ZM78 143H79V141H78ZM129 143H130V142H129ZM131 143H132V142H131ZM134 143H135V142L133 141V144H132V145H134ZM136 143H138V142L136 141ZM160 143H159V144H160ZM189 143H190V142H189ZM189 143H188V145H189ZM192 143H194V142H192ZM203 143H204V142H203ZM220 143H221V142H220ZM231 143H232V141H231ZM233 143L231 144V145H232V148H233V145H235V144H233ZM241 143H243V142H241ZM51 144H52V143H50V145H51ZM58 144H59V143H58ZM62 144H63V143H62ZM67 144H68V143H67ZM75 144L77 145V143H75ZM92 144H94L93 141H92ZM95 144H96V143H95ZM95 144H94V145H95ZM139 144H141V143L139 142L137 145H139ZM144 144H145V143H144ZM147 144H148V143H147ZM147 144H146V145H147ZM182 144H183V143H182ZM201 144H202V143H201ZM201 144H198V146L200 145V147H201ZM210 144H211V143H210ZM212 144H213V143H212ZM224 144H227V143L224 142ZM229 144H230V143H229ZM229 144H228V147L231 146V145L229 146ZM248 144H249V143H248ZM53 145H54V143H53ZM55 145H56V144H55ZM69 145H71V143H70ZM76 145H75V146H76ZM96 145H97V144H96ZM129 145H131V144H129ZM129 145H128V147H129ZM132 145H131V146H132ZM135 145H136V144H135ZM137 145H136V146H137ZM142 145H143V144H142ZM150 145H151V143H150ZM150 145H149V146H150ZM153 145H154V144L152 143V148L155 147V146H153ZM156 145H157V143H156ZM184 145H185V144H184ZM188 145H187V146H188ZM195 145H197V144H195ZM207 145H208V144H207ZM207 145H206V146H207ZM213 145H214V144H213ZM240 145H242V144H238V143H237V147H239ZM243 145H244V144H243ZM8 146H9V144H8ZM71 146H73V145H71ZM71 146H70V148H73V147H71ZM80 146H83V145H81V143H80ZM104 146H105V145H104ZM104 146H103V147H104ZM126 146H127V145H126ZM131 146H130V148H131ZM139 146H140V148L142 147L141 145H139ZM162 146H161V147H162ZM172 146H173V145H172V143H171V146H170V147H172ZM187 146H186V147H187ZM190 146H194V145L190 144ZM198 146H197V147H198ZM202 146H203V145H202ZM206 146H204V147H206ZM218 146H219V145H218ZM223 146H224V145H223ZM247 146H248V145H247ZM249 146H251V145L249 144ZM249 146H248V147H249ZM256 146H255V147H256ZM6 147H7V146H6ZM6 147H5V149H6ZM38 147H40V148H38ZM38 147H37V149H42V148H43V147H41V145L38 146ZM107 147H108V146H107ZM107 147H106V149L104 148V149L102 150V153L97 151V153H99V157L101 156L100 154H104V155H105V153H107V154L110 153L111 148L108 147V149H107ZM170 147H169L168 149H171ZM173 147H175V148H176V147H179V148H180V147H183V146H177V145H176V146H173ZM173 147H172V148H173ZM186 147H185V149H186ZM188 147H189V146H188ZM200 147H199V149H201V152H202L204 149H202V148H200ZM204 147H203V148H204ZM207 147H209V146H207ZM215 147H216V146H215ZM215 147H213V148H215ZM221 147H222V146H221ZM224 147L228 150V148H227L226 146H224ZM224 147L222 148L223 151H224ZM235 147H236V145H235ZM235 147H234V148H235ZM241 147H242V146H241ZM243 147H244V146H243ZM243 147H242L241 149H243ZM23 148H25V150L27 149L26 146H24ZM31 148H32V147H31ZM48 148H49V147H47V151L49 150ZM50 148H51V147H50ZM81 148H82V147H81ZM81 148H79V149H81ZM109 148H110V149H109ZM130 148H129V150H130ZM135 148H136V147H135ZM140 148L138 147V149L142 151L143 149H140ZM143 148L145 149V147H143ZM146 148H147V147H146ZM152 148H151V149H152ZM156 148H159V147H155V149H156ZM175 148H173V149H175ZM190 148H191V147H189L188 149H190ZM194 148H195V147H194ZM210 148H211V147H210ZM245 148H246V147H245ZM245 148H244V149H245ZM257 148H256V150H257ZM21 149H22V148H21ZM32 149H33V148H32ZM51 149H52V148H51ZM51 149H50V150H51ZM74 149H77V148L75 147ZM74 149H73V152H74ZM82 149H83V148H82ZM136 149H137V148H136ZM138 149H137V150H138ZM161 149H162V148H161ZM168 149H167V150L165 149V151L168 152ZM181 149H182V148H181ZM185 149H184L183 151H186V150H187V149H186V150H185ZM191 149H192V148H191ZM191 149L189 150L190 153H191ZM199 149H198V150H199ZM206 149H208V148H206ZM216 149H217V147H216ZM218 149H220V146H219ZM226 149H225V154L227 155V153H226V152H227ZM260 149H261V151H262V148H260ZM22 150H23V149H22ZM27 150H28V149H27ZM27 150H26V151H27ZM35 150H36V147H35ZM43 150H44V149H43ZM53 150H54V149H53ZM56 150H57V149H56ZM56 150H54L53 153H57L58 151H56ZM77 150H78V149H77ZM132 150H134L135 155H136V152H137V154H138V153H141V152L135 151V149H131V151H132ZM149 150H150V148H149ZM157 150H158V149H157ZM194 150H196V148H195ZM194 150H192V153H191L192 156L188 154L189 156L192 157V159H191L192 162L196 163V162L199 161V162L196 163V164L198 165V164L201 162L200 165H201V166H204V164H205V163L203 164L204 161H203V162L200 161V160H198V161L196 160V162L193 161V160H194L193 158L195 157V156L193 157V155H197L198 152L200 153V150H199V151H198V150H197V151H194ZM229 150H230V149H229ZM32 151H33V150H32ZM32 151L29 150L28 152L31 153ZM39 151H40V150H39ZM39 151H38V152H39ZM47 151H46V153H48ZM55 151H56V152H55ZM67 151H70V149L68 148ZM150 151H151V150H150ZM183 151H181V152H183ZM187 151H188V150H187ZM187 151H186V152H187ZM189 151H188V152H189ZM223 151H222V152H223ZM233 151H236V150L234 149ZM36 152H37V150H36ZM38 152L36 153L37 155L39 154ZM42 152H43V154L45 153L44 151H42ZM49 152H52V151H49ZM63 152H64V151H63ZM70 152H71V151H70ZM73 152H71V153H73ZM95 152H96V151H95ZM132 152H133V151H132ZM155 152L157 153L158 151H154V150H153L152 153H155ZM171 152H173V151L170 150L169 153H171ZM181 152H179V153H181ZM203 152H205V151H203ZM203 152H202V153H203ZM206 152L208 153V151H206ZM209 152H210V151H209ZM244 152H246V151H244ZM15 153H16V152H14L13 154H15ZM20 153H24V150H23L22 152H19V155H20ZM40 153H41V152H40ZM46 153H45V154H46ZM58 153H60V151H59ZM58 153H57V154H58ZM71 153H70V155H71ZM125 153H126V152H125ZM128 153H129V152H128ZM130 153H131V152H130ZM130 153H129V154H130ZM159 153H160V151H159ZM173 153H175V152H173ZM173 153H171L170 155H172ZM177 153H178V150H177ZM207 153H205V155H207ZM210 153H211V152H210ZM219 153H221V150H220ZM255 153H257V152H255ZM261 153H262V152H261ZM4 154H1V155H0V168H4L3 165H4V163L6 162V160L8 159L7 156H4V157H3ZM31 154H32V153H31ZM33 154H34V153H33ZM94 154H95V153H94ZM94 154H92V156H93ZM126 154H127V153H126ZM129 154H128V155H129ZM182 154H184V155L186 156L185 152L181 153L180 155H182ZM203 154H204V153H203ZM212 154H213L212 156H214V157H215V154L218 156V154H217V153H214V151H213ZM223 154H224V152H223ZM232 154H233V153H232V151H231V155H229V156H230V161H231L232 159L234 160V157H235V156H234V157H232V159H231ZM250 154H251V153H250ZM250 154H249V155H250ZM253 154H254V153H253ZM253 154H251V156H252ZM262 154H263V153H262ZM262 154H261V155H262ZM55 155H56V154H55ZM55 155H53V156L55 157ZM89 155L91 156L90 153H89ZM95 155H96V154H95ZM130 155H131V154H130ZM132 155H134V153H133ZM140 155H142V154H138L139 157H142V156H140ZM143 155H144V154H143ZM158 155H159V154H157V156H158ZM160 155H161L160 157H162V154H160ZM173 155H175V154H173ZM199 155H202V154H199ZM199 155H198V156H199ZM205 155H203V156H199V157L201 158V160H202V158H205V157H204ZM220 155H221V154H220ZM226 155H225V156H226ZM236 155H239V154H236ZM242 155H243V154H242ZM242 155H241V156H242ZM245 155H248V154H245V153H244L243 158H244ZM255 155H256V154H255ZM258 155H259V154H258ZM33 156H34V155H32V156H30V157H33ZM47 156H48V155H47ZM50 156H52V155H50ZM59 156H60V155H59ZM59 156H57V157H59ZM72 156H73V155H72ZM90 156H89V157H90ZM107 156H109V155H107ZM115 156L118 157V155H115ZM115 156H114V157H115ZM147 156H149V155H146V157H147ZM177 156H179V155H177ZM208 156H209V155H208ZM210 156H211V155H210ZM210 156H209L208 158H210ZM221 156H222V155H221ZM251 156H250V157H247V158H252V159L254 160V158L251 157ZM14 157H15V155H14ZM27 157H28V155H27L25 158H27ZM34 157H35V156H34ZM57 157H56V158H57ZM70 157H71V156H69L68 154H65V152H64V154H62V151H61V156H60L59 158H57L59 161H61V166H58L57 163H54L53 165L55 166V164H56L57 168H58V167L61 168V171H63V170L65 171V170H67V169H63L64 167H65V168H68V169H74V170H75V167H76V165H75V161H73V160H72L73 158L71 159ZM96 157H97V155H96ZM96 157L93 156V158H96ZM99 157H98V158H99ZM111 157H112V156H111ZM126 157H127V156H125V159H124V158H122V159L126 160ZM160 157H159V158H160ZM164 157H165V156H164ZM167 157H169V159H171L173 156H169V155H168ZM170 157H171V158H170ZM175 157H176V156H175ZM182 157H183V155H182L180 158H182ZM199 157H198V158H199ZM259 157H260V156H259ZM263 157H264V156H263ZM263 157H262V158H263ZM6 158H7V159H6ZM28 158H29V157H28ZM35 158H36V157H35ZM35 158H34V159H35ZM38 158H39V157L36 158V159H37L36 162L38 161ZM102 158H104V157L102 156ZM151 158H152L153 160H156L155 158H158V157H151ZM184 158H187V156L184 157ZM184 158H183V159H184ZM196 158H197V157H196ZM227 158H228V157H227ZM237 158H238V156H237ZM247 158H246V159H247ZM256 158H258V157L255 156V161H257ZM5 159H6V160H5ZM17 159H18V158H17ZM22 159H23V157H22ZM34 159H33V161H34ZM47 159H48V158H47ZM104 159H105V158H104ZM107 159H108V158H107ZM143 159H144V160H145V159L147 160L148 158H143ZM143 159H142V160H143ZM149 159H150V157H149ZM152 159H151V161H153ZM167 159H168V158H167ZM169 159H168V160H169ZM206 159H207V158H206ZM214 159H215V158H214ZM219 159H220V158H219ZM260 159H261V158H258V160H260ZM8 160H9V159H8ZM18 160H21V158L18 159ZM23 160H24V159H23ZM99 160H100V159H99ZM113 160H116V159L114 158ZM124 160H123V162H124ZM128 160H129V159H128ZM146 160H145V161H146ZM157 160H158V159H157ZM160 160H161V159H160ZM162 160H163V157H162ZM171 160H172V159H171ZM212 160H213V159H212ZM224 160L227 161V159H224ZM228 160H229V159H228ZM253 160H252V161H253ZM25 161H26V160H25ZM41 161H42V160H41ZM59 161H58V162H59ZM121 161H122V160H121ZM169 161H170V160H169ZM173 161H174V160H173ZM175 161H176V159H175ZM215 161L217 162V160H215ZM215 161H214V162H215ZM247 161H248V160H247ZM261 161H263V159H262ZM7 162H8V161H7ZM47 162H51V161L49 160V161H47ZM101 162H102V159H101ZM127 162H129V161H126L125 163H127ZM157 162H158V161H157ZM163 162L165 163L166 160L163 161ZM163 162H162V164H163ZM171 162H172V161H171ZM171 162H170V163H171ZM176 162H178V161H176ZM176 162H175V163H176ZM211 162H212V161H211ZM222 162H224V161L222 160ZM245 162H246V160H245ZM245 162H244V164H246V163L248 164V162H246V163H245ZM253 162H254V161H253ZM38 163H39V162H38ZM43 163H44V166H45V162H42V163H40V164H43ZM142 163H145V162H142ZM142 163H141V164H142ZM149 163H151V162L149 161ZM152 163L155 164V162H152ZM152 163H151V164H152ZM160 163H161V161H160ZM194 163H193V164H194ZM209 163H210V162H209ZM219 163H220V161H219ZM251 163H252V162H251ZM36 164H37V163H36ZM46 164H47V163H46ZM108 164H109V165H112V164H110V163H107V165H108ZM122 164H123V163H122ZM151 164H150L149 167H153V166H152L153 164H152V165H151ZM165 164H166V163H165ZM202 164H203V165H202ZM206 164H207V163H206ZM206 164H205V166H207ZM220 164H221V163H220ZM220 164H219V165H220ZM47 165H48V164H47ZM49 165H50V164H49ZM51 165H52V163H51ZM59 165H60V164H59ZM105 165H106V163H105ZM155 165L158 166V164H155ZM155 165H154V166H155ZM163 165H164V164H163ZM179 165H180V164H179ZM179 165H178V166H179ZM241 165H243V164H240V167L243 168L244 166H241ZM248 165H249V164H248ZM251 165H252V164H250V167H251ZM41 166H42V165H41ZM100 166H101V165H100ZM103 166H104V165H103ZM124 166H125V165H124ZM124 166H123V167H124ZM137 166H140V167L143 166V167H144V165H142V166H141V165H136V166L133 165V167H136V168H137ZM145 166L147 167V164H145ZM159 166H160V165H159ZM161 166H162V165H161ZM215 166L218 167V165H215ZM231 166H232V165H231ZM22 167H24V166H22ZM22 167H20V168H21V170H20L21 172H20V173H22V170H23ZM46 167H47V166H46ZM123 167H122V165H121L120 168L122 169ZM149 167H147V168H149ZM191 167H192V166H191V164H190V167H189V168H191ZM195 167L197 168V166H195ZM212 167H213V165H212ZM212 167H211V169H212ZM222 167H223V166H222ZM224 167H225V166H224ZM232 167H233V166H232ZM238 167H239V166H238ZM238 167H237V168H238ZM17 168H19V167H17ZM20 168H19V169H20ZM27 168H28V167H27ZM27 168H26V167L24 168L26 172L28 171ZM49 168H50V167H49ZM124 168H125V167H124ZM144 168H145V167H144ZM144 168H143V169H144ZM153 168H154V167H153ZM157 168H158V167H157ZM187 168H188V167H187ZM193 168H194V166H193ZM205 168H209V169H210V167H205ZM205 168H204V169H205ZM215 168H216V167H215ZM229 168H230V167H227V171H228ZM233 168H234V167H233ZM244 168H245V167H244ZM6 169H7V168L5 167V170H6ZM121 169H120V170H121ZM134 169H135V168H134ZM137 169H139V168H137ZM151 169H152V168H149V170H151ZM174 169H175V168H174ZM174 169H173V170H174ZM221 169H222V168H221ZM221 169H217V171H218V170H221ZM223 169L225 170V168H223ZM223 169H222V170H223ZM238 169H239V168H238ZM3 170H4V169H2V171H3ZM7 170H8V169H7ZM7 170H6V171H7ZM58 170H59V169H58ZM154 170H156V169H155V168L152 169V172H151V175H150V176H151V177H150L151 179H153V177H155V179H157V177H158L157 172H155ZM212 170H214V169H212ZM232 170H233V169H232ZM245 170H247V167H246ZM10 171H12V172H13V175H14V172L16 171V169H15V171L12 170V169H11ZM17 171H18V169H17ZM59 171H60V170H59ZM61 171H60V172H61ZM71 171H72V170H71ZM132 171L134 172V170H132ZM132 171H131V173H132ZM137 171H138V170H137ZM139 171H141V168H140ZM169 171H170V170H169ZM203 171H204V170H203ZM205 171L207 172L206 169H205ZM230 171H231V169H230ZM241 171H242V170H241ZM241 171H240V172H241ZM3 172H4V171H3ZM26 172H23L24 175L27 174ZM29 172H30V171H29ZM31 172H34V171H31ZM60 172H59V173H60ZM66 172H67V171H66ZM143 172H144V170H143ZM145 172H146V168H145ZM148 172H149V171H148ZM148 172H146V175H145V174H144V175H143V174H139V175H140V176H147V175H149V174H147ZM189 172H190V171H189ZM192 172H193V171H192ZM200 172H201V171H200ZM208 172H209V170H208ZM220 172H221V171H220ZM224 172H225V171H224ZM245 172H246V171H245ZM4 173H5V172H4ZM8 173H9V171H8ZM15 173H16V172H15ZM40 173H41V172H40ZM40 173H38V175H39ZM67 173H68V172H67ZM71 173H72V172H71ZM112 173H113V172H112ZM141 173H142V171H141ZM169 173H170V172H169ZM174 173H175V172H174ZM202 173H203V172H202ZM209 173H210V172H209ZM209 173H208V174H209ZM226 173H227V172H226ZM261 173H262V172H261ZM1 174H3V173H1ZM9 174L11 175V173H9ZM33 174H36V172H34ZM132 174H134V173H132ZM135 174H136V173H135ZM197 174H198V173H197ZM197 174H196V175H197ZM239 174H241V173H239ZM252 174H253V173H252ZM259 174H260V173H259ZM20 175H21V174H20ZM42 175H43V174H42ZM42 175L40 174L39 179L42 178V177H41ZM44 175H45V174H44ZM127 175H128V174H127ZM201 175H202V174H201ZM201 175H200V176H201ZM204 175H205V174H204ZM209 175L212 176V173H210ZM213 175H215V174H213ZM256 175H258V174H257V173H256V174L254 173L253 176H254V177H257ZM29 176H33V177H34V175H29ZM58 176H59V175H58ZM60 176L64 177V175H61V174H60ZM137 176H138V175H137ZM168 176H169V175H168ZM170 176H171V174H170ZM191 176H192V175H191ZM191 176H190V178H192ZM229 176H230V175H229ZM260 176L262 177V175H259V177H260ZM2 177H3V176H2ZM54 177H55V176H54ZM65 177H66V176H65ZM125 177H127V176H125ZM128 177H129V176H128ZM131 177H132V176H131ZM135 177H136V176H135ZM159 177H160V176H159ZM159 177H158V178H159ZM171 177H172V176H171ZM196 177H198V176H196ZM217 177H218V176H217ZM244 177H245V176H244ZM247 177H248V176H247ZM35 178H38V177L35 176ZM56 178H57V177H55V179H56ZM58 178H59V177H58ZM123 178H124V177H123ZM123 178H121V179H123ZM138 178H139V177H138ZM184 178H187V177H183V181H188V180H186V179H184ZM194 178H195V177H194ZM198 178H199V177H198ZM202 178H204V177H202ZM206 178H207V177H206ZM214 178H215V176H214ZM219 178H220V177H219ZM251 178H252V177H251ZM251 178H250V180H251ZM53 179H54V178H53ZM55 179H54V180H55ZM59 179H60V178H59ZM63 179H64V178H63ZM63 179H62V180H63ZM118 179H120V178H118ZM125 179H127V178H125ZM125 179L123 180L124 182H125ZM133 179H134V178H133ZM136 179H137V178H136ZM151 179H148V180H151ZM155 179H154V180H155ZM172 179H173V178H172ZM172 179H171V180H172ZM188 179H189V178H188ZM192 179H193V178H192ZM204 179H205V178H204ZM225 179H226V178H225ZM230 179H231V178H230ZM230 179H229V180H230ZM256 179H257V178H256ZM25 180H26V179H25ZM25 180H24V181H25ZM60 180H61V179H60ZM115 180H116V179H115ZM115 180H113V181H115ZM141 180H142V177H141ZM157 180H159V179H157ZM162 180H164V179H162ZM162 180H159V182L162 181ZM179 180H180V179H179ZM189 180H190V179H189ZM215 180H216V179H215ZM220 180H221V178H220ZM222 180H223V179H222ZM222 180H221V181H222ZM246 180H247V179H246ZM250 180L248 179L247 182H249ZM252 180H255V178L252 179ZM56 181L58 182L57 179H56ZM120 181H121V180H120ZM129 181H130V180H129ZM142 181H143V180H142ZM146 181H147V179H146ZM176 181H178V180H176ZM180 181H181V180H180ZM183 181H182V182H183ZM204 181H205V180H204ZM213 181H214V179H213ZM51 182H52V184L54 183L52 180H51ZM63 182H64V181H63ZM65 182H66V181H65ZM115 182H116V181H115ZM127 182H128V181H127ZM151 182H152V181H151ZM162 182H163V181H162ZM170 182H171V181H170ZM174 182H175V181H174ZM198 182H200V180H198ZM218 182H219V180H218ZM228 182H229V181H228ZM233 182H234V181H233ZM247 182H246V183H247ZM3 183H4V182H3ZM22 183H25V182H21V184H22ZM26 183H27V181H26ZM35 183H36V182H35ZM60 183H61V182H60ZM111 183H114V182H111ZM125 183H126V182H125ZM160 183H161V182H160ZM160 183H159V184H160ZM167 183H168V182H167ZM201 183H202V182H201ZM204 183H205V182H204ZM204 183H203V184H204ZM207 183H208V182H207ZM225 183H226V182L224 181V184H225ZM27 184H28V183H27ZM36 184H37V183H36ZM52 184H51V185H52ZM54 184H55V185H52V186H54V187H55L54 189L56 190V189H57L56 186H57L58 184H56V183H54ZM61 184H62V183H61ZM61 184H60V186H62ZM65 184H66V183H63L64 187H66ZM117 184H119V183H117ZM122 184H124V183L122 182ZM127 184H128V183H127ZM150 184H151V183H150ZM165 184H166V182H165ZM165 184H164V185H165ZM185 184H186V183H185ZM205 184H206V183H205ZM237 184H238V182H237ZM249 184H250V183H249ZM249 184H248V185H249ZM260 184H261V183H260ZM262 184H263V182H262ZM262 184H261V185H262ZM23 185H24V184H23ZM23 185H22V186H23ZM31 185H32V184H31ZM31 185H30V186H31ZM84 185H85V184H84ZM124 185H125V184H124ZM143 185H144V184H143ZM143 185H142V187H143ZM145 185H147V184H145ZM145 185H144V187H146ZM160 185L163 186L162 184H160ZM176 185H177V184H176ZM178 185H179V184H178ZM183 185H184V183H183ZM183 185H182V186H183ZM218 185L220 186L221 184H218ZM227 185L230 186V184H228V183H227ZM234 185H235V184H234ZM263 185H264V184H263ZM10 186H12V185H10ZM30 186H27V188H29ZM42 186H43V184H42ZM42 186H41V188H42ZM60 186H58L59 189H60ZM102 186H103V185H102ZM112 186H114V185H112ZM125 186H126V185H125ZM128 186H129V185H128ZM167 186H169V183H168ZM167 186L165 185V187H167ZM189 186H190V185H189ZM206 186H208V185H206ZM216 186H217V185H216ZM222 186H223V185H222ZM245 186H247V185H245ZM252 186H253V185H252ZM24 187H26V185H25ZM34 187H35V186H34ZM97 187H98V186H97ZM104 187H105V186H104ZM116 187H117V186H116ZM116 187H114V188H116ZM121 187H122V186H121ZM136 187H137V186H136ZM136 187H135V188H136ZM147 187H148V186H147ZM171 187H172V186H171ZM173 187H174V185H173ZM175 187H176V186H175ZM175 187H174V188H175ZM178 187H179V186H178ZM178 187H177V188H178ZM199 187H200V186H199ZM213 187H214V186H213ZM226 187H227V186H226ZM250 187H251V186H250ZM261 187H263V186H261ZM13 188H14V187H13ZM39 188H40V187H39ZM39 188H38V190H39ZM44 188H45V187H43V189H44ZM66 188H67V187H66ZM66 188H65V189H66ZM123 188H124V187H123ZM149 188H151V186H150ZM174 188H173V189H174ZM179 188H180V187H179ZM181 188H182V187H181ZM186 188H189V187H188V184H187V187H186ZM201 188H202V186H201ZM204 188H205V187H204ZM207 188H208V187H207ZM228 188H229V187H228ZM253 188H254V187H253ZM30 189H31V188H30ZM35 189H36V188H34V190H33L34 193H35V192H39V191H37V189H36V190H35ZM46 189H47V188H46ZM51 189H52V188H51ZM107 189H108V188H107ZM139 189H141V188H139ZM146 189H148V188H146ZM151 189H152V188H151ZM183 189H184V188H183ZM183 189H182V190H183ZM192 189L195 190V188H192ZM219 189H220V188H219ZM221 189H222V188H221ZM254 189H255V188H254ZM263 189H264V188H263ZM60 190H61V191L64 190L63 187H62V189H60ZM60 190H59V191H60ZM114 190H115V189H114ZM122 190H123V189H122ZM137 190H138V189L136 188L135 191H137ZM141 190H144V188H142ZM155 190H156V189H155ZM158 190H159V189H158ZM158 190H157V191H158ZM175 190H176V188H175ZM193 190H191V188H189V189H185V190H183V192H181V190H180V191L177 190V191L181 192V194H184V196H186V197H185L184 201H182V200H178L179 202L181 201L182 203H181V204L179 203V205L176 206L177 210H176V213L174 212V213H175V216L172 215V216H174L173 218H176V221H177L178 226L183 228V231H184V232H183V231H182V232L185 233V234H187V235H189V234L192 235L193 233H196V232H198V231L200 232L201 230H202L201 232L203 233L204 230H207V229H208V227H207L206 225H202V224L200 223V219H199V208H198V200L196 199L195 194H194L195 192L193 193ZM204 190H206V189H204ZM213 190H214V189H213ZM256 190H257V189H256ZM46 191H47V190H45V192H46ZM56 191H57V190H56ZM102 191H103V190H102ZM118 191H121V190L119 189ZM131 191H134V190L132 189ZM146 191H149V190H146ZM152 191H153V190H152ZM157 191H156V192H157ZM165 191H166V189H165ZM173 191H174V190H173ZM207 191H208V190H207ZM209 191H210V190H209ZM231 191H232V190H231ZM45 192H44V193H45ZM124 192L126 193V190H125ZM137 192H140V191H137ZM150 192H151V191H150ZM163 192H164V190H163ZM235 192H236V191H235ZM237 192H238V191H237ZM9 193L12 194V192H9ZM16 193H18V192H16ZM46 193H47V192H46ZM140 193H141V192H140ZM143 193H144V192H143ZM148 193H149V192H148ZM165 193H166V192H165ZM173 193H174V192H173ZM175 193H176V191H175ZM37 194H38V193H37ZM39 194H40V192H39ZM58 194H59V193H58ZM101 194H102V193H101ZM138 194H139V193H138ZM176 194H177V193H176ZM179 194H180V193H179ZM225 194L227 195V193H225ZM237 194L239 195V193H237ZM44 195H45V194H44ZM47 195L51 198V197L55 196V192L53 191V193H51V192H50V193H47ZM146 195H147V194H146ZM156 195H157V194H156ZM156 195L154 194V196H156ZM158 195H160V194L158 193ZM166 195H167V193L165 194V197H166ZM173 195H174V194H173ZM207 195H208V194H207ZM212 195H213V193H212ZM216 195H217V194H216ZM257 195L260 197L261 194L258 193ZM15 196H16V194H15ZM56 196H57V195H56ZM144 196H145V195H143L142 197H144ZM160 196L163 197L162 195H160ZM160 196H158V197L161 198ZM167 196H169V194H168ZM178 196H181V195H178ZM202 196H203V195H202ZM204 196H205V195H204ZM227 196H228V195H227ZM239 196H240V195H239ZM239 196H238V197H239ZM251 196H253V195H251ZM258 196H256V197H258ZM30 197H31V195H30ZM58 197H59V196H58ZM142 197H141V198H142ZM148 197H152V196H150V193H149V196H148ZM223 197H224V195H223ZM229 197H230V196H229ZM232 197H233V196H232ZM261 197H262V196H261ZM261 197H260V198H261ZM36 198L38 199V197H36ZM50 198H49V199H50ZM141 198H140V199H141ZM168 198H171V197H168ZM168 198H167V200H168ZM174 198H175V197H174ZM214 198H215V197H214ZM214 198L212 197V199H214ZM224 198H225V197H224ZM254 198H255V196H254ZM39 199H40V198H39ZM46 199H47V198H46ZM53 199H54V198H53ZM154 199H155V198H154ZM163 199H165V198H163ZM172 199H173V198H172ZM177 199H178V198H177ZM179 199H181V198H179ZM241 199H242V198H241ZM257 199H258V198H257ZM257 199H256V200H257ZM261 199H262V198H261ZM261 199H260V200H261ZM51 200H52V198H51ZM142 200H143V198L140 200V202H141ZM155 200L157 201V199H155ZM158 200L160 201L161 199H158ZM206 200H207V199H206ZM250 200H251V199H250ZM253 200H255V199H253ZM163 201H164V200H163ZM226 201L228 202V200H226ZM142 202H146V200H143ZM166 202H167V201H166ZM169 202H170V200H169ZM176 202H177V200H176ZM176 202H175V203H176ZM237 202H238V201H237ZM245 202H246V201H245ZM250 202H251V201H250ZM131 203H132V202H131ZM167 203H168V202H167ZM228 203L233 207V206L236 205V200L230 201V202H228ZM238 203H239V202H238ZM7 204H8V203H7ZM7 204H6V205H7ZM134 204H135V203H134ZM134 204L131 205V206L134 207ZM145 204H146V203H145ZM224 204H225V203H224ZM242 204H243V203H242ZM247 204L249 205V202H248ZM247 204H246V206H247ZM254 204H255V203H254ZM254 204H253V205H254ZM16 205H17L16 207H15V205H14V207H15L14 209H11L13 213L11 214V212H10V214H11L10 218L12 217V215H13V218H14V219L11 218V221H12V220H14V221H17V220H18L19 222H25L26 220H29V221H30L31 212H30L28 206H26V203L24 204V203H20V202H19V205H18V204H16ZM36 205H37V204H36ZM38 205H39V204H38ZM38 205H37V206H38ZM148 205H149V204H148ZM171 205H172V204H171ZM171 205H170L169 207H172ZM175 205H176V204H175ZM226 205H228V204L226 203ZM251 205H252V204H251ZM261 205H262V206L264 205V199H262V204H261ZM3 206H4V205H3ZM8 206H9V204L7 205V207H8ZM83 206H84V205H83ZM87 206H88V208L90 207L88 204H87ZM87 206H86V208H87ZM95 206H96V205H95ZM114 206H116V205H113V207H114ZM138 206H139V205H138ZM149 206H150V205H149ZM149 206H147V207H149ZM228 206H229V205H228ZM30 207H31V206H30ZM39 207H40V206H39ZM39 207H38V208H39ZM59 207H60V205H59ZM92 207H94V206H92ZM96 207H97V206H96ZM96 207H95V208H96ZM98 207H100V206H98ZM113 207H112V205H111L110 208H113ZM250 207H251V206H250ZM250 207H248V209H249ZM3 208H5V207H3ZM3 208H2V209H3ZM42 208H43V206H42ZM44 208H45V207H44ZM107 208H109V206H108ZM138 208H139V207H138ZM151 208H154V206H151ZM176 208H175V209H176ZM255 208H256V207H255ZM2 209H1V210H2ZM5 209H6V208H5ZM7 209H10V208H7ZM30 209H31V208H30ZM39 209H40V208H39ZM76 209H79V208H76ZM76 209H74V210H76ZM90 209L92 210L93 208H90ZM116 209H119V208L116 206ZM116 209H115V211H116V213H117L118 210H116ZM129 209H130V208H129ZM173 209H174V207H173ZM248 209H246V210H248ZM252 209H253V208H252ZM262 209H263V208H262ZM1 210H0V211H1ZM35 210H38V209H35ZM42 210H43V209H42ZM79 210L82 211L83 209L81 208V209H79ZM85 210H86V209H85ZM87 210H88V209H87ZM91 210H90V211H91ZM96 210H97V209H96ZM99 210H100V209L98 208V211H99ZM101 210H103V209H101ZM101 210H100V211H101ZM104 210H105V208H104ZM106 210H107L108 213H114V212H115L114 210H113L114 212H112L111 209H110V211H109V209H106ZM106 210H105V211H106ZM138 210H139V209H138ZM155 210L157 211V208H155ZM171 210H172V209H170L169 211H171ZM237 210H239V209H237ZM2 211H3V210H2ZM7 211H9V210H7ZM38 211H39V210H38ZM38 211L36 212V214L38 213ZM43 211H44V210H43ZM94 211H95V210H94ZM129 211H130V210H129ZM136 211H137V209H136ZM141 211H142V210H141ZM141 211L139 212L140 214L143 212V211H142V212H141ZM156 211H153V210H152V212H154V213H155ZM221 211H222V210H221ZM229 211H230V210H229ZM232 211H233V210H232ZM234 211H235V210H234ZM234 211H233V212H234ZM239 211H240V210H239ZM55 212H57V211L55 210ZM63 212H64V211H63ZM72 212H73V210H72ZM72 212H71V213H72ZM133 212H134V211H133ZM133 212H132V213H133ZM149 212H150V209H149ZM149 212L147 211L146 214H148ZM152 212H151V213H152ZM164 212H165V211H164ZM171 212H173V211H171ZM235 212H236V211H235ZM0 213H1V212H0ZM34 213H35V212H34ZM44 213H45V212H44ZM46 213H47V212H46ZM58 213H60V212H58ZM58 213H57V216H58ZM67 213H69V214H67V215H69V216H67V217H68V218H71V217H70V214H71V213L68 212V211H67ZM87 213H88V212H87ZM87 213L84 215V214H81L80 212H74L75 220H76L77 217H78L77 221H74V219H73L74 216L71 215L73 218H72V220H69L70 222H72V223L70 224V226H68L69 228H68V227H65V229L67 228L66 231L64 230L65 232H64L63 229H62V231L64 232V233H63V234H64V237L62 238L63 240H61L59 236H58V238L60 239V241H59V240H55L56 242H59V243H60V242L62 241V243L66 244V245H67V249H66L67 252L70 253L72 257L74 256V258L77 257V255H82V254L85 255V251L88 250V249H86V248H87L86 243H87V236L89 235L90 229H89L87 226H88V223H89L90 220H91V219H90L91 216H90V218H88L87 215H88L89 213H88V214H87ZM92 213H93V212H92ZM97 213H98V212H97ZM116 213H114V214L116 215ZM132 213H131V214H132ZM162 213H163V212H162ZM166 213H169V212H166ZM166 213H165V214H166ZM224 213H225V212H224ZM224 213H222V214H224ZM229 213H230V212H229ZM236 213H237V212H236ZM236 213H235V214H236ZM47 214H48V213H47ZM47 214H46V215H47ZM52 214H54L53 211H52ZM52 214L50 213V216H53ZM60 214H62V213H60ZM118 214H119V213H118ZM172 214H173V213H172ZM207 214H208V213H207ZM217 214H218V213H217ZM226 214H228V213H226ZM8 215H9V212H8ZM42 215H43V213L40 214L39 216L43 217ZM46 215H45V216H46ZM62 215H63V214H62ZM64 215H65V214H64ZM122 215H123V214H122ZM134 215H136V212L134 213ZM157 215H158V212H157ZM212 215H213V213H212ZM214 215H215V213H214ZM230 215H231V214H230ZM48 216H49V215H48ZM48 216H47V217H48ZM55 216H56V213H55ZM124 216H125V215H124ZM124 216H122L123 218H122L120 215H119V216H116V217L121 218V221H122L123 223L125 222V224L129 221V218L132 219V217H130V216H127V215H126L127 217H126V216L124 217ZM137 216H139V214H137ZM158 216H159V215H158ZM160 216H161V215H160ZM164 216H165V215H163V217H164ZM170 216H171V215H169V217H170ZM172 216H171V218H172ZM189 216H191L192 218L189 219ZM209 216H210V215H209ZM209 216H208V217H209ZM218 216H220V215L218 214V215H217V218H218ZM234 216H235L234 214H233V216L231 215V217H234ZM247 216H249V218H247ZM36 217H38V216H36ZM41 217H40V219H41ZM47 217H46V218H47ZM63 217H64V216H63ZM63 217H61V218L64 220L65 218H63ZM128 217H129V218H128ZM166 217H167V219H168V221H169V218H168L167 214H166ZM213 217H214V216H213ZM235 217H236L235 221H236L237 225L239 226V227H238L239 229H240V228H241V229L243 228V229L245 230V232H250V231L253 232V231H257L256 233H259V234H260V233H263V234L260 235V237H261L262 239H264V231H262V230L260 229V227L258 226V224H256L255 217L253 218V217L251 216V213H250V212H247V211H245V210H244V211H240V212L237 213V215H236ZM235 217H234V218H235ZM256 217H257V216H256ZM5 218H6V217H5ZM8 218H9V217H8ZM15 218H16L17 220H16ZM38 218H39V217H38ZM38 218H36V219H38ZM49 218H50V217H49ZM49 218H47V219H49ZM87 218H88V219H87ZM112 218H113V217H112ZM112 218H111V219H112ZM119 218L114 219L115 222L117 221L116 223L119 222V221H118ZM164 218H165V217H164ZM217 218H216V220H217ZM245 218H246V219H245ZM47 219H45V220H47ZM50 219H57V221H58V218H50ZM50 219H49V220H50ZM134 219H135V218H134ZM204 219H205V218H204ZM212 219H214V218H212ZM4 220H6V219H4ZM42 220H43V219H42ZM63 220H62V223H63ZM216 220H215V221H216ZM47 221H48V220H47ZM111 221H112V220H111ZM217 221H218V220H217ZM227 221H228V220H227ZM4 222H7V223H8V220H6V221H4ZM129 222H131V221H129ZM146 222H148V221H146ZM151 222L154 223V221H151ZM225 222H226V221H225ZM17 223H18V222H16V224H17ZM25 223H26V222H25ZM27 223H28V222H27ZM62 223H61L60 225H62ZM91 223H92V222H91ZM123 223H122V224H123ZM140 223H142V222H140ZM164 223H165V222H164ZM167 223H168V222H167ZM167 223H166V224H167ZM169 223H170V225H171V222H169ZM202 223H203V222H202ZM223 223H224V222H223ZM226 223H227V222H226ZM226 223H225V224H226ZM229 223H230V221H229ZM5 224H6V223H5ZM16 224L14 223V225H13V223L11 222L10 226H14V227H15V226H17ZM19 224H20V223H19ZM67 224H68V223H67ZM114 224H115V223H114ZM130 224H131V223H130ZM145 224H146V223H145ZM145 224L143 223V225H145ZM148 224H149V223H148ZM174 224H175V223H174ZM177 224H176V225H177ZM233 224H234V223H233ZM233 224H232V225H233ZM7 225H9V223H8ZM7 225H6V226H7ZM20 225H21V226H24L23 224H20ZM64 225H65V224H64ZM126 225H128V224H126ZM152 225H153V224H152ZM152 225H151V226H152ZM167 225H169V224H167ZM211 225H212V224H211ZM21 226H19V227H21ZM58 226H59V225H58ZM62 226H63V225H62ZM140 226H141V225H140ZM171 226H172V225H171ZM173 226H174V225H173ZM225 226H226V225H225ZM225 226H224V227H225ZM17 227H18V226H17ZM17 227H16V229H17ZM42 227H43V226H42ZM117 227H118V226H117ZM146 227H147V226H144V228H146ZM175 227H176V226H175ZM229 227H230V226L228 225V228H229ZM236 227H237V226H236ZM236 227H235V228H236ZM258 227H259V229H257ZM1 228H2V227H1ZM63 228H64V227H63ZM119 228H121V227H119ZM126 228H127V227H126ZM144 228H143V229H144ZM173 228H174V227H173ZM38 229H39V228H38ZM58 229H59V228H58ZM146 229H148V228H146ZM146 229H145V230H146ZM150 229H151V228H150ZM178 229H179V228H178ZM263 229H264V228H263ZM0 230H1V229H0ZM2 230H3V229H2ZM8 230H9V229H8ZM35 230H37V229H35ZM35 230H34V231H35ZM53 230H54V229H53ZM59 230H60V232H62L61 229H59ZM128 230H131V229L128 228ZM162 230H163V229H162ZM162 230H161V231H162ZM229 230H230V228H229ZM5 231L8 232L7 229H5ZM11 231H13V230H11ZM26 231H27V230H26ZM34 231H33V232H34ZM56 231H58V230L55 229V234H56V233H59V232H56ZM125 231H126V230H125ZM143 231H144V230H143ZM235 231L237 232V230H235ZM241 231H242V230H241ZM9 232H10V231H9ZM9 232H8L7 235H9ZM28 232H29V231H28ZM33 232L31 231L30 233H33ZM36 232H37V231H36ZM39 232H40V231H39ZM50 232H51V231H50ZM238 232H239V231H238ZM1 233H2V232H1ZM34 233H35V232H34ZM40 233H41V232H40ZM53 233H54V232H53ZM140 233H141V232H140ZM142 233H143V232H142ZM2 234H3V233H2ZM5 234H6V233H5ZM10 234L12 235V232H10ZM36 234H37V233H36ZM55 234H54V235H55ZM59 234H60V233H59ZM63 234H62V235H63ZM151 234H152V233H151ZM236 234H237V233H236ZM11 235H10V236H11ZM54 235H52V237H53ZM155 235H157V234H154L153 236H155ZM158 235H159V234H158ZM161 235H162V233H161ZM163 235H164V234H163ZM163 235H162V237H163ZM182 235H183V234H182ZM237 235H238V234H237ZM239 235H240V234H239ZM239 235H238V236H239ZM103 236H104V235H103ZM105 236H107V235H105ZM137 236H140V234H139V235L137 234ZM165 236H166V235H165ZM192 236H193V235H192ZM192 236H191V237H192ZM217 236H218V233H217ZM255 236H256V235H255ZM1 237H3V236L1 235ZM4 237H5V236H4ZM4 237H3V240L7 241L8 238H6V237H8V236L5 237L6 239H5ZM37 237H38V236H37ZM159 237H161V236H159ZM159 237L156 238V239H159ZM172 237H173V236H172ZM182 237H183V236H182ZM188 237H189V236H188ZM41 238H42V237H41ZM55 238H56V237H55ZM58 238H56V239H58ZM103 238H104V237H103ZM114 238H115V237H114ZM141 238H142V237H141ZM141 238H138V239L141 240ZM153 238H154V237H153ZM153 238H152V239H153ZM166 238H167V237H166ZM174 238H176V237L174 236ZM174 238H173V240L169 239V241H168V239H167V240H165V243H163V244L160 245V246H161V247H160V254H159V253H158L159 255L156 254V255H158V256H157L156 258H154L153 264H170V263H171L170 260H171V252H172V250H177L176 245H180V247H179L178 249H182V248H183V243L186 242V241H185V242L183 241L184 239H183V240H174ZM180 238H181V237H180ZM229 238H230V237H229ZM13 239H14V238H13ZM13 239H12V240H13ZM20 239H24V238H20V237H19V238L16 240V242H20V241L22 242V241L25 240V239H24V240H20ZM34 239H35V237H34ZM38 239H40V238H38ZM38 239H37V241H38ZM116 239H119V238H115L114 240H116ZM161 239H162V238H161ZM177 239H178V238H177ZM232 239H236V238H232ZM253 239H255V238H253ZM253 239H252V241H253ZM9 240H10V243H11L12 240H11L10 238H9ZM19 240H20V241H19ZM35 240H36V239H35ZM111 240H112V239H111ZM142 240H143V239H142ZM142 240H141V242H139V243L142 244V242H143ZM162 240H163V239H162ZM170 240H171V241H170ZM211 240H212V239H211ZM216 240H217V239H216ZM259 240H260V239H259ZM0 241H1V240H0ZM13 241H14V240H13ZM55 241H54V242H55ZM117 241H118V240H117ZM160 241H161V240H160ZM166 241H167V242H166ZM182 241H183V243H182ZM203 241H204V240H203ZM214 241H215V240H213V242H214ZM242 241H243V240H242ZM250 241H251V240H250ZM256 241H257V240H256ZM25 242H26V241H25ZM39 242H41V240H40ZM114 242H116V241H113L112 244H114ZM124 242H125V241H124ZM199 242H200V241H199ZM216 242H217V241H216ZM2 243H3V242H2ZM47 243H49V242H47ZM47 243H45V244H47ZM118 243H119V242H118ZM118 243H115V245H117ZM125 243L127 244V242H125ZM139 243H138V244H139ZM144 243H146V242H144ZM161 243H162V241H161ZM189 243H190V242H189ZM191 243H192V242H191ZM206 243H207V242H206ZM0 244H1V243H0ZM3 244H4V245H7V244H8L7 246H9V243H8V242H7V244H5V243H3ZM3 244H2V245H3ZM21 244H22V243H21ZM119 244H120V243H119ZM119 244H118V245H119ZM123 244H124V243H123ZM126 244H124V245H126ZM129 244H130V242H129ZM129 244H128V245H129ZM141 244H139V245H141ZM213 244H214V243H213ZM227 244H228V243H227ZM247 244H248V243H247ZM247 244H245V245H247ZM4 245H3V247H5ZM10 245H11V244H10ZM13 245H14V244H13ZM19 245H20V243H19ZM27 245H28V244H27ZM51 245H52V244H51ZM120 245H121V244H120ZM124 245H123V246H124ZM128 245H126V246H128ZM136 245H137V244H136ZM142 245H143V244H142ZM144 245H146V244H144ZM155 245H156V244H155ZM155 245H154V247H155ZM157 245H158V244H157ZM157 245H156V246H157ZM197 245H198V244H197ZM199 245H200V243H199ZM201 245H202V243H201ZM203 245H204V243H203ZM206 245H207V244H206ZM216 245H217V244H216ZM228 245H230V243H229ZM16 246H18V244H16ZM48 246H49V245H48ZM54 246H56V245H54ZM58 246L60 247V244H59ZM63 246H64V245H62L61 248H62V249H65V247H63ZM148 246H150V245H148ZM151 246H152V245H151ZM158 246H159V245H158ZM158 246H157V247H158ZM214 246H215V245H214ZM234 246H235V245H233V247H234ZM248 246H249V245H248ZM258 246H259V245H258ZM258 246H255V247H258ZM14 247H15V246H13V248H11V247H9V248H11V250H14V252H15V251L17 250V247H16V250H15ZM30 247H31V246H30ZM30 247H29V248H30ZM45 247H46V246H45ZM137 247H138V245H137ZM191 247H192V246H191ZM193 247H194V245H193ZM199 247H200V246H199ZM204 247H206V246H204ZM212 247H213V246H212ZM212 247H211V248H212ZM215 247H216V246H215ZM230 247H232V246H230ZM233 247H232V248H233ZM242 247H243V246H242ZM253 247H254V246H253ZM5 248H7V247H5ZM18 248H19V247H18ZM32 248H35V247H32ZM48 248H49V247H48ZM52 248L54 249V248H56V247H52ZM150 248H151V247H150ZM208 248H209V247H208ZM237 248H238V247H237ZM239 248H240V247H239ZM239 248H238V249H239ZM57 249H58V247H57ZM143 249H144V248H143ZM204 249H205V248H203V250H204ZM234 249H235V248H234ZM263 249H264V248H263ZM11 250H9V251H11ZM34 250H35V249H34ZM47 250H48V249H47ZM47 250H46V251H47ZM58 250H61V249H58ZM137 250L139 251V249H137ZM150 250H151V249H150ZM200 250H201V249H200ZM205 250H206V249H205ZM207 250H210V249H207ZM9 251H8V252H9ZM27 251H28V250H27ZM27 251H26V252H27ZM37 251H38V250H37ZM37 251H36V252H37ZM56 251H57V250H56ZM118 251H119V250H118ZM140 251H141V250H140ZM179 251H180V250H179ZM184 251H186V249H184ZM233 251H234V250H232V252H233ZM235 251H237V250L235 249ZM14 252H13V253H14ZM41 252H42V251H41ZM47 252H48V254H49V251H47ZM52 252H53V251H52ZM67 252L65 251V254H68ZM119 252H122V251L120 250ZM232 252H231V254H230L231 256H232ZM237 252L240 253L239 250H238ZM241 252H242V251H241ZM60 253H61V252H60ZM63 253H64V251H63ZM136 253H137V252H136ZM136 253H135V254H136ZM141 253H142V252H141ZM220 253H221V252H220ZM223 253H224V251H223ZM229 253H230V251H229ZM242 253H243V252H242ZM0 254H1V253H0ZM31 254H32V252H31ZM31 254H30V255H31ZM39 254H40V252H39ZM39 254H38V256H39ZM42 254H43V253H42ZM50 254H51V253H50ZM70 254H69V256H70ZM120 254H121V253H120ZM123 254H124V253H123ZM142 254H143V253H142ZM152 254H154V253H152ZM224 254H225V253H224ZM243 254H244V253H243ZM246 254H247V253H246ZM15 255H16V253H14V256H15ZM18 255H19V254H18ZM34 255L36 256V254H34ZM44 255H45V254H44ZM125 255H126V253H125ZM156 255H155V256H156ZM187 255H188V254H187ZM187 255H186V256H187ZM226 255H229L228 252L226 253ZM230 255H229V256H230ZM250 255H251V254H250ZM11 256H12V255H11ZM14 256H12V257H14ZM21 256L23 257V255H21ZM40 256H41V255H40ZM46 256H48V255H46ZM63 256H64V255H63ZM126 256H127V255H126ZM133 256H134V255H133ZM197 256H200V255H198V253H197ZM210 256H211V255H210ZM222 256H223V258H225V255H222ZM258 256H260V255H258ZM19 257H20V256H19ZM19 257H18V259H20ZM29 257H30V256H29ZM36 257H37V256H36ZM42 257H43V256H42ZM59 257H60V256L57 254V255L55 256V259L53 258L54 261H53L52 263H51V262H50V263H51V264H64V262L66 261V260L64 259L65 257L63 258V260H60L61 258L59 259ZM89 257H90V256H89ZM89 257H88V258H89ZM93 257H94V256H93ZM128 257H129V256H128ZM134 257H135V256H134ZM149 257H152V256H149ZM219 257H220V256H219ZM255 257H256V256H255ZM255 257H251V258H255ZM38 258L41 260L40 257H38ZM69 258H71V257H69ZM78 258H79V256H78ZM83 258H84V257H83ZM88 258H87V259H88ZM91 258H92V255H91ZM91 258H90V259H91ZM122 258L125 259L124 257H122ZM137 258H138V257H137ZM230 258H232V257H230ZM26 259H29V258L26 256ZM26 259H23V261L26 260ZM81 259H82V258H81ZM123 259H122V260H123ZM134 259H135V258H134ZM134 259H133V260H134ZM213 259H214V257H213ZM246 259L248 260V258H246ZM30 260H31V259H30ZM42 260H44V259H42ZM47 260H48V259H47ZM64 260H65V261H64ZM67 260H69V259L67 258ZM83 260H84V259H82V261H83ZM85 260H86V258H85ZM88 260H89V259H88ZM94 260H95V259H94ZM97 260L100 261V259H98V258H97ZM126 260H127V259H126ZM138 260H139V259H138ZM148 260H150V259H148ZM177 260H178V259H177ZM250 260H251V259H250ZM260 260H262L261 257H260ZM16 261H17V260H16ZM27 261H28V260H27ZM31 261H32V260H31ZM31 261H30V262H31ZM50 261H52V260H50ZM71 261H72V260H71ZM75 261H77V259H75ZM82 261H81V262H82ZM117 261H118V260H117ZM127 261H128V260H127ZM172 261H173V260H172ZM180 261H181V260H180ZM185 261H186V257H185L184 261H181V262H182V263L184 262V264H185ZM187 261H188V259H187ZM235 261H236V260H235ZM235 261H234V262H235ZM238 261H239V260H238ZM251 261H252V260H251ZM251 261H250V262H251ZM41 262H42V261H41ZM43 262H44V261H43ZM43 262H42V263H43ZM46 262H47V261H46ZM77 262H80V261L78 260ZM81 262H80V263H81ZM88 262H93V261H92V260H89ZM95 262H97V261L95 260ZM124 262H125V260L123 261V263H124ZM129 262H130V261H129ZM134 262H135V261H134ZM139 262H140V261H139ZM148 262H149V261H148ZM247 262H249V260H248ZM254 262H255V261H254ZM259 262H260V261H259ZM28 263H29V262H28ZM151 263H152V262H151ZM177 263H179V262H177ZM188 263L190 264V262H188ZM188 263L186 262V264H188ZM193 263H195V264H204V260H203L202 258H200V259L198 260L197 263H196V262H193ZM193 263H192V264H193ZM206 263H207V262H206ZM208 263H209V261H208ZM218 263H219V262H218ZM237 263H238V262H237ZM263 263H264V262H263ZM263 263H262V264H263ZM19 264H21V263H19ZM39 264H40V263H39ZM133 264H134V263H133ZM135 264H136V263H135ZM180 264H181V263H180ZM253 264H254V263H253ZM255 264H256V263H255ZM260 264H261V263H260Z\"/></svg>",
	"mask_w": 264,
	"mask_h": 264
},
{
	"label": "clouds",
	"instance_id": "obj_3",
	"mask_svg": "<svg viewBox=\"0 0 264 264\" xmlns=\"http://www.w3.org/2000/svg\"><path fill=\"white\" fill-rule=\"evenodd\" d=\"M253 3L256 2V0H252ZM211 3H215V0H211ZM245 21H240V23H244ZM97 79H99V77H97ZM105 155H107V153H105ZM153 179H155V177H153ZM192 217L189 216V219H191ZM180 247V245H176V248L178 249Z\"/></svg>",
	"mask_w": 264,
	"mask_h": 264
}]
</instances>
